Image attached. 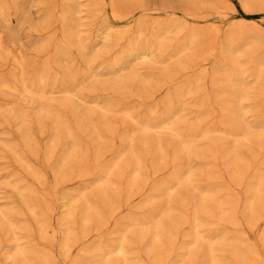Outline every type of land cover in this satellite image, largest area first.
Returning a JSON list of instances; mask_svg holds the SVG:
<instances>
[{
	"label": "rangeland",
	"instance_id": "1",
	"mask_svg": "<svg viewBox=\"0 0 264 264\" xmlns=\"http://www.w3.org/2000/svg\"><path fill=\"white\" fill-rule=\"evenodd\" d=\"M18 1V0H17ZM12 2V0H3V2L1 1V5L3 6L4 5V8H3V11L2 12H0L2 15H0V18H1V20L0 21H2L3 23H0V35H1V37H0V42H1V45L2 46H4V47H6V49L7 50H9L10 51V53H12L11 55H13L14 56V54H16L15 56L16 57H20V54H18V53H20V50H21V56H22V58H26V60H24V59H22V60H24V65L23 66H25L26 65V68L25 67H23L24 69H26V71L25 70H22V69H19L18 68V70H19V72H20V70H22V71H24V73H26V75H23L24 76V79L27 77V79H25V83L27 82V80H29L30 82H27L26 83V86L27 87H29V85H30V88H31V85L33 86V87H35V86H38L37 84L39 83H37L36 81H37V79L35 80L34 78H37V73L39 72V66H38V64L40 65V64H43L44 65V67H41L42 65H40V68L42 69V68H44V69H46L45 71H47V74H49V75H47V76H51V77H47V76H45V86L49 83V85H50V82H48V81H51V84L53 85H50V87H48V85L45 87V96H46V100L43 102V104H47V105H44V106H42L43 104L41 103L40 104V102H38V101H35V99L34 100H32L33 98H31V97H29V96H27V94L25 95V97L27 98V97H29V98H27V100H25L26 98H24V95H23V93H22V91H21V87L19 86V93H21V94H19L20 95V97L18 96V95H16V92H14V93H10L9 92V90H6V89H4L3 90V88H0V91H2V92H0L1 94H3V95H0V96H2V97H0V104H1V102H3V104H1L0 105V109H2V108H4L5 110H0V121H3V120H1V117H5V119L6 118H8L7 119V121H4L3 123V125L2 126H0V129H2V130H0V139H4V140H0V150H2V147L4 148L2 151L3 152H0V163H1V166H0V169L2 168V164L3 165H5V168H6V170L8 171L9 169V171L11 172V169H12V171H14V172H16V173H14V172H7V174H6V170H5V168H3V170H5V171H3L2 169H1V171L2 172H5V173H1V171H0V191L1 192H3V190L4 191H6V192H3V193H6V196H5V194H1L0 195V204L2 205V208L0 207V212H2V213H4L3 211H5L6 209V211H5V214H7V212H8V210L10 211V209H9V207H10V205L9 204H11V203H13V201H9V200H11V198H13L14 199V203H16V204H12L11 206H12V208H14L15 207V212L13 211V210H11V211H13L15 214H16V216L15 217H12V218H14L15 220H16V222H15V224H16V227H18V225L22 222V220H25V221H27V223L25 222V221H23V223H26L25 225L24 224H22V225H24V226H22L21 224V229H19V227L18 228H16V230H17V232L18 233H20V234H22L23 232V234L25 235V231L26 230H28V232L30 233V234H32V235H28L29 233L28 232H26V237H31V239L29 238V240H27V239H22V241L26 244V245H23L24 247H30V246H33L32 247V249L34 248V250L35 249H37L38 248V250L37 251H39V248L41 249V248H45V251L47 250V253H51V256H52V259H51V261L53 260V262H54V259H55V262H54V264H70V261L66 258V256L64 255V253L62 252L63 251V248H61L62 247V244H63V242H61L62 240H63V236H64V226H61V223L63 222L62 220V218H63V216H64V214H65V212H68L69 210H71V209H73V207L76 209L77 208V205H78V210H76V211H79L78 213L80 214V216H77V219H75L76 218V215H77V212L76 211H74L75 212V214H74V217H73V219H74V224L76 225H73V227L75 228V227H77V228H75L76 229V231H77V229H79L80 227H79V220H80V218H81V216L86 212V210H87V205H86V207H85V203L83 202V199L84 198H86V199H90V200H92L91 199V195H93V201H94V203H96V206H97V208H98V206H99V208L98 209H101V211L103 212V213H106V209L105 208H103V207H101L100 205H102L101 203H102V197H100V196H102L101 194H99L100 196H97V198H99L98 200H101V203H100V205H99V203L98 202H95V200H96V198L94 199V197H95V195H94V191H93V189L95 188V185H96V187L98 186V189L102 192L103 190H105V186L103 187V185H105L107 182H105V180L106 181H111V178L110 177H112L114 174H111L112 176H110V173L112 172V170H113V167H110V169H109V166H111L112 165V163L116 160L117 161V159L119 160V158L118 157H120V159H122V156H124V158H123V160L121 161L120 160V162H122L123 163V161H129L130 160V157H128V156H130L129 155V153H125V149L126 148H124V147H127V145H128V140H129V138H127V137H129L130 135H132V131L130 132V128H133V129H137L136 127H135V125H137L136 123L139 121H143V119L146 117L147 118V120L146 119H144V121H151L152 119H149V117L151 118L152 117V114L149 112V110H150V108H151V105H152V107H153V105L155 106V104H154V102L156 103V105H157V107H158V109L157 110H159L160 108H161V104H160V102L158 101L161 97H163V96H165L166 95V93H168L169 92V90H170V94H169V98H170V100H171V102L173 103V105H175V107L173 106V108L171 109L172 111H174V108H176V110H178L179 109V114H178V111H176V113L178 114L177 116H181L180 118H179V120H177L176 122L178 123V121H180L181 120V118L184 116V118H186L187 119V121H186V123L184 122V120H182L183 122H182V126H181V124L180 123H178L177 124V128L179 129V130H182L183 131V129H185V131H183L184 132V135H183V132H180L181 133V135H180V133H178L177 132V130L175 129V126H173L174 127V129H175V131L177 132V133H175V132H172V130L170 129V130H164V129H161L160 131H162V132H160V134L158 135V136H160L159 138H161V133L163 134V133H165L163 136H162V138L166 135V134H170L169 132H171V133H175L176 135L178 134V136H185V135H188V133L190 132L192 135H194V138L197 136V134H198V132L197 131H199V130H202V128L204 129L205 127L206 128H208L210 131H209V137H210V135H212L214 132H216V131H214V128L213 127H215L216 125V127L220 130V132L218 131L217 133H215V135L217 136V138H220V137H223V138H220V139H223V143H222V140H220V142H221V144L224 146V148L225 147H231V144H232V142H233V139L229 136V134H228V132H230V131H235L234 129H236L237 130V127L239 126V123L242 121L241 119L242 118H244L243 120H245V119H247V118H249L248 120H246V121H242L243 123L242 124H244L245 122L247 123V125L248 126H251L253 129H249L248 131L251 133V134H249L248 133V135H250V136H252L253 138H256V133L258 132V130L257 129H259L260 128V131L261 132H259V133H257V135H259L260 134V136L262 135V137H263V135H264V130L262 131L261 129H264V119L262 120L263 121V126H262V122H259L258 123V120L259 121H261V118H264V115L262 116L261 114L263 113L264 114V93L262 94L261 92L263 91L264 92V89H262L263 87H262V85H264L263 83H264V80H263V83H262V85H261V83H259V82H262L260 79L263 77V75H264V73H263V75H262V77L259 79V78H255L254 76H251L252 77V79L250 78V76L248 75L249 73L248 72H250V71H252V69L250 68V67H248L249 65H248V63L247 62H249V61H251V62H249V64H252V62L253 61H255L256 63H258V60L260 61V62H262V58H264V48H262V47H264L263 45H264V0H257V2H256V0H221V1H224V2H226V4L227 5H225V4H223L224 2H221L220 1V3H219V1L218 0H216V1H218V2H210L209 0H186V1H188V2H186L185 0H182L183 1V3H182V1L181 0H148L147 2H148V4H147V2H146V0H113V1H110V0H108L110 3L108 4V1L107 0H94L93 2L91 1V0H75V2H74V0H71L73 3H71L70 2V0H68V1H66V2H63V0H62V3H60L61 2V0H33V1H36V4L39 2V3H41L40 5H36L35 4V2H32L31 0H19L18 2ZM31 1V2H30ZM43 3H42V2ZM49 1V2H48ZM77 1H79V5L77 4V8L76 9H79V13L77 14L76 13V19L78 20V21H76L75 20V13H73L72 14V16H73V19H74V24H72L71 26H72V30H69L70 32L72 31V32H74L75 30H76V28H77V31H76V33H74V34H79L81 31H84V32H82L81 34H79L80 36H78L80 39H84V38H87V37H89V39L87 38V39H84V41L83 40H81L82 41V43H83V46L85 47V45H86V47L85 48H82L83 50H86L85 51V53L88 51V53L87 54H84V52L82 51V49H80V48H78L77 46V48L76 49H78V51L77 50H74L73 48H75V45H72V48L70 49H68L67 48V50H65L66 48H64L63 50H61V48H59V46L61 45V40L60 39H67V38H65L67 35H69L70 34V32L65 28V26L63 27V26H60L61 24H60V22L61 23H63V20H60L61 18H62V16H63V18H65V15H64V13L66 12V10H64V8H65V6H64V4L63 3H65V5H66V8H67V6L69 7V6H71L72 4H74L75 6H76V4L75 3H77ZM86 1H88L87 3H90V4H87L86 3ZM117 1H118V3H119V5H120V7L122 8V10H124V13H125V10H127L126 12H132L131 13V15L129 16V18H125V19H114L112 16H113V14H112V10H110V9H108L109 8V6H110V4H113L114 2V4L113 5H111V9H112V6H116L115 4H117ZM124 1V2H123ZM140 1V2H139ZM160 1V2H159ZM185 1V2H184ZM201 1V2H200ZM9 2H11L12 4H9ZM69 2V3H68ZM112 2V3H111ZM138 2H139V4H138ZM142 2V3H141ZM145 2H146V4H145ZM163 4V5H161L160 6V4ZM166 2V3H165ZM169 2H170V4H169ZM200 2V3H199ZM22 4L21 5V7L19 6V4ZM24 3V4H23ZM32 3V4H31ZM67 3V4H66ZM86 3V4H85ZM97 3V4H96ZM141 3V4H140ZM165 3V4H164ZM177 3V4H176ZM191 5H190V4ZM257 3V4H256ZM26 4V5H25ZM61 4H62V8H61ZM68 4H71V5H68ZM92 4V5H91ZM109 6H108V5ZM187 6H186V5ZM223 4V5H222ZM10 5H14V8H13V10H12V7L10 6ZM17 5H18V7L21 9H19L18 7H17ZM74 5H72L71 6V8L74 6ZM91 5V7H89ZM94 5H95V10H99L98 12H96L95 10H92V9H94ZM170 5V7L169 8H165V6L166 7H168ZM22 6H24L23 8H22ZM60 6V7H59ZM75 6H74V8H75ZM88 6V7H87ZM99 6V7H98ZM117 6H118V4H117ZM123 6H124V8H123ZM160 6V7H159ZM189 6V7H188ZM228 6V7H227ZM8 7V8H7ZM18 8L19 10V12L17 11V9H15V8ZM42 7H44V8H42ZM93 7V8H92ZM138 7H140V8H138ZM141 7H144L145 9L143 10ZM148 7V8H147ZM153 7V8H152ZM184 7V8H183ZM26 8H28V9H26ZM65 8V9H66ZM70 8V7H69ZM70 8V9H71ZM73 8V9H74ZM91 9V11H90V9ZM121 8H119V13L120 14H123V12H120L121 11ZM156 8V9H155ZM160 8V9H159ZM194 8V9H193ZM228 8H230L231 9V11L228 9ZM8 9V10H7ZM15 9V10H14ZM23 9H25L27 12H25V10H23ZM46 9V10H45ZM54 9V10H53ZM61 9V10H60ZM86 9V10H85ZM116 9L118 10V8L116 7ZM147 9H149V10H147ZM150 9H155V10H150ZM165 9V10H164ZM170 9V10H169ZM174 9V10H173ZM185 11H184V10ZM188 9V10H187ZM193 9V11L195 10V12L197 11L198 12V14L200 13V15H204V18H198V17H196V19H194L195 17H193V16H189V14H187V13H191V10ZM8 11V13H7V11ZM49 10V11H48ZM63 10V11H62ZM13 11V12H12ZM14 11H16V12H18V13H15ZM21 11H23V13L24 14H22V12ZM47 11V12H46ZM59 11L61 12H64V13H62V15H59L58 13H59ZM164 11V12H163ZM188 11V12H187ZM190 11V12H189ZM4 12V13H3ZM5 12H6V15H5ZM44 12H46V13H44ZM51 12V13H50ZM96 12V13H95ZM26 13V14H25ZM88 13V14H87ZM97 13H99L100 15H98ZM216 13V14H215ZM4 14V15H3ZM8 14V15H7ZM18 16H17V15ZM43 14H46V16H49L50 14V21H49V19H48V17H46L45 15H43ZM58 14V15H57ZM61 14V13H60ZM85 15V17L83 16V18L81 19L80 18V16L82 17V15ZM94 14H97V15H94ZM112 14V15H111ZM221 14V15H220ZM27 15V16H26ZM55 15H57V17H55ZM89 15H91V16H93V17H91V16H89ZM111 15V16H110ZM3 16H7L6 17V19L7 20H5V17H3ZM15 16V17H14ZM26 17V19H24L25 17ZM42 16V17H41ZM46 18V20L44 19V17ZM52 16V17H51ZM90 17V18H87V17ZM172 16V17H171ZM223 16V17H222ZM18 19H20V20H24L25 22L24 23H26V24H28L27 26L23 23V22H21V23H23L24 24V27H22V26H20V25H23V24H21L20 22H19V20H16L17 18ZM24 17V18H23ZM152 17V18H151ZM175 17V18H174ZM208 17V18H207ZM22 18V19H21ZM27 18H28V20H27ZM44 19L43 20V22H47V24H48V26L46 27V29L45 28H43L42 30L40 29V25H39V23L42 21H40V19ZM111 18H113V19H111ZM161 18V20H159V19ZM172 18V19H171ZM224 18V19H223ZM10 19V20H9ZM58 19V20H57ZM80 19H81V21H80ZM143 19V20H142ZM144 19H145V21H144ZM151 19H152V22H151ZM167 19H170V20H167ZM174 19H175V21H178L177 23L179 24V25H181L182 23H183V25H185L184 26V28H186V29H182V25L179 27V29L180 30H178V31H181L182 30V32H183V34L185 35L186 33H187V31L188 30H190V29H197V30H199V31H201V32H203L205 35L209 32L208 30L212 27V26H215V27H218V29H219V34H218V39L216 38L215 39V45H216V47L215 46H213V47H215V48H213L214 49V51H213V49H211L212 50V52L210 51V48H211V46H210V48H209V50H208V47H209V45H207L206 46V48L204 47V45L202 46L201 44H200V46H198L197 48H198V50H197V48H195L196 49V51L195 50H192V49H189L190 50V52L192 51V54H195V52H196V54L195 55H199L200 54V52H204V54L203 53H201L202 55H200V56H203V57H205L206 59L208 58V56H209V58H208V60H206V61H203L202 59H199V58H194L195 57V55L193 56V55H191V53H190V55L188 54V51L187 50H183V51H180L179 53H180V56H178L177 57V55H176V57L174 56L173 58H172V60H173V64L175 63V65H171L170 63H171V60L170 59H167V58H164L165 57V55L166 54H168L169 52L170 53H172V51H173V49L175 48V41H176V39H174V37H177V36H179V38H178V40L181 38L182 39V37H184V35L183 36H181L182 35V33L179 35L178 33H180V32H178L173 38H172V35H174V34H165V35H167L166 36V38H165V35H163V39L165 40V45H164V47H166L168 50H166V49H164V47L160 50V52L162 53V54H160V53H158V55L156 54L157 52H153V49L151 48V49H148V51H146V53L148 54V55H150V57L148 56V59H144V60H142L143 58H139V59H141L143 62H141V63H143L144 64V62H146V61H148V64H147V62L144 64V65H142L141 63L139 64V59L138 58H136V59H134V58H132L131 60H133L134 62H132L131 64H130V59L128 60L129 61V64H128V61L124 64V63H122V64H120L121 65V67L120 66H118V67H116V70H118L117 71V74H116V70L115 69H112V71H109L110 69H109V67L107 66L108 65V63L110 62L109 60H111L112 58V61L114 60V57H110L111 55L112 56H116L117 55V53L118 52H120V53H124V51L122 50V48L123 47H125L126 48V46H125V43H127L126 42V39H128V40H130L131 38H135L136 36H137V33L140 31L141 32V35H142V38H140V39H142V41L140 40V39H138V41L139 42H143V36H144V38H146V40L147 41H153V40H150V39H152L151 38V36H150V31H152V26H153V22H159L160 21V23H163V21L164 22H174ZM177 19H179V20H177ZM55 20V21H54ZM56 20H57V22H56ZM102 20V21H101ZM137 20H139V21H137ZM163 20V21H162ZM30 21V22H29ZM37 23H36V22ZM104 21V22H103ZM16 22V23H15ZM27 22H29V23H27ZM33 22H35V23H33ZM45 22V23H46ZM76 22H78V23H76ZM80 22H83L84 24V26H82L81 24L82 23H80ZM105 23V25H102L101 23ZM143 22H145V23H147L148 25H146L145 23L143 24ZM231 22V23H230ZM44 23V24H45ZM54 23V24H53ZM56 23V24H55ZM89 23V24H88ZM152 23V25H150ZM30 24V25H29ZM40 24H42V23H40ZM43 24V25H44ZM50 24V25H49ZM60 24V25H59ZM80 25L81 27H78V26H76V25ZM100 24H101V26H103V27H101L100 26ZM142 24H143V26L145 25V27H146V29L147 30H145V27H143V29L141 28L142 27ZM243 24V25H242ZM7 25V26H6ZM39 25V26H38ZM109 25V26H108ZM139 26V27H136V26ZM250 25H251V27H250ZM46 26V25H45ZM45 26H43V27H45ZM59 26H60V28H59ZM76 26V27H75ZM98 26V27H97ZM107 26V27H106ZM121 26H123V27H121ZM237 26V27H236ZM31 27H33V28H31ZM36 27H37V29H36ZM41 27H42V25H41ZM61 27H62V31L61 32H63V31H65V32H63V33H60V30H61ZM100 27V28H99ZM105 27V28H104ZM111 27V28H110ZM113 27H115V28H113ZM136 27V28H135ZM233 27H235V28H237V31H236V29L235 28H233ZM251 29H250V28ZM18 28H19V30H18ZM38 28H39V30H38ZM64 28V29H63ZM88 28V29H87ZM107 28V29H106ZM139 28V30H136V29H138ZM12 29H15V30H12ZM25 29V30H24ZM30 29V30H29ZM35 29V30H34ZM60 29V30H59ZM95 29V30H94ZM100 30V32H99V30ZM253 29V30H252ZM33 30V31H32ZM37 30V31H36ZM116 30H121V31H118V33H115V31ZM136 32H135V31ZM144 32H143V31ZM244 30H246V33H245V31ZM247 30H249V32H250V35H252V33H253V35H255V36H253V39H252V36H250V35H248L247 33ZM252 30V31H251ZM255 30V31H254ZM12 31L15 33V31L18 33H16L17 35H15V34H13L12 33ZM68 31V32H67ZM90 31V32H89ZM105 31V32H104ZM106 31H107V33H109V34H107V36H106ZM110 31V32H109ZM111 31H113V36L114 35H116L117 37H121V39H117L114 43H113V39H114V37L112 36V32ZM239 31H244V32H240L239 33ZM8 32V33H7ZM11 32V33H10ZM33 32V33H32ZM34 32H35V34H34ZM78 32V33H77ZM98 34H97V33ZM125 32V33H124ZM186 32V33H185ZM233 32L235 33V35L233 34ZM258 32V33H257ZM28 33V34H27ZM65 33V34H64ZM67 33V34H66ZM102 33H104V34H102ZM115 33V34H114ZM124 33V35H122ZM130 33V34H129ZM144 33H146V34H148V36L146 35V34H144ZM243 33V34H242ZM135 34H136V36H135ZM144 34V35H143ZM241 34L243 35V37L245 36V38L246 39H243L242 38V41L244 42L245 40L249 43V42H251L252 43V40H253V43H252V45H251V43H249V46H248V43L246 42V44H244L242 41H241V39L239 38V37H242L241 36ZM257 34H259L258 36H257ZM9 35V36H8ZM10 35H12L11 37H12V39H11V37H10ZM19 35V36H18ZM65 37H64V36ZM83 35V36H82ZM85 35H86V37H85ZM90 35V36H89ZM94 35V36H93ZM98 35H101V37L100 38H103V42H102V39L100 40V38H99V36ZM17 36V37H16ZM54 36V37H53ZM62 36V37H61ZM70 36V35H69ZM91 36H92V38H91ZM123 36V37H122ZM134 36V37H133ZM146 36V37H145ZM169 36H171V37H169ZM222 36H223V38H222ZM251 38H250V37ZM9 37H10V39H9ZM19 37V38H18ZM73 37V36H72ZM72 37H69L70 38V41H67L68 42V44L70 45V47H71V43H72V41H71V39L72 40H74L75 39V36L72 38ZM83 37V38H82ZM116 37V38H117ZM129 37V38H128ZM131 37V38H130ZM248 37H249V39H248ZM255 37V38H254ZM259 37V38H258ZM14 38H17L19 41H17L16 39H14ZM93 38H94V40H93ZM100 40V41H98V39ZM234 38H235V40H234ZM261 38V39H260ZM38 41H37V40ZM97 39V40H96ZM104 39H105V41H104ZM109 39V40H108ZM169 39V40H168ZM174 40L173 42H171L170 40ZM240 40V41H238L239 43H237V40ZM256 39V41H254ZM259 39V40H258ZM16 40V41H15ZM91 40H93L94 42H92ZM127 40V41H128ZM167 40L169 41V43L167 42ZM177 40V41H178ZM225 40H226V42L227 43H225V44H223V42H225ZM11 41H14L15 43H16V45H15V43L14 42H12V44H11ZM50 41V42H49ZM106 41H108V42H106ZM144 41H145V39H144ZM177 41H176V43H177ZM220 41V42H219ZM258 41H259V44H258ZM28 42V43H27ZM58 42H60V43H58ZM63 42H64V40H63ZM62 42V44L64 45L65 43H66V41H65V43H63ZM71 42V43H70ZM74 42V44H75V40L73 41ZM91 42H92V45H91ZM96 42V43H95ZM254 42H257V44L258 45H254ZM36 45H34V44ZM85 43V44H84ZM218 43H219V45H218ZM235 43V44H234ZM261 43V44H260ZM9 44H11V45H9ZM73 44V43H72ZM88 44V45H87ZM89 44L91 45V47H89ZM170 44H172V45H170ZM220 44H221V46H220ZM239 45L238 47L237 46H235V45ZM13 45L15 46V47H13ZM67 45V44H66ZM65 45V46H66ZM68 45V46H69ZM101 45V46H100ZM174 45V46H173ZM222 45H224L225 47H223ZM232 47H231V46ZM233 45H234V48H233ZM248 47H247V46ZM250 45H251V47H250ZM254 45V46H253ZM1 46V47H2ZM37 46H39L38 48H37ZM62 46V45H61ZM68 46H66V47H68ZM74 46V47H73ZM115 46V47H114ZM119 46H122V47H120V49L122 50V52L121 51H119ZM167 46H169V47H167ZM243 46V47H242ZM257 46V47H256ZM259 46V47H258ZM262 46V47H261ZM4 47H2V48H4ZM33 47V48H32ZM54 47V48H53ZM103 47V48H102ZM171 47H173L172 48V50H171ZM203 47H204V49H203ZM223 47V48H222ZM227 47L229 48L228 50H230L231 49V51H225V50H227ZM240 47H242V48H240ZM11 48L14 50H12V52H11ZM19 48V49H18ZM21 48V49H20ZM35 48H36V50H35ZM39 48L41 49L40 51H39ZM87 48V49H86ZM125 48H123V49H125ZM221 48L222 49H224V48H226L225 50H223V51H225V52H227L226 54H225V52H224V54H222L223 53V51H221ZM262 48V49H261ZM5 48H4V50H6ZM30 49V50H29ZM98 49V50H97ZM107 49V51L108 52H106V51H103V50H106ZM200 49H202V50H200ZM205 49H207V51H204ZM233 49V50H232ZM3 49H1L0 48V54L4 51ZM55 50L57 51L56 53H55ZM60 50L63 52V54L61 55V54H59L58 55V53L60 52ZM68 50H70V51H68ZM81 50V51H80ZM155 50V49H154ZM167 52H166V51ZM200 50V51H199ZM235 50H236V52H235ZM238 50V51H237ZM259 50V51H258ZM16 51V52H15ZM17 51H19V52H17ZM39 51V52H38ZM70 53H68V52ZM75 51H76V53H75ZM93 51H94V53H93ZM96 51V52H95ZM165 51V52H164ZM221 51V52H220ZM234 51V52H233ZM15 52V53H14ZM53 52V53H52ZM67 52V53H66ZM101 54L102 53V56H104V57H102L101 55H99V53ZM199 52V53H198ZM235 53V54H233V53ZM4 53H6V52H3V54H2V58L0 59V74H1V76H2V80L3 79H5L7 82H9V83H11L12 82V75H13V72L15 73V76L18 78V77H20L19 75L21 74V72H20V74L17 72L16 73V70H14L15 69V67H14V65H11V63H12V60H11V58L13 57V56H11L10 54H8L10 57H7ZM44 53V54H43ZM55 53V54H54ZM78 53V54H77ZM98 53V54H97ZM105 53V54H104ZM106 53H109V55H106ZM115 53H116V55H115ZM120 53H119V55H120ZM155 53V54H154ZM169 53V54H170ZM244 53H245V55H244ZM255 53H257L259 56H261V53H262V56L261 57H259L257 54H255ZM36 54V55H35ZM69 55L68 57L66 56V55ZM75 54H77V55H75ZM79 54H81V55H79ZM96 55V56H98L99 55V57L101 58H103V59H99V57L97 58V61L95 62V57L96 56H93L94 58H92V56H89V55ZM184 54H185V56H187L186 58L188 59V57H192V59H194V68L192 67L191 68V65H193V64H191L190 65V68H188L186 71H184V73L182 74V71H180L179 72V70H178V65H176L177 64V62H183L182 60H180V59H183L185 56H184ZM187 54V55H186ZM233 54V55H232ZM19 55V56H18ZM53 55V56H52ZM57 55V57H54V56H56ZM86 55V56H85ZM89 57H88V56ZM151 55L154 57V58H152L151 57ZM157 55V56H156ZM161 55H163L162 56V58H161ZM179 55V54H178ZM240 55H241V57H240ZM255 55H257V56H255ZM27 56V57H26ZM32 56V57H31ZM62 56L64 57V58H68V60H66V59H63L62 58ZM121 56V55H120ZM220 56H221V58H220ZM247 58H246V57ZM55 58V60H54V58ZM58 57H60L61 58V60L58 58ZM69 57L70 58H72L71 60H69ZM84 59H83V58ZM85 57H87V58H85ZM110 57V58H109ZM119 57V56H118ZM8 58V59H7ZM10 58V59H9ZM31 58L33 59L32 61H31ZM44 58V59H43ZM51 58H52V61H51ZM81 58V60H79ZM89 58H91V59H93V63H91L92 62V60L91 59H89ZM115 58H117V57H115ZM178 58V59H177ZM261 58V59H260ZM7 59V60H6ZM57 59H58V61H57ZM75 59V60H74ZM87 59V60H86ZM98 59H99V61H98ZM104 59H107V61L105 62V60ZM109 59V60H108ZM162 59V60H161ZM166 61H165V60ZM176 59H177V61H176ZM185 59V58H184ZM233 59V60H232ZM243 59H247V62H244V60ZM251 59V60H250ZM28 60V61H27ZM50 60V61H49ZM61 62H60V61ZM64 60H65V62H64ZM72 60H74V61H72ZM83 60L85 61H87L88 62V60H90L91 62H88L87 64H85L86 63V61H85V63L83 62ZM104 61L105 63L103 64V62L102 61ZM140 60V61H141ZM154 60H155V63H154ZM160 60V61H159ZM163 60L165 61V62H170V63H164L163 62ZM180 60V61H179ZM230 61L231 60V63H226L227 61ZM236 60L237 61H241V65H242V67H244L243 68V70L245 71V66H247V72L245 71L244 73L245 74H243V75H241V77L239 76V75H231L232 77H231V79H229V77H227V75L228 74H231L230 72H232V70L236 67ZM253 60V61H252ZM53 61H56V62H53ZM69 63V64H71L72 62L74 63V65H73V63L71 64V65H69L67 62ZM81 61V62H80ZM101 61V62H100ZM111 61V62H112ZM135 61H138V63L134 66V67H132L133 65V63H136ZM150 61H152V62H150ZM160 62V64H158L159 62ZM201 61V62H200ZM228 61V62H229ZM235 61V66H234V64H233V62ZM264 61V60H263ZM25 62H27V63H25ZM46 62H48V63H46ZM53 63L52 65H50L51 63ZM61 64H60V63ZM66 64H64V63ZM100 62V63H99ZM110 62V63H111ZM163 62V64H166V66L168 67V65L170 64V66H169V68H168V70H167V68H166V66L165 67H163V64H162V66H160L161 65V63ZM184 62H186V61H184ZM199 62V63H198ZM243 62L244 63H247L246 65H243ZM36 63V64H35ZM97 63H99V69H98V65H97ZM149 63H150V65H149ZM156 64V65H154V66H156L155 68L153 67V65L152 64ZM198 65H197V64ZM204 63H207V64H204ZM254 63V62H253ZM13 64V63H12ZM46 64H47V67H48V65H49V69L48 68H46ZM58 64H60V67L59 66H57ZM88 64H89V66H88ZM91 64H92V68L91 69H89L90 67H91ZM199 64H202V65H199ZM204 64V65H203ZM225 64H227V65H225ZM1 65H3V66H1ZM5 65V66H4ZM33 65V66H32ZM67 65H69V67L67 66ZM73 65V66H72ZM106 65V67H104V66ZM122 65L123 66H125V68L124 67H122ZM130 65H132L131 67H130ZM159 66V68L161 67V68H163V69H161L160 68V70L161 71H163L164 70V68H166L165 70L166 71H169V73L168 74H170V72H171V76H172V78H171V76H168L167 75V73L165 74V72L163 71V73L161 74V72H159L160 70L159 69H157L158 68V66ZM225 65V66H224ZM62 66L63 67H65V66H67V69H66V67L65 68H62ZM97 66V72H96V68L95 67ZM174 66V68L173 69H177L176 71L175 70H172L171 68ZM198 66V67H197ZM202 66H205V68H206V71H207V75L205 76V74H200L199 72H198V68L199 67H202ZM219 66H221V67H223V68H221V67H219ZM227 66V67H226ZM253 65H251V67H252ZM1 67H3V68H1ZM13 68V70L12 71H10L12 68ZM38 67V68H37ZM84 67L86 68V69H84ZM102 67H104V69L102 68ZM137 67H139V68H137ZM141 67V68H140ZM195 67H197V68H195ZM234 67V68H233ZM30 68V69H29ZM37 70H36V69ZM58 68H59V71H58ZM63 70H61V69ZM70 68H72V70H70ZM78 68V69H77ZM109 70H108V69ZM118 68V69H117ZM130 68H132V69H134V74L136 73V76L137 77H139V79L136 77V79H138V80H143L142 82L143 83H145L146 82V85H144L141 81H138L137 82V80H136V82L132 79L131 81H129V79H127V78H125V77H128L126 74H131L132 76L134 75V74H132V73H130V70H132V69H130ZM227 68V69H226ZM231 68H233L232 70H231ZM251 70H250V69ZM34 69V70H33ZM39 69V70H38ZM76 69L78 70V73H77V71H76ZM119 69H122V71H120ZM135 69L137 70L136 72H135ZM190 69V70H189ZM49 70V71H48ZM69 70V71H68ZM73 70H74V72L76 73V74H74L75 76H74V79H78V76H79V78H81V79H78V80H71V79H68L67 77H63V74H62V78H60V75H61V73H64V72H66V71H68L69 73L71 72V73H74L73 72ZM81 70H83V71H81ZM85 70H86V73H87V75H88V72L89 71H91V72H89V75H88V77L86 78V73H85ZM106 70V71H105ZM148 70V72H145V71H147ZM152 70H154V71H152ZM170 70H172V71H170ZM222 70V71H221ZM250 70V71H249ZM7 71V72H6ZM52 71H54V75L51 73ZM60 71H62L61 73H59ZM88 71V72H87ZM107 71H109L110 73H108ZM113 71H115V72H113ZM138 71L140 72V74H138ZM158 71V72H157ZM174 71L175 72H179V73H175L174 74ZM35 72V75H33V73ZM68 72H66L67 73V75L69 74ZM82 74H81V73ZM92 72H95V73H92ZM106 72L108 73V74H106ZM129 72V73H128ZM149 72H151V73H149ZM155 74H154V73ZM225 72V73H224ZM4 73V74H3ZM8 73H10V74H8ZM23 73V74H24ZM56 73L58 74V75H56ZM66 73H64V75L66 76ZM105 73V74H104ZM114 73V74H113ZM119 73V74H118ZM141 73L144 75V76H148V75H145V74H149V79L147 78L146 79V81H145V79L144 78H146V77H144V76H142L141 75ZM224 73V74H223ZM19 74V75H18ZM52 74V75H51ZM78 74H80V75H78ZM86 76H85V75ZM91 74V75H90ZM97 74H99V76L98 77H96L97 76ZM110 74H111V77H110ZM161 74V75H160ZM8 75H10V77L8 76ZM78 75V76H77ZM92 75H95V77L93 76L92 77ZM126 75V76H125ZM139 75V76H138ZM140 75L143 77V79H140L141 77H140ZM155 75H157V77L155 76ZM167 75V76H166ZM5 76H6V78H5ZM35 76V77H34ZM56 76H57V78H56ZM77 76V77H76ZM83 76H85V77H83ZM90 76V77H89ZM122 76V77H121ZM161 76V77H160ZM164 76V77H163ZM186 76V77H185ZM191 76H193V77H191ZM221 76L222 77H224L223 79H224V81L222 80V78H221ZM243 76V77H242ZM247 76H249V78H250V80H249V78L247 77ZM4 77V78H3ZM28 77H29V79H28ZM46 77H47V79L48 80H46ZM54 79H56V80H54ZM114 77H117V78H115V80L117 79H120L119 81H121V80H123V78L125 79V81H124V85H123V81H121V82H119V81H117V83H120V85L122 84L123 86H125V87H127V86H131L130 85V83L129 82H131V83H133V85L131 86V88H128L129 90H128V92L130 91L131 92V94H134V95H136L135 97H134V95H133V97H131L132 95L130 94V97H128V95L127 96H123V97H121V94H119L118 92H117V89H119L118 91H121L120 93H122L123 92V88H121L120 87V85L118 84H116V81H115V83H114ZM119 77V78H118ZM166 77H168V78H166ZM170 77V78H169ZM187 77L190 79V81H188L189 83H193L192 85V89L196 86V84H199L200 85V88H199V92H197L196 91V96H193V98H192V95H187V96H184V97H188L190 100H193V101H191L190 102V100L188 99V98H184V97H176L175 98V94L177 95L178 93H177V91H178V86L182 83V81H183V83L182 84H189V83H187L186 82V80H187ZM216 77V78H215ZM218 77V78H217ZM247 77V78H246ZM11 78V79H10ZM53 80H52V79ZM85 80H84V79ZM92 78V79H91ZM94 78V79H93ZM96 78H102V79H100L101 81H103V82H106V80H110L111 79V81H113L112 83H114V84H112L111 83V81L110 82H107V83H111L110 85H114V87L113 88H111L112 90H110V92H108L109 91V89H108V85H106V83H105V85L106 86H108V87H106L105 85H104V83H103V85L102 86H100L101 88V90L99 89V85H101L102 84V82L101 81H98ZM109 78V79H108ZM129 78V77H128ZM161 78H163L164 79V81H165V83H167V84H165L162 80L163 79H161ZM186 78V79H185ZM191 78H193L192 79V81H191ZM197 78L198 79H201L202 80V84L199 82L200 80H198L197 81ZM214 78L215 79H218L216 82H215V80H214ZM242 78H245V79H242ZM31 79H32V82H33V79H34V81L35 82H33V84H31ZM51 79V80H50ZM67 81H66V80ZM83 79V80H82ZM88 79H90L89 81H90V85L92 84V86H94L95 85V87L99 90H93V89H95L94 87H93V89H90V91H89V88H87V86H89V85H85V86H83V84H82V81H83V83L84 82H86V83H88L89 81H87ZM105 79V80H104ZM126 79L129 81H126ZM151 79V81H150V83H148L149 82V80ZM159 79V80H158ZM174 79V80H173ZM188 79V80H189ZM226 79H228V83H230V84H228V83H226ZM240 79V80H239ZM255 79H257L256 81H255ZM260 81H259V80ZM1 80V79H0ZM9 80H11V81H9ZM61 80V81H60ZM64 81V83L65 84H67L68 83V85H65L64 83H63V81ZM79 80H80V83H79ZM82 80V81H81ZM94 80H97L98 82L97 83H99L97 86H96V81L93 83V81ZM156 81V82H154V83H156V86H157V89L155 88V87H153V86H155L154 85V83H153V86L151 87V83H152V81ZM170 80V81H169ZM211 80V81H210ZM233 80L234 81H237V82H233ZM249 80V82L250 83H248L247 81ZM253 80V81H252ZM56 81V83H54ZM133 81V82H132ZM162 81V85H164L163 86V88L161 87V85L159 84V82H161ZM177 81V82H176ZM194 81H196L195 83H194ZM259 81V82H258ZM70 82V83H69ZM126 82H128V83H126ZM223 82L225 83V84H228L229 86H230V90L228 89V85H223ZM231 82H233V83H231ZM253 82H256V85H259L260 84V87L258 86V87H256V85H255V83H253ZM37 83V84H36ZM57 83L58 84H61L60 86L59 85H57ZM126 83V84H125ZM139 85H138V84ZM141 83V84H140ZM180 83V84H179ZM27 84H29V85H27ZM55 84V85H54ZM64 84V85H63ZM74 85V87H70V85ZM129 84V85H128ZM135 84L137 85V86H135ZM143 84V85H142ZM159 84V85H158ZM176 84H177V86H176ZM179 84V85H178ZM236 86H235V85ZM35 85V86H34ZM82 85V86H81ZM119 86V87H117V86ZM127 85V86H126ZM141 85V86H140ZM149 85V86H148ZM233 85H234V87H233ZM238 85H239V88H238ZM249 85H253V87H251V86H249ZM62 86V88L60 89V87ZM69 88H68V87ZM79 86H81V88L79 87ZM91 86V87H92ZM103 86H105L104 88H103ZM115 86L117 87L116 89H114L115 88ZM146 86L147 87H149L150 89H148V88H146ZM208 86V87H207ZM222 86H226L224 89L223 88H220V87H222ZM231 86H232V88H231ZM240 86H242V87H244L243 88V90H242V87H240ZM47 87L48 88H50V89H47ZM51 87H53L52 89H51ZM66 89V87H67V90H69V91H67V93H68V95L72 92V89L74 90V92H72L69 96H70V98H71V100H72V96H73V100H74V102H76L77 103V101H79V102H81V101H84V104L87 106L88 104H89V101L88 100H86L85 98H89V100L91 101V99H93L91 102H90V104H89V106H91V108L88 106L87 108H90L89 110H90V112L91 111H95V110H97V109H99L100 110V112L101 113H103L102 111H104L105 113H103L102 114V116L104 115V117L102 118V121L104 122H102L101 123V113L100 114H98V115H96V112L98 111L99 112V110H97V111H95L93 114H92V117L90 116V118H89V115H91V114H89V111L88 112H84L85 111V108H86V106L84 105H82V104H79L80 105V107L82 106V108H83V112H81L82 110H81V108H79L80 110V116L82 117V119L83 120H79L78 122H81V123H83V125L84 126H86V127H84L83 126V129H82V126H81V124H79L78 122H77V118L76 117H78V115H79V111H78V115H77V111L76 110H78V107H74V110L75 111H73V112H71L72 110H73V106H71L72 107V109L70 110L69 109V106L67 107V105H66V111H65V114H64V110H65V108H63V107H65V105H64V103H63V100L62 99H59V98H62L65 94H66V91H63V92H65V94L64 93H61L60 94V91L63 89L64 90V88ZM77 87H79L81 90H79V89H77ZM139 87H140V89H141V92H143V93H140L141 95L142 94H146L147 93V91H148V94H149V92L151 93L152 91H153V89H154V91H153V93L152 94H154L153 96H151L152 94H149L148 95V97H151V99H148V98H145V96L146 95H143L144 97H142L141 95H139L138 93L140 92V89H139ZM159 87V88H158ZM218 87V88H217ZM246 87L247 88H249V89H247V90H250V93H249V91H246ZM107 88V89H106ZM135 88H137L136 90H134ZM153 88V89H152ZM203 88H204V90H203ZM253 88V89H252ZM254 88H256V89H254ZM261 88V89H260ZM46 89H47V91H46ZM56 89H58L57 91H56ZM71 89V90H70ZM75 89H77L78 91L77 92H75ZM83 89H86V91H89V93H88V95L86 94V91L85 90H83ZM88 89V90H87ZM131 89V90H130ZM146 90V91H143V90ZM152 89V91H150ZM162 89V90H161ZM169 89V90H168ZM176 89H177V91H176ZM224 91V93L226 94V96L228 97V94H230V96L232 95V93L234 94V98H232L233 97V95L231 96V98L232 99H234V100H236V101H230L231 99H230V96H229V99L230 100H228V98H223L222 99V95H220L219 94V92H221L222 90ZM228 89V90H227ZM238 89V90H237ZM240 89V90H239ZM244 89H245V92L247 93V95L245 96L244 95V93H242V91H244ZM6 90V91H5ZM51 92H50V91ZM83 90V91H82ZM137 90L139 91V92H137ZM168 90V91H167ZM172 90V91H171ZM176 92H175V91ZM231 90H232V92H231ZM242 90V91H241ZM256 90H260V91H258V92H256V94L257 93H260L261 95H259L260 96V98L259 99H257L258 98V96H256L255 94H254V92L256 91ZM52 91H53V93H52ZM79 91H82V93L81 92H79ZM113 91L115 92H117L118 94H119V96L120 97H117L118 96V94H116L115 95V93H113ZM125 91H126V93H127V90H126V88H125ZM134 91H135V93H134ZM226 91H230V93L229 92H226ZM234 91H240V92H238V94H235L236 92H234ZM253 93H252V92ZM7 92V93H6ZM50 92V94L49 95H51L50 97H49V95H48V93ZM57 92V93H56ZM62 92V91H61ZM85 94H84V93ZM92 92H95V94H91ZM111 92H112V94H114V95H112L111 94ZM129 92V93H130ZM137 92V93H136ZM144 92H146V93H144ZM173 92H174V96H173ZM218 92V93H217ZM7 94L8 96L9 95H14V96H12L13 97V99H15V100H13L12 99V97L10 96V98L12 99V102H11V99H9L8 100V96H4V94ZM9 93V94H8ZM79 94L78 95V97L77 96H75V95H73V94ZM82 95H81V94ZM100 93H102V94H100ZM103 93H105V94H103ZM124 93V94H123ZM122 93V95H126V93L125 92H123ZM198 93V94H197ZM199 93H200V95H199ZM251 93H252V96H251ZM17 94H18V91H17ZM89 94H91V96H93V97H95V98H90L91 96L89 95ZM138 94V95H137ZM195 94V93H194ZM21 95H22V97H21ZM58 95V96H57ZM82 96V98H81V96ZM84 95H86V96H84ZM100 95L102 96V97H100ZM201 96V97H199V96ZM244 95L245 96V98H248L249 96L251 97V100L253 101V103L251 102V100H248V101H245V100H247V99H245L244 100V97H243V100L245 101H243V100H241L240 98H242V96ZM7 99V102H6V100H5V98ZM52 96H54V97H52ZM69 96H67V98L69 97ZM80 96V97H79ZM84 96V97H83ZM96 96L98 97V99L100 98V99H102V100H98L97 98H96ZM104 96V97H103ZM107 96V97H106ZM112 96H114V97H116L117 98V100H120L117 104L119 105V106H125L124 108L126 109L127 107L128 108H130V112H131V115H132V117L130 118V121H129V118H128V120H126V118L124 119V115L120 112V110L121 109H123L122 107L120 108V107H118L117 106V104L115 105V103H114V105L112 104L113 102H109V99H110V97H111V99L110 100H115L114 98L112 99ZM137 96H139V97H137ZM172 98H171V97ZM199 97V98H195V97ZM218 96H219V98H218ZM235 96H237V98L235 97ZM256 96V97H255ZM48 97V98H47ZM51 97H52V99H51ZM75 97H76V100H75ZM105 97L107 98V100L105 99ZM147 97V96H146ZM160 97V98H159ZM210 97V98H209ZM238 97H239V99H238ZM250 97L248 98V99H250ZM261 97H262V99H261ZM20 98H24V99H20ZM66 98V97H65ZM79 98H80V100H79ZM87 98V99H88ZM143 98V99H142ZM180 98H181V100H180ZM29 99V100H28ZM30 99H31V101H30ZM83 99H85L86 100V102L88 103H86L85 102V100H83ZM105 99V100H104ZM141 101H140V100ZM19 100V101H18ZM54 100V101H53ZM56 100L58 101V100H60V101H58V102H60V104L63 106H60V104H58L57 102H56ZM68 100H69V98H68ZM117 100H116V102H117ZM128 100V101H127ZM178 100H180V102H182V101H184V100H186V101H189V102H186V101H184L183 103H180ZM197 100H200L199 102L200 103H198L197 102ZM222 100H228L229 101V103L231 104V102L234 104V106L231 104V106L228 104V102H226V101H224V103H223V101ZM241 100V101H240ZM261 100V101H260ZM14 101H18L17 103H18V105H16V104H14L13 102ZM28 101H30V102H38L37 104L34 102V105H32V103H29L28 104V102L26 103V102ZM48 101H50V102H48ZM102 101V102H101ZM123 101V102H122ZM161 101V100H160ZM205 101V102H204ZM15 102V103H16ZM47 102V103H46ZM54 102H56V103H54ZM73 102V101H72ZM104 102H105V104H104ZM115 102V101H114ZM136 102V103H135ZM203 104H205V106H203L202 105V103ZM238 104V102L240 103V106H239V104L237 105L236 103ZM242 102V103H241ZM248 102V104H246ZM70 104L71 102H67V103H65V104ZM83 103V102H82ZM110 104V105H112V107L114 108H110L109 106H107V104ZM125 103V104H124ZM131 103V104H130ZM141 105H140V104ZM151 103H153V104H151ZM160 105H159V104ZM185 103V104H184ZM190 103V104H189ZM221 103H222V105L224 106V108L227 106H229L228 108H230V111L232 110L233 111V113H234V115L233 114H230V113H232V112H229V111H226V108H225V110L223 109V106L221 105ZM227 103V105H225ZM35 104L38 106V108L35 106ZM55 104H58V107L59 108H61L62 107V111L61 110H58L59 108H56L57 107V105H55ZM73 104H75V103H72V104H70V105H73ZM96 104V105H95ZM104 104V105H103ZM129 104V105H128ZM149 104H151L150 105V108H148V107H146L147 109H149V110H147L144 106H147V105H149ZM184 104V105H183ZM198 106H203V107H201V109H205V113H203V111L201 110V109H199L198 110V108H197V105ZM199 104H201V105H199ZM236 104V105H235ZM246 104V105H245ZM251 105V107L252 106H254V107H252V109H251V107H249L250 105ZM4 107H3V106ZM10 105H11V107H10ZM16 105V106H15ZM32 106V107H34V108H30V106ZM93 105V106H92ZM96 107H95V106ZM98 105H102V106H98ZM106 105V106H105ZM159 105V106H158ZM177 105V106H176ZM179 105V106H178ZM180 105H182V106H184L185 108H183L184 110H186V111H182V110H180V108L182 109V107H180ZM193 107H192V106ZM196 105V106H195ZM242 105L243 106H248L249 108H247V110H246V108H244V107H242ZM258 105V106H257ZM21 106V107H20ZM45 106H48V107H46L45 108ZM75 106H78V104H76ZM115 106H116V109H117V107H118V109H117V112H115L116 110H115ZM233 106V107H232ZM236 106V107H235ZM42 107H44V109H42ZM93 107H95L94 109H93ZM105 107V109H102V108H104ZM180 107V108H179ZM187 107H190V109L192 108L193 110L190 112V109L188 108V110H187ZM204 107H206V108H204ZM236 109H235V108ZM239 107H241V109H239ZM257 107H261L260 108V110L258 111V109L259 108H257ZM8 108H10V109H8ZM11 108H12V110H11ZM19 108V109H18ZM21 108H23L24 110H25V112H23V114L22 115H20L19 116V114L21 113L20 111H21ZM36 108V109H35ZM39 108H41L42 110H46V109H49V111H51L53 108L54 109H57V111H58V115H59V117H57V114H55L53 111H55V110H52L51 112H53V114L52 115H50L49 113H48V111H45V112H47L46 114H47V116H48V114L50 115V117H51V120L50 119H48V117H47V119L49 120V123H47L48 121H46V117L43 119V118H40L39 117V119H38V121L41 123V121H40V119H42V122H44V121H46V122H44L42 125H44L43 127H44V129H42V130H39V131H41L42 132V134L40 135V134H37V131L38 130H34V129H39V128H42V125L40 126V125H38L37 123H38V121H37V117H34V116H37V115H42L43 114V111L42 110H40ZM51 108V109H50ZM86 108V111L88 110ZM142 108V109H141ZM144 108H145V110H144ZM194 108H195V110H196V114H195V112H193V111H195L194 110ZM197 108V109H196ZM200 108V107H199ZM210 108V112L212 113V115H210L211 113L209 112V110L207 111V109H209ZM227 108V110H229ZM237 108H238V110H239V112H238V110H237ZM244 108V109H243ZM19 110V111H15V110ZM22 109V110H23ZM29 109V110H28ZM111 113V115H110V113L107 111V110ZM111 109H113V110H115V111H112L111 112ZM163 109L164 110H162L161 109V111L160 112H163V111H165V108L163 107ZM12 111L13 112V114H11V112H9V111ZM15 111V113L16 114H14V111ZM33 112H32V111ZM38 110H40V112L38 111ZM70 110V111H69ZM106 110V111H105ZM145 112H148V114H146V113H143L144 111ZM223 110H224V112H223ZM235 110H236V112H235ZM241 110H243V111H241ZM246 111V113H244L243 114V112H245ZM249 110V111H248ZM4 111V112H3ZM7 111V112H6ZM36 111V112H35ZM119 111V112H118ZM142 111V112H141ZM167 111V110H166ZM165 111V112H166ZM207 111V112H206ZM256 111V112H255ZM35 112V113H34ZM71 113V114H68V113ZM97 112V113H98ZM107 112V113H106ZM164 112V113H165ZM186 112V113H185ZM199 113V116L197 115L198 113ZM249 112V113H248ZM261 112V113H260ZM5 113V114H4ZM10 113V114H9ZM17 113H18V116L19 117H21V118H19L18 116H17ZM24 113L26 114V115H24ZM29 113V114H28ZM42 113V114H41ZM86 113H88V115L86 114ZM109 113V114H108ZM133 113V114H132ZM144 114V115H142V114ZM174 113V115H176L175 114V112H173ZM180 113H182L181 115H180ZM190 113V114H189ZM191 113H194L195 115H197V116H195L194 118H196L197 119V117H198V119H197V124H196V120H190V118H191V116L193 115V114H191ZM209 115H208V114ZM228 113H229V115H228ZM250 113H251V115H250ZM259 113V114H258ZM8 114V115H7ZM45 113L42 115V117H44L45 115H46ZM62 114H64V115H62ZM84 116H83V115ZM106 114V115H105ZM110 116V117H107L108 115ZM112 114H114V115H112ZM139 114H140V116H139ZM145 114H146V116H145ZM150 114V115H149ZM189 114V116H187ZM202 114H205L207 117L205 118V117H203V116H205V115H202ZM219 114H220V116H219ZM236 114H237V116H236ZM241 114V115H240ZM244 116H243V115ZM256 114H258L259 115V117H258V115H256ZM11 115H12V117L14 118V120H12L13 118L11 117ZM28 115V116H27ZM29 115L31 116H33V119L35 118V120H36V125H38V126H40L39 128H36L35 126H34V123H35V120L32 122V118L30 117L29 118ZM71 115V116H70ZM86 115H87V117H86ZM118 115V116H117ZM123 115V116H122ZM140 117V120L138 119L137 121H135L136 123H133V121L134 120H136L135 118H133V116L134 117H137V118H139L138 116ZM202 115V116H201ZM225 115V116H224ZM228 115V116H227ZM27 116V117H26ZM55 116L58 118L57 120L58 121H60V117H64V119L65 120H63V119H61V121H63V122H65L66 124H68L73 130H74V132H75V135H76V137H78L77 139H79L80 140V142H81V144H79L78 145V148H77V152H76V155L78 154V151L79 150H81L82 152H83V154L86 152L85 150H83L85 147H87V148H85V149H87L88 150V154H87V156H86V154L84 155L85 156V158L87 159H84L83 158V156H82V154H81V152H80V154H81V166H82V158H83V165H85L83 168L85 169V171H86V173L87 172H89V174L87 173V175L89 176L90 175V177H87V175L84 177V178H82V179H73V180H70V181H68L69 179H67L68 177H69V175L71 176V175H73V174H70V173H67L65 176H66V179H67V181L66 180H64L65 179V176H63V177H61V178H64V179H61L60 178V173H62V172H56V173H53L52 172V168H54L55 167V164H54V166L53 165H51L52 167H50V165L49 164H53L52 162H53V160L55 159H58V157H59V155L62 153L61 152V150L60 149H63L64 150V146L65 145H67V147H69L68 145V141L65 139H63V134H59L60 132H59V130H58V128H60L59 126H58V128H57V130L55 131V132H59L58 133V137H57V134H55V132H54V129L52 130V129H50L51 127H54L53 125V123H50V121L52 122H54V121H56V118H55ZM73 116V118H75V121L78 123V125L76 126L77 127V130L76 129H74V127L73 126H75V125H73L72 124V122H75V121H72L71 120V117ZM100 118H98V117ZM122 116V117H121ZM143 116H144V118H143ZM176 116V118H178ZM221 117V119H219V117ZM241 116H243L242 118H241ZM253 116H254V120H252L253 119ZM255 116H257L258 117V120H256L257 119V117H255ZM22 117H25V118H22ZM49 117V118H50ZM114 118L113 120H112V118ZM126 117V116H125ZM169 117L172 119L171 121L172 122H174V119L173 118H175V117H173V114L171 115V113H170V115H169ZM173 117V118H172ZM189 117V118H188ZM193 117V116H192ZM229 119H231L232 120V122L234 121V124H235V121H237L238 122V126L237 125H235L236 126V128H234L233 127V125L234 124H232L231 122H228V118ZM261 117V118H260ZM12 118V119H11ZM26 118H28V119H26ZM60 118V119H59ZM72 118V119H73ZM108 118L110 119L109 121H107L108 120ZM142 118V119H141ZM193 118V119H194ZM202 118H205L206 119V121H205V119H202ZM235 118V119H234ZM239 118V119H238ZM256 118V119H255ZM9 119H10V121L11 122H8L9 121ZM15 119H19V120H21V121H18L17 122V124L19 125V126H21L22 128H21V130H20V133L21 132H23L22 134H23V136H22V134L20 135V133H19V135H20V137H19V135H18V132H17V127H19V126H17L16 124H15V122H13V121H15ZM31 119V120H30ZM55 119V120H54ZM79 119V118H78ZM90 119V120H89ZM115 119H116V122H115ZM119 119L121 120V119H123V120H125V121H123V123H125V124H122V122H120L119 121ZM183 119V118H182ZM227 119V120H226ZM24 120H26V121H24ZM86 120V121H85ZM118 120V121H117ZM188 120H190L191 121V123L193 122V121H195V124H193L192 123V125L190 124V126L192 127V126H194L195 128H197L198 126L197 125H199L198 123H200V125H199V127L197 128L198 130L196 131V129H194L196 132V136H195V134H194V130L193 129H188L190 126H189V123H190V121L188 122ZM213 120V121H212ZM216 120H218V122L219 123H217L216 125H215V122H217ZM222 120V121H221ZM230 120V121H231ZM256 120V121H255ZM17 121V120H16ZM28 121H31V122H28ZM85 123H84V122ZM88 121L89 122H92V125H91V123H90V125L91 126H89V127H92L93 125L94 126H96L97 125V128H98V130L101 132H99L100 133V135H104L103 137H104V139H100V140H98V142H97V137H96V135H95V132H93V130H92V132H91V130L89 129V127H88ZM98 121H100L99 123H98ZM112 121V122H111ZM122 121V120H121ZM249 123H248V122ZM9 123V124H6V123ZM25 122H27V125H28V123H30V125H28V128H31V129H28L29 130V132L30 133H28L27 135H25L24 133H26V131L27 130H25V128H24V130L25 131H22V129H23V127H27V125L25 124ZM108 122V123H107ZM110 122V123H109ZM121 123L122 125H125V126H122L121 128H119V123ZM176 122H174L173 123V125L176 123ZM202 122V123H201ZM204 122V123H203ZM229 124H228V123ZM236 122V123H237ZM257 122V123H256ZM0 123H2V122H0ZM13 123L15 124V126L13 127ZM39 123V124H40ZM86 123H88V124H86ZM94 123V124H93ZM98 123V124H97ZM111 123H113V124H111ZM114 123H116V125H118L117 127H115V129H116V133L115 134H117V136H115V135H113L114 134V128H113V125L115 126V124ZM129 123V124H128ZM183 123H185L184 125L185 126H183ZM188 123V130H186V127H187V124ZM214 123V124H213ZM232 125H231V124ZM245 123V124H246ZM254 123H256L257 124V126H256V124L254 125ZM261 123V124H260ZM5 124H6V126H5ZM23 124V125H22ZM33 124V125H32ZM50 125V127L49 128H47V126L48 125ZM73 126H72V125ZM76 124V123H75ZM86 124V125H85ZM96 124V125H95ZM109 124H110V126L112 127V128H110V127H108L109 126ZM121 124H120V126H121ZM126 124H128V125H130V128L126 125ZM134 124V125H133ZM205 125V126H203V125ZM210 124H212V125H210ZM218 124H220L219 126L220 127H222V126H224L223 128H224V130L225 131H223V132H221L222 130H223V128H222V130H221V128H219V126H218ZM242 124H240V126L239 127H241L242 126ZM258 124H260L261 126L259 127V125ZM1 125V124H0ZM8 125H9V127H8ZM52 125V126H51ZM108 125V126H107ZM133 125V127H131ZM197 127H196V126ZM222 125V126H221ZM231 125V127H233L234 129L233 130H230V129H232V128H229V126ZM30 126V127H29ZM34 126V127H33ZM254 126L256 127V129L254 128ZM75 127V128H76ZM193 127V128H194ZM210 127V128H209ZM211 127L213 128V130L211 129ZM216 127H215V130H217L216 129ZM238 127V128H239ZM258 127V128H257ZM261 127H263V128H261ZM8 128V130L7 131H5L6 129ZM100 128V129H99ZM108 128H110L109 129V133H108ZM123 128H129V129H127L126 131H125V129H123ZM200 128V129H199ZM19 129H20V127L18 128V131H19ZM84 129H86V130H84ZM123 129V130H122ZM158 129H160V128H158ZM4 130V131H3ZM44 130H45V132H44ZM52 130V131H51ZM91 132H89V131ZM107 130V131H106ZM122 131V134H120L121 133V131ZM129 130V131H128ZM154 131L156 130V129H153ZM230 130V131H229ZM254 130H256V131H254V132H256V133H254L253 131ZM2 131V132H1ZM36 131V132H35ZM38 131V132H39ZM83 131H86L87 132V134L89 135V136H91L92 138H93V136H94V138H93V141H94V139H96V142L94 143L95 145H97L96 143H98V145L99 146H95L92 142V138H89V136L86 138V136H85V132H83ZM119 131H120V133H119ZM134 132H135V134H138V133H136L137 131H135V130H133ZM149 131H152V129H150ZM154 131H152V132H154ZM156 131H158L159 132V130H156ZM169 131V132H168ZM174 131V130H173ZM187 131H188V133H187ZM212 131H213V133H212ZM248 131H245V132H248ZM7 132V133H6ZM40 132V133H41ZM51 132H52V134L54 135H52L51 134ZM54 132V133H53ZM112 132H113V134H112ZM128 133V135L126 134V133ZM134 132H133V134H134ZM151 132V133H152ZM14 133V134H13ZM43 133H44V135H43ZM51 134L52 136H53V138H54V140H55V142L53 143L52 141H50L51 139H49V141H48V143L49 144H47V145H50V143H51V145L52 146H47L46 145V143H47V140L46 141H44L45 139H47V138H52V136L50 137V135L48 136V134ZM61 133H62V130H61ZM83 133H84V135H83ZM107 133V134H106ZM120 135H119V134ZM127 135V137H126V135ZM147 133V132H146ZM145 133V134H146ZM150 132L148 133V135L146 134V137L145 136H143V138H144V140L146 141L147 139H148V141H151L152 142V140H150V138L154 135L153 133L151 134ZM155 133V136L157 135L156 134V132H154ZM186 133V134H185ZM189 133V134H190ZM220 133H223V135H225V136H221L222 134H220ZM226 133V134H225ZM254 133V134H253ZM108 134H109V136H108ZM111 134H112V136H111ZM134 134V135H135ZM172 135L173 137L174 136H176V135ZM220 134V135H219ZM24 135H25V138L27 139V141L28 142H24L25 143V146H26V148L28 149H25L24 148V146L23 147H21L20 146V144L21 145H23L24 143L22 142V140H23V138H24ZM29 135V136H28ZM47 135V136H46ZM107 135V136H106ZM123 137H122V136ZM125 135V136H124ZM140 134H138L136 137L137 138H135V137H133V135H132V139H133V141H134V144L133 145H136V146H134V147H136V150H135V148H134V151L136 152L137 151V153L139 152L140 153V151H142V150H144L145 151V148H143V146H141L142 145V143H140V142H142V141H144L143 140V138H142V135H140ZM171 135V134H170ZM226 135H227V138L226 139H224L225 137H226ZM27 136H28V138H27ZM61 136V137H60ZM116 137V140H118V141H116L115 140V137ZM122 138H120V137ZM142 139H140L139 137ZM149 136V137H148ZM157 136V137H158ZM167 136V135H166ZM172 136H169V139H171V140H173V138H171ZM219 136V137H218ZM247 136V135H246ZM250 136H247V137H249L250 138ZM259 136V138L260 139H262V137H260ZM10 137H12V138H10ZM23 137V138H22ZM34 138V139H32V138ZM84 137H85V140H84ZM102 137V136H101ZM102 137V138H103ZM107 137L109 138V137H111V139L113 138V140H111L110 139V142L108 141V139H107ZM124 137H126L128 140H126L127 142H126V145H124V147L122 146L124 143L123 142H121V141H125V139H123ZM157 137H155V139H159V138H157ZM198 137V136H197ZM196 137V138H197ZM208 137V138H209ZM212 137H215V136H212ZM212 137H210L211 138V140H212ZM251 137V141H253L254 142V144L256 143L255 142V140L253 139ZM6 138V139H5ZM24 138V140H26ZM107 140H106V139ZM118 138H120V139H118ZM140 140H139V139ZM146 138V139H145ZM152 138H154V137H152ZM161 138V139H162ZM175 138V137H174ZM176 138H177V136H176ZM199 139H196L195 140V143H194V145L195 144H197L198 145V141H200V143H199V145L198 146H196V148H195V146L193 145V147L191 146V148L190 149H187V150H182V153H181V151L179 150L178 151V149H177V140H178V138H177V140L176 139H174V140H176V143L175 142H172V143H175L174 145L173 144H170L171 142H169V145H173V146H176V147H174V149H173V147H172V149H170L169 148V150H168V147H169V145H165L166 144V142L168 143V140H165V137H164V139H162V142H164V143H161V144H164V149H166L167 148V153H165V159H167V160H165V164H168L167 165V167L165 166V164L163 163H161V164H159V162H158V165L156 166V160L155 159H153L154 158V156H153V153L151 154V152L153 151H151V149L150 148H152L153 146L151 145V142H149L148 143V141H147V145L149 146V145H151V147L149 148L148 147V149H150V151L149 152H147L146 154L147 155H149L148 153H150V155H151V157L153 156V158H151L150 160H149V157L148 158H146V154L145 153H140L141 154V156H142V162H143V164L142 165H144V166H142V177H143V179H147L144 183H142V178L140 179V182L139 183H141L142 185L140 186V185H138L139 187H141L140 189H141V191H142V195L144 196V195H146L148 192H150L147 196H145L144 197V199H146V203L147 204H152L153 202V204L152 205H155V203H156V205L158 204V206H159V208L160 209H162L163 207L161 206V204L163 205V206H165L166 207V210L165 211H159L158 212V206H150V207H156V209H158V210H154V208H150L148 205H145L144 204V201H142L143 200V197H141L142 195H135L134 194V196H132V194L131 193H133L134 191H132V192H130V194L128 193L127 194V192L125 191V189H124V192H126V193H124L123 191H122V188H121V191H119L117 188L120 186H122V184H124V183H126L124 180H123V178H125L126 177V174L128 175V176H130V168L132 167V166H130V165H132L133 164V159H132V161L130 162V168H129V166L127 167V165H126V167H122L121 166V163H119V161H117L118 162V164H120L119 166H121L123 169L125 168V169H127L128 168V171H127V173H126V171H125V173L124 172H122L123 171V169L121 168V169H118V168H116V169H114L113 171H117V170H122L121 171V173L119 174V177L120 176H124V174H125V176L121 179V181L119 182L118 181V179H120V178H118V175H117V172H116V175H117V179H116V181L117 182H119V184L120 185H118V187H117V185L116 186H114V188L115 189H113V191H112V193H111V190H112V186L113 185H111L110 186V183H112V181L108 184L109 185V189H107L108 188V186L106 187V194L107 193H109V194H111L110 196H111V199H112V201H113V199H117V200H115V201H118V199H119V201L118 202H116V203H118V205L121 207V210H119L120 212H118L119 214L117 215V212L113 215V217L111 218V219H109L110 221L108 222V224L106 225H103L102 227H100L99 229H98V231L97 232H94L91 236H90V238L87 240V241H85L83 244L85 245V243L87 244V246L86 247H88V249H90V248H92V246H93V244H94V246L96 245V244H98V241L100 242V244H102L101 243V241L104 243L106 240L108 241H106L105 243H108V244H106L107 246H112L111 245V242H113V241H115V243H114V246L117 244V240H118V237L117 236H119V231H123V230H126V228H128V225L130 226H133V228H136V230L134 231L133 230V228L132 229H127V237H128V239L129 238H132V239H134L133 240V242H135V243H137L136 244V246L138 245V239L137 238H139L138 236H140L141 234H143L142 235V237L143 236H145L144 238H146V236H148L149 234H147V235H145L144 234V231L145 232H148V233H150L149 232V230L147 231V229H151L152 227H153V229H154V223L155 222H157V224H160L161 223V221H162V219H164V221H162L163 223H161V224H163L162 225V228H163V226H164V223L167 221V226H168V229L170 228L171 229V231L173 232V230H172V228H171V226L173 227V229H174V226H178V232H180V234L178 233V232H175V230H174V232L173 233H175V235L174 236H172V237H174V238H170V239H174V242H172V241H170L169 242V237L170 236H167L168 237V240L164 237V236H162V237H164V238H161V242L163 241V245L162 246H164L165 247V249H163L162 250V254H164V257H162V256H159V253L158 252H160V254H161V250L159 251V250H157L156 248V250H157V253H156V251H154V248H153V244H151L152 242L150 241L151 240V238H150V235H152V232L154 231V230H152L151 231V233H150V235L148 236L149 237V239H148V237L146 238V239H144V238H141L140 237V240L141 239H143L142 241H140V243L141 244H143L142 246H145V244H146V247H147V251H148V248L151 246L152 247V250L151 249H149V250H151V252H149V253H151V254H148L147 253V251H145V249H146V247H145V249H144V247H142V246H140L141 244L139 243V246H135V248L134 247H132V248H134V250L132 251V248L130 247L129 249L125 246V248H126V251H127V254H126V258L128 257V255H129V260H128V258L126 259L127 260V262H130L131 260H132V264H137L138 262L141 264H154L155 263V261H153V260H156L157 258L156 257H160L161 259L162 258H164L165 259V263L164 262H161L160 263V258H158L159 260V263L160 264H172L174 261H176L175 259L177 258V263H179V262H181L179 259H181L182 260V257L184 258V259H186L187 257H186V254L187 253H185V252H187V251H185V250H187V248L186 247H188V242H190V240H186V242H185V240H184V236H185V238L187 237V239H189V238H191V233H192V228H188V227H190V225L189 224H191L190 222H192L191 221V219L193 218V217H191L192 216V214H194V212H193V210H194V208L196 207V206H194L195 204H194V201H193V199L191 200V198H193L194 196L193 195H195L196 194V196L194 197V199H197V202L199 201V203H200V199H199V197H198V194L197 193H191L192 192V190H194L193 188V186H195V187H197L196 185L197 184H199V181L200 180H202V182H203V184L206 186V184L205 183H210V182H212V180H213V185H212V183L210 184V185H208L207 184V186L205 187V189L207 188V187H209V186H211V189H212V187H215V188H213L212 189V191H214L215 189H218L217 190V192H215L216 194H218L220 191V193L221 194H218V196L217 195H215L216 197H218L217 199L218 200H221V204H223V207H224V209H225V207L227 208V209H230V214H229V212H225V210H224V212H223V209L222 208H219L220 210L222 209V212H223V214H225L224 215V218L225 219H227V215L229 214V215H231V213H233L232 214V219H234L235 221H233L232 219H231V216H229L230 217V219H231V221H233V223H236V224H238V225H235V224H231V223H229L228 222V219L227 220H225L224 218H223V220L221 219V217L219 218V217H216V212H214V214L212 215L211 214V212L213 213V211H214V206H212L211 204H209V202L211 201L210 200V197H212V195H204V197L206 196V198H208V200H210V201H208L207 199L206 200H204L205 198H203L202 197V203H201V206H203V205H210V206H212L211 207V209H212V211H211V209H209V211L206 209L207 207H204V208H201V207H199L201 210H199V208H195L196 209V212H197V209L199 210L198 212H203V210H204V212H203V214H202V212L200 213L202 216V219H204L205 221V223H206V221H208L207 223H213V224H211V225H213V226H215L214 228L215 229H213V230H211L212 228H213V226L211 227V226H209L208 224L207 225H204L205 227H203L202 226V228H203V230H201L200 228V230L203 232V231H209V228H210V230L211 231H213V234H216V230H220V231H217V232H220V233H222V236L224 237V240L227 238H225V236H229V233H230V236L231 237H229L228 238V240L229 239H231L232 238V235H233V238H232V240L233 239H235V238H237V239H239V240H241L240 242H241V244H243L242 243V241L244 240V242H245V244L244 245H246V244H248L249 246H250V244H252L251 246H250V248L252 247V248H255V250L254 251H252V252H254L253 254H255V252H256V254L258 253V256L256 257V256H254V262H252V258H253V256L251 255H248V254H246V256L245 257H249V259H247V262H248V264L250 263V264H257V262L258 263H260V264H264V241H263V235H264V208H263V206L261 207L260 206V210H259V207H258V205H254V211H256L257 210V208H258V210H259V213L261 212V215L256 211V213L257 214H259L260 216H261V218H260V216H257V214H255V216H257V217H255L254 219H256V220H254V219H252V215L251 214H253L254 213V211H253V213H249V210H250V207H249V204H248V199H250L249 197H251L252 196V193H251V190H250V188L249 187H247V185L249 186V184L252 182H254V180H252V176L254 177L255 175H258L260 172H262V166L263 165H260V164H262V161H261V159L263 158L262 156H264L263 154H264V151L262 150V148L264 149V146H262L261 144H260V142H263L264 143V139L262 140V141H260V139L258 138V136H257V140L256 141H258V139H259V141H258V143L260 144V145H258V143L257 144H255V145H257L256 147H255V149H253V147H254V145L251 143V142H249L248 141V139L245 137V139H239L238 141L236 140V141H234V144L232 145V146H234L235 144V146H237V148H238V150H239V152H240V149H241V151L242 152H240L241 153V155L244 157V156H246V158H247V155H248V157H249V159H251V157L249 156V155H253V157H252V159H254V160H252L253 161V163H251V162H249L250 160L249 159H246L247 160V162H249L248 163V165H246L247 163H245L244 165H243V170H245L244 168H246V170H247V167H249L248 168V170L246 171V174H243V176H239V177H237V178H239L238 179V181H237V179H232V178H234L233 176V174L231 173V170H230V174L228 173V170L230 169V168H228V170H227V163L225 164V161H224V164H225V166L223 167V162H220L222 159H226V162H227V157L225 158H223V157H221V155L219 154L220 153V150L219 149H222V147L218 144V139L215 137V138H213V142L211 143V146L212 147H216V144L218 145V147H216V148H218L217 150H216V148H215V150H213V148L209 145L208 146V143H210V141L207 139V141H209V142H207L206 141V138H200V137H198ZM209 138V139H210ZM13 139V140H12ZM22 139V140H21ZM33 141H32V140ZM57 139V140H56ZM135 139H138L137 141H139V143L141 144V145H138L139 143L135 140ZM154 139V140H155ZM166 139H168L167 137H166ZM214 139H216L217 140V143L214 141ZM228 139H230L232 142L230 143V140H229V143L227 142V144H228V146H227V144L225 143V141L224 140H228ZM253 139V140H252ZM11 140V141H10ZM15 140V141H14ZM78 140V141H79ZM153 140V141H154ZM204 140V141H203ZM250 140V139H249ZM4 141V142H3ZM20 143H19V142ZM59 141V142H58ZM89 141H92L91 143H92V145H91V143L89 142ZM102 141H104V146L101 148L100 146H102V144H99V142L101 143ZM112 141H113V148L111 149V147H112ZM138 143H136V142ZM156 141H158V140H155V143H156ZM170 141V140H169ZM240 141V142H239ZM5 142H7L8 143V146H9V144H11L10 145V147H12L11 148V150L10 151H6V146H7V144H3V143H5ZM34 142H36L35 144H34ZM46 142V143H45ZM57 142V143H56ZM62 142V144H65L64 146L62 145L61 146V148H59L60 146H59V144ZM80 142H78V143H80ZM159 142V141H158ZM161 142V141H160ZM197 142V143H196ZM219 142V143H220ZM249 142V143H248ZM1 143L3 144V145H1ZM13 143V144H12ZM16 143V144H15ZM19 143V144H18ZM27 143H29V147H30V150H29V147H28V144ZM82 143H83V146H82ZM87 143V144H86ZM88 143H90V144H88ZM119 143V144H118ZM136 143V144H135ZM153 143V142H152ZM154 143V144H155ZM213 143H215V144H213ZM248 143V144H247ZM53 144L55 145H57L58 144V147H53ZM215 145V146H213V145ZM230 144V145H229ZM247 145L248 146V148H247V150H246V147L247 146H244V145ZM250 144H252L253 146H252V148L250 147ZM12 145H14V146H12ZM16 145V146H15ZM34 145V146H33ZM35 145H37V146H35ZM44 145H46V148H45V146ZM61 145V144H60ZM200 145L204 148V146H205V151H206V149L209 147L210 149H207V150H209V152L208 151H204L203 150V148L202 147H200ZM43 146H44V149H42L43 148ZM80 146V147H79ZM109 146V147H108ZM111 146V147H110ZM121 146V147H120ZM167 146V147H166ZM234 146V147H235ZM243 146H244V148H243ZM260 146V147H259ZM15 147H17L15 150L13 149V148H15ZM34 148L35 149V152L37 153V151L39 150V152L37 153V156L38 157H36V154H34V158H36L37 160H35L32 156H31V153H29V156L27 155L28 154V151L29 152H32L33 150H32V148ZM35 147H38V148H35ZM49 147H52V149H50V151H49ZM64 147V148H63ZM66 147V148H67ZM82 147V148H81ZM92 147V148H91ZM96 147V148H95ZM104 147H107V148H104ZM142 147V150H140V148ZM166 147V148H165ZM198 147V148H197ZM219 147H221V148H219ZM19 148V149H18ZM23 148V149H22ZM48 148V149H47ZM59 148V149H58ZM80 148V149H79ZM100 148L102 149V151L100 150ZM223 148V149H224ZM9 149V148H8ZM38 149V150H37ZM54 149L56 150V151H54ZM69 149V151L68 152H64L63 150V152L64 153H67V155L69 154V152L70 151H72V149L70 150V148H68ZM68 149H66V151L68 150ZM91 149H93L92 151L93 152H95V153H93L92 151V153H93V155L94 156H96L95 154L97 153V155H99V156H97V157H95V158H97L98 159V157H100L102 154H103V158H101V160H102V162L100 163V161L101 160H99L98 159V162H97V159H95V158H93V156H92V153L90 152V150ZM106 149H107V152H106ZM119 149H121L120 151L121 152H123V153H125V155L123 154V155H121L122 153L119 151ZM153 149V148H152ZM177 150V152H176V154L178 153V155H177V157H175V159L173 158H171V159H169L170 158V155H172L173 156V154H170V153H172V151L173 150ZM251 150V152H250V150ZM257 149V150H256ZM259 149V150H258ZM19 150V151H18ZM22 150V152H21V154H24L22 157L24 158H26L27 160H25V161H28L29 163H31L30 165L31 166H34V168H36L37 170L36 171H38L39 172V175H37V176H40L41 177V175H42V177H45V179H43L42 177L41 178H38L35 174H34V172H35V170H34V168L33 167H31V171L30 170H28L27 171V169H24V167H26V166H24V167H22L21 165L22 164H20V163H17V160L18 159H16V157L14 156V154H15V152L16 153H20V151ZM25 150V151H24ZM46 151V150H48L49 152V155L51 154V150H53L54 151V154L53 155H51V157H49L48 156V154H47V156L49 157V158H51L52 160H51V162L50 161H48L49 162V164H45L47 161L46 160H43V154H45L46 155V153L45 152H43V154H41V151ZM109 150V151H108ZM111 150V151H110ZM115 150H116V153L114 154V152H115ZM119 152H118V151ZM172 150V151H171ZM191 150V151H190ZM192 150L194 151V152H196L195 154L196 155H194L195 156V159H193V156H191V155H193L194 154V152H192ZM212 150H213V153H215V155L214 154H211L212 153ZM4 151H6V153L4 152ZM14 151V154L12 153ZM27 151V153H25ZM53 151H52V153H53ZM100 151H101V153H100ZM103 151H105V152H103ZM171 151V152H170ZM185 151H186V153H185ZM204 151V152H203ZM219 151V153H216V152H218ZM252 151H259V152H257V153H260L261 154V156L260 155H258V154H255V152H252ZM7 152H8V154H7ZM34 151L32 152V153H35ZM73 152H74V150H73ZM72 152V153H73ZM89 152L91 153V154H89ZM170 152V153H169ZM189 152V153H188ZM191 152H192V154H191ZM211 152V153H210ZM3 153L5 154V155H7V158H6V156L5 155H3ZM18 153V154H19ZM40 153V154H39ZM57 153H59L58 154V156H56V154ZM72 153H70V154H72ZM117 153H118V156H117ZM120 153V154H119ZM175 153V152H174ZM179 153L181 154V155H186V157L185 156H183V157H181L180 155H179ZM188 153V154H187ZM245 153H246V155H245ZM2 154V155H1ZM11 154V156L9 157V155ZM21 154L19 155V156H21ZM39 154V155H38ZM74 154V153H73ZM128 154V156H126ZM190 154V155H189ZM206 154H207V156H209L210 157V155H212L210 158H215V161H216V164L214 165L213 164V162H214V160L213 161H211L210 159H209V157H207L206 156ZM209 154V155H208ZM217 154H219V156L222 158L221 160L219 159H217V158H219L218 157V155ZM244 154V155H243ZM43 155V156H42ZM89 155V156H88ZM112 155L113 156H115L116 157V159H115V157L113 158V159H115V160H113L112 159ZM121 155V156H120ZM143 155H145V158L143 157ZM168 157H167V156ZM200 155V156H199ZM204 157H203V156ZM47 156H45V158H48ZM171 156V157H172ZM176 156V155H175ZM188 156H190L189 157V159H188ZM202 156V161H204V163L206 164V162L205 161H208V163L206 164V168H209V167H211V170H209L208 171V169H207V171H208V173L211 171V173L212 172H214L213 170H212V167L214 168V169H216V171L219 173L218 175H220L219 176V179L217 178H214V175H209L208 173H207V171L205 170L204 171V163H203V168L200 170V171H202V174L203 175H205V177L208 175V176H211V178H213V179H211L210 177V180H209V178H208V180H206L205 181V179L208 177H206L205 179H202V176L203 175H201L200 174V172L198 171V168L199 167H202V164H201V162L202 161H200L199 162V159H198V157H201ZM215 156V157H214ZM260 156V157H259ZM14 157H15V161H14ZM41 157V158H40ZM54 157H56V158H54ZM156 157V156H155ZM174 157V156H173ZM180 157H181V162H180ZM255 157H256V159H255ZM127 158L129 159V160H127ZM131 158H133V156L131 157ZM178 158H179V160H178ZM182 158L184 159V161L182 160ZM193 159V163L194 164H196V165H192V166H189V165H191L192 163H191V161H192V159ZM4 159H6V161L4 160ZM13 159V160H12ZM33 159L35 160L34 162H33ZM94 159H95V161L97 162V165L96 164H94V163H96L95 161H94ZM111 159V162L112 163H110L109 162V164H108V162H107V160H110ZM125 159V160H124ZM144 159H145V161H144ZM204 159V160H203ZM206 159H208V160H206ZM40 160V161H39ZM48 160H50V159H48ZM54 160V162H56ZM84 160L86 161L85 162V164H84ZM169 160H171V162H169ZM178 160V161H177ZM191 160V161H190ZM195 160V161H194ZM198 160V161H197ZM218 160V161H217ZM263 160V159H262ZM5 161V162H4ZM14 162L15 164L13 165V163L11 164V162ZM44 161H45V163H44ZM88 161V162H87ZM103 161L106 163H103ZM125 161V162H126ZM148 161L150 162V163H148ZM152 161H155V164L154 163H152ZM166 161H167V163H166ZM180 162V164L178 163V165H179V169H181V172H179V171H177V164L174 166L173 164H175V162ZM183 161V162H182ZM4 162V163H3ZM18 162H20V160H18ZM47 162V163H48ZM93 162V163H92ZM145 162V163H144ZM176 162V163H177ZM189 163V164H187V163ZM209 162L211 163L212 162V164L213 165H210L209 164ZM259 163V166H258V168H256L257 166V164L256 163ZM22 163V162H21ZM24 163V162H23ZM152 164V166H155L156 168H154V167H152V166H150V167H148L149 165L148 164ZM171 163H173V164H171ZM185 163V164H184ZM98 164L100 165L99 167V170L100 171H105L106 170V168H107V170H106V173H104V175L106 174H108L107 175V178H106V175H105V177H104V175H103V173H102V175L101 176H103V177H101L99 174H101L100 173V171H99V174H97L98 172V169H97V171H93V170H95V168H94V166L96 165V166H98ZM102 164H104V165H102ZM124 164H127V163H124ZM124 164H122L123 166H124ZM199 164V167H197V168H195L197 165ZM223 164V165H222ZM252 164V165H251ZM9 165V166H8ZM21 167H20V166ZM94 165V166H93ZM107 165V166H106ZM161 166V168H162V170L158 167V166ZM186 165L188 166V167H191L190 169V171H191V174H189L190 173V171H189V173H187L186 172V170L188 169V167H186ZM201 165V166H200ZM210 165V166H209ZM12 166H13V168H12ZM105 166V167H104ZM164 166V167H163ZM195 166V167H194ZM208 166V167H207ZM245 166V167H244ZM247 166V167H246ZM4 167V166H3ZM8 167V168H7ZM10 167V168H9ZM104 167V168H103ZM146 167V168H145ZM174 167V168H173ZM225 167H226V169H225ZM251 167V168H250ZM50 168V169H49ZM97 168V167H96ZM101 168H102V170H101ZM160 170H159V169ZM170 168L171 169H173V171H175L174 173L176 174H174V176L176 177L177 176V173H178V175L180 176V178H178V176L176 177L177 178V182H179V187H176V186H178V184H177V182H176V179H175V177L173 176V174H170V172H169V170H170ZM177 168V169H176ZM183 168L185 169L184 171H183ZM194 168V169H193ZM22 169V170H21ZM25 171H24V170ZM46 169H48V170H46ZM105 169V170H104ZM112 169V170H111ZM154 169L155 170H159V171H154ZM210 169V168H209ZM257 169V171H255ZM260 169V170H259ZM34 170V171H33ZM51 170V171H50ZM54 170H55V168H54ZM87 170H89V171H87ZM165 170V171H164ZM243 170H242V172H241V175H242V173H243ZM254 170V171H253ZM259 170V171H258ZM29 171H30V176H34L36 179L38 178L39 180L37 181V180H35V181H37L36 183H35V181L33 180V178L32 177H30V179L27 177V174H25V173H28V176H29ZM91 171H93V175H92V173H91ZM108 171V172H107ZM110 171V172H109ZM20 172V173H19ZM38 172H36V174H38ZM96 172V173H95ZM129 172V173H128ZM169 172V173H168ZM204 172H205V174H204ZM217 172H214V173H217ZM255 172V174H253V173ZM257 172V173H256ZM259 172V173H258ZM13 173H14V175L15 176H13ZM19 174V176H17L16 177V175H18ZM31 173H33V175L31 174ZM53 173V174H52ZM91 173V174H90ZM112 173H115V172H112ZM146 173H147V175H146ZM159 173V174H158ZM172 173V172H171ZM180 173H182V175L180 174ZM187 173V174H186ZM206 173H207V175H206ZM214 173H212V174H214ZM250 173V174H249ZM3 174V175H2ZM4 174H6L5 176H4ZM9 174V175H8ZM25 174V175H24ZM41 174V175H40ZM52 174V175H51ZM97 174V175H96ZM166 174V175H165ZM167 174H169V175H172V177L171 176H169V175H167ZM184 174H186V176L188 175V181L186 180V179H184V177H185V175ZM13 176L12 178L11 177H9V176ZM24 177V179L21 177ZM53 175H55L54 177H53ZM62 175H64L63 173H62ZM96 175V176H95ZM165 175V176H164ZM184 175V176H183ZM190 175V176H189ZM93 176V177H92ZM94 176H95V178H94ZM127 176V177H128ZM147 178H146V177ZM182 176H183V178H182ZM195 176H197V177H199V180L196 178L195 179ZM216 177H218L217 176V174L215 175ZM232 176V178H230ZM251 176V177H250ZM8 177H9V180H8ZM18 179V178H21V181L22 182H25V183H23V184H25V187H27L28 186V191L29 190H35L34 192V194L35 195H33L32 194V197L31 198H33L35 201H37V202H34L35 204H37V206H36V208L38 207V210H39V212H41L40 214H42V212L44 211V209H45V211L43 212V213H45L46 215V217H47V221H48V223L49 224H51L52 225V227H54V232L55 233H52V231H50V230H48V232H46L43 236L44 237H46L45 235H47L48 237L47 238H49L50 237V241L47 239H44V238H42V239H39V238H41V237H43V236H39V235H41L42 233H41V231L39 232V225H38V223H36L35 224V222H37V221H35L37 218L35 217V216H33V215H31L29 212L27 213V209L26 208H22V207H25V206H23L24 204H22V201L21 200H19V198H17V197H19V196H16V194H19V191H18V189H17V191H18V193L16 192V194H15V192L13 191V190H15V189H13L14 187L12 186V183L11 182H13L14 180V182H13V184L14 183H17V182H19L20 181V179L19 180H17V182H16V178ZM57 177V178H56ZM59 177V178H58ZM96 177H98V178H96ZM99 177H101L102 178V180L103 179H105L104 181H103V183H101L100 182V180L101 179H99ZM126 177V181H127V183L129 182H131V176L130 177H128L127 178ZM168 177V178H167ZM169 177H170V179H172V182L170 181V180H168L169 179ZM236 177V176H235ZM55 178H56V180H55ZM71 178V177H70ZM94 178V179H93ZM110 178V179H109ZM114 179L116 178L115 176L113 177ZM151 178V179H150ZM165 178L167 179V181H169L168 183H171V186L173 185L174 187H175V191H172L171 193H178V192H180V193H182V194H184V195H182V194H180L179 196L181 197V198H179V196H176V195H172L170 192H166L165 190V188H166V186H165V184L166 185H168L167 184V181L165 180ZM175 179V181H174V179ZM181 178H182V180H183V182L181 181H178L179 179L181 180ZM193 178V179H192ZM242 178H243V181H242ZM251 178V180H250V183H248L249 182V179ZM14 179V180H13ZM42 179V180H41ZM58 179H61V180H58ZM97 179H99L98 181H97ZM113 179V182L115 183L116 181ZM130 181H129V180ZM163 179H164V183H162L161 184V182H163ZM189 179H190V181H192V180H194V182L196 181H198L197 182V184L196 185H193V183H192V185H191V182L189 181ZM216 179V180H215ZM7 180L10 182H7ZM24 180V181H23ZM94 180H96V181H94ZM101 180V181H102ZM185 180V181H184ZM245 180V181H244ZM256 180V179H255ZM6 181V183L8 184H10L12 187H8V185L7 186H5L4 185V182ZM43 181L45 182V185H43V186H41V184H43ZM58 181H60L61 183H62V185H61V183H59ZM124 183H123V182ZM144 181V180H143ZM157 181H161L160 183L159 182H157ZM174 181V182H173ZM217 181V183L219 184V186L221 187V189H220V187L219 186H214V182H216ZM22 182H19L18 184L19 185H23V184H20V183H22ZM41 184H40V183ZM84 182H86V183H84ZM92 182H94V183H92ZM98 182H99V184H98ZM187 182L188 184V186L185 184V183ZM226 182V183H225ZM230 182V183H229ZM237 182V185H235V183ZM239 182H241V185L239 184L238 185V183ZM5 183V184H6ZM27 183H29V185L31 186V189H30V186L29 185H27L26 186V184ZM56 183H59V184H57V185H55ZM84 183V184H83ZM87 183H88V185H89V183H92V184H94V185H92V187L91 188H93L92 189V193H91V195L90 194H88L89 192H90V190H91V188H90V186L91 185H89V187L88 186H86V187H84L85 185H87ZM95 183H97V184H95ZM124 184V185H126V190H128V188L127 187H129L128 185L129 184ZM153 183H155L156 185H154ZM177 185H176V184ZM182 183H184L185 184V186H187L188 187V190H187V188H184V184L182 185ZM200 183H201V181H200ZM217 183H215V184H217ZM225 183V184H224ZM248 183V184H247ZM39 184V185H38ZM52 184H54V185H52ZM65 184V185H64ZM82 184V185H81ZM113 184V183H112ZM157 184H159V186H160V184L163 186V188H162V186H160L164 191H157L158 193H156L155 191H153V189H150V188H154V186L155 187H157ZM195 184V183H194ZM9 185V186H10ZM18 185V186H19ZM101 185V186H100ZM115 185V184H114ZM152 185H154L153 187H152ZM200 185H202V184H200ZM200 185H198L199 187H202V188H204L203 186H200ZM224 185V186H223ZM79 186V191H77V187ZM81 186H83L82 188H80ZM151 186V187H150ZM169 186V185H168ZM190 186V187H189ZM192 186V187H191ZM233 188H232V187ZM242 186V187H241ZM244 186V187H243ZM6 187V188H5ZM50 187H52L51 189H50ZM54 187H56V188H54ZM110 187H111V190H110ZM117 187V188H116ZM120 187H119V189H120ZM125 187V186H124ZM139 187H137V189L139 188ZM217 187V188H216ZM223 187H224V190H223ZM228 187V188H227ZM241 187V188H240ZM249 188V190H250V192H247L248 193V195L246 194V191L248 190L247 188ZM4 188V189H3ZM8 188L10 189V190H8ZM53 188L55 189V190H53ZM85 188H87V189H90L88 192H86L85 194H84V192H85ZM144 188V189H143ZM148 188V189H147ZM192 188V189H191ZM239 188V189H238ZM26 189V188H25ZM25 189L23 190L24 191V193H28V191H25ZM71 189V190H70ZM74 189V191H72ZM97 189V188H96ZM117 189V190H116ZM180 189H182V190H180ZM184 189V190H183ZM207 189H209V188H207ZM238 189V190H237ZM246 189V190H245ZM32 190H31V192H32ZM63 190V191H62ZM98 190V191H99ZM110 190V191H109ZM116 190V193L117 192H121L122 194L120 195V197H119V195H118V197H116L117 195L114 193V191ZM135 190V189H134ZM139 190V189H138ZM178 192H177V191ZM180 190V191H179ZM242 190V191H241ZM66 191H68V192H70L71 193V191H72V193L74 192H76V194H77V192L78 193H81V195H82V198L79 200L80 201V204L82 205H80L81 207V210H83V211H81V210H79V202L78 201H76L75 199H73V201L74 202H72V204H71V202L70 201H68L70 198L68 197L69 195L71 196V194L70 193H65ZM87 191V190H86ZM97 191V190H96ZM95 191V192H96ZM97 191V192H98ZM219 191V192H218ZM223 191V192H222ZM0 192V193H1ZM11 193V195L9 196L8 195V193ZM14 192V193H13ZM62 192V193H61ZM100 192V193H101ZM104 192V191H103ZM187 192V193H186ZM224 192H227V194H225ZM9 193V194H10ZM33 193V192H32ZM64 193H65V195H64ZM73 193V194H74ZM151 193H152V195H151ZM160 193V194H159ZM165 193V194H164ZM224 193V194H223ZM229 193V194H228ZM231 193V194H230ZM250 193V194H249ZM15 194V195H14ZM39 195V197H40V199H42V201H44L43 203H45V204H49V206H51L50 208H49V206H47V205H42L43 203H42V201L39 199V197H38V195ZM60 194H63V195H60ZM66 194H68V195H66ZM89 195V196H87V195ZM115 194V195H114ZM160 196V198L158 197V195ZM172 195V197H173V200H175L176 199V202L178 201L177 200V198L179 199V201L177 202V203H181V201H184V199L185 200H189V201H193V202H191V203H193V204H191L190 205V202L189 203H186L187 201H184L185 203H184V209H185V211H184V209L182 208V210H181V206H180V208H178V205L176 206L175 205V201H171L172 199L170 198L171 196L170 195ZM188 194V195H187ZM234 194V195H233ZM13 195V196H12ZM75 195V194H74ZM96 195H98L97 193H96ZM108 195V194H107ZM130 195V196H129ZM153 195H155V196H153ZM166 195H168L167 197H168V200H166ZM178 195V194H177ZM221 195H226V196H228L229 195V197H227V199L229 200V202L228 201H225L226 200V196H225V199L222 201V198L223 197H221ZM232 195V196H231ZM250 195V196H249ZM7 196H9V198L7 197ZM62 196V197H61ZM65 196H67V198H65ZM115 196V197H114ZM127 196V197H126ZM148 196L149 197H151L150 199H152V197H153V200H149L148 199ZM161 196H162V199H163V202H161L162 201V199H161ZM7 197V199H9L7 202V204L8 205H6V203H5V201H3V199L4 200H7V199H5ZM37 197V198H36ZM43 197H44V199H43ZM64 197V198H63ZM90 197V198H89ZM128 197H130V198H128ZM133 197V198H132ZM155 197V198H154ZM156 197H158L159 199H161L160 201H159V203L161 202V204L159 205V203L157 202V201H155V200H157V198ZM175 197H177V198H175ZM187 197V198H186ZM235 197V198H234ZM239 197V198H238ZM1 198H2V200H1ZM62 198V200H63V202H62V200H60V199ZM77 198V197H76ZM123 198H126V201H125V199H123ZM170 198V199H169ZM175 198V199H174ZM232 199V204L230 203L231 202V199ZM12 199V200H13ZM16 199V200H15ZM21 199V198H20ZM54 199V200H53ZM64 199H66V200H64ZM131 199V200H130ZM155 199V200H154ZM181 199V200H180ZM235 199V200H234ZM242 199V200H241ZM18 200H19V202L21 203H19L18 202ZM33 200V201H34ZM46 200H47V202H49V203H46ZM2 201V202H1ZM39 201H40V203H39ZM67 203H65V202ZM168 201H170L169 203H171V204H173L174 203V208L173 209H169L170 210V212L168 211V207H170L171 206V204L169 205V203L167 204V206H166V203L168 202ZM225 201V203H223ZM19 204H18V203ZM82 202V203H81ZM100 202V201H99ZM125 202V203H124ZM129 202V203H128ZM150 202V203H149ZM196 201H195V203H196V205L198 204V206H200V204L199 203H197ZM205 202H208V204H204ZM229 204H228V203ZM235 202H236V207L235 206H233V204L235 205ZM3 203H5V204H3ZM73 203H75V204H77V205H75V206H73V207H71L70 205H74ZM115 203V204H116ZM139 203H141V204H139ZM164 203V204H163ZM211 203V202H210ZM18 204V205H17ZM39 204V205H38ZM64 204H66L65 206H63ZM68 204H70L69 206H68ZM114 204V203H113ZM114 204V205H115ZM137 204V205H136ZM228 204V205H227ZM4 205H6V206H4ZM14 205V206H13ZM16 205H17V207H16ZM22 205V206H21ZM83 205H84V207H83ZM118 205H115V206H118ZM143 205H144V207H143ZM169 205V206H168ZM187 205V206H186ZM208 205V206H209ZM226 205V206H225ZM229 205H231L232 207H233V211L231 210V206H229ZM237 205H238V207H237ZM246 205H248L247 207H249V208H247V209H244V208H246L245 206ZM39 206H40V209H39ZM43 206L45 207V208H43ZM104 206V205H103ZM130 206H131V208H130ZM137 206V207H136ZM190 206V207H189ZM229 208H228V207ZM256 206H257V208H256ZM6 207V208H5ZM83 207V208H82ZM147 207V208H146ZM148 207H149V209H148ZM164 207V208H165ZM231 207V208H230ZM16 208H20L19 210H20V212L22 211V213L23 214H21V213H19V211L18 210H16ZM51 208H53V209H51ZM64 208V209H63ZM171 208V207H170ZM192 208V209H191ZM217 208V207H216ZM218 208L216 209L218 212H217V216H221V214L222 213H220L219 214V212H221V211H219L218 210ZM4 209V210H3ZM22 209V210H21ZM49 209H50V211H51V215H49L50 214V212H49ZM75 209H73V210H75ZM105 209V210H104ZM129 209V210H128ZM136 209H138L137 211H136ZM144 209V210H143ZM152 209H153V211H152ZM174 209H176V211L174 210ZM189 209H191L192 211H190ZM203 209V210H202ZM237 209V210H236ZM249 209V210H248ZM23 210H27V211H25V212H23ZM46 210H47V212H46ZM62 210H65V211H62ZM66 210H68V211H66ZM72 210V211H73ZM142 210V211H141ZM149 210V211H148ZM175 211L176 213H177V211H180V212H178L179 213V215L181 214V212H183L182 214L184 215V214H187L188 213V215H180V218L183 216V218L184 217H186V219L184 218L183 220H185L184 222H185V225H183L182 223H180L179 221H178V223H175L176 222V220L178 219L177 217L179 216L178 214H176V213H174L175 215H177V217H175V215H173L175 218L174 219H176L175 221H172V220H174V219H172L171 220V222H174L173 223V225L170 223V225H168V220L169 219H171L173 216H172V214H173V211ZM190 212H189V211ZM215 210V211H216ZM236 210V211H235ZM244 210H248L247 211V213H246V211H244ZM18 211V212H17ZM80 211H81V213H80ZM139 211V212H138ZM188 211V212H187ZM208 211V213L210 214H208V217L206 216L207 214L205 213V212H207ZM211 211V212H210ZM13 212H11V213H13ZM37 212V211H36ZM62 212H64V213H62ZM73 212V213H74ZM82 212H83V214H82ZM127 212V213H126ZM132 212V213H131ZM148 212H152V213H149L148 215H147V213ZM153 212H154V214H159V215H163V214H165V216L167 217L169 214H167V213H170V218L169 217H167V218H169L168 220H165V218H163L162 216L161 217H159V215H154L153 214ZM161 212V213H160ZM166 212V213H165ZM186 212V213H185ZM195 212V213H196ZM197 212V213H198ZM236 212V213H235ZM9 213V212H8ZM11 213H9V214H11ZM17 213L20 215V217L22 218V216L21 215H24V217L23 218H26V219H21L20 218V220H21V222H20V220H19V218H18V216L19 215H17ZM62 213V214H61ZM142 213H144V214H146L147 216H151V215H154V217H156V218H154L153 216V218L151 219V217H150V219H149V221H148V226L147 225H145V224H147V222L145 223V224H143V225H145V226H147L148 228L146 229V227H144L143 225H140V227L142 226L143 228V230L144 231H141L138 227H134V226H136L133 222L134 221H131V218L130 219H126V217L127 218H129V216H132V219H134V217H135V221H140L141 223H144V222H142V219H143V217L145 216L144 214H142ZM204 213H205V217H203V215H204ZM245 213V214H244ZM249 213V214H248ZM14 214V215H15ZM29 214V215H28ZM82 214V215H81ZM125 214H126V216H125ZM167 214V215H166ZM189 214H191V215H189ZM199 214V213H198ZM199 214V215H200ZM227 214V215H226ZM250 216H248V215ZM12 215V214H11ZM13 215V216H14ZM30 216V217H28V216ZM37 215H39V213L37 212ZM61 215H62V217H61ZM138 215L139 216H141V217H138ZM144 215V216H143ZM212 215V218H214V220H216V219H219L218 221H220V225H219V223H218V221H217V223L215 222L214 223V220H211V222H210V219H212L211 217H209V216H211ZM254 215V214H253ZM9 216V215H8ZM43 216V215H42ZM191 218H190V217ZM223 216V215H222ZM17 217V218H16ZM32 217H34L35 218V220L32 218ZM78 217H80L79 219H78ZM119 217V218H118ZM121 217H123V218H121ZM228 217V218H229ZM38 218H41V215L38 217ZM61 219V221H59L60 219ZM139 218H141V219H139ZM145 219V221H147V219H146V217H144ZM158 218H161L160 219V223H159V220H158ZM166 218V219H167ZM179 218V219H180ZM190 218V219H189ZM210 218V219H209ZM260 218V219H259ZM32 219V220H31ZM137 219V220H136ZM156 219H157V221H156ZM182 219V218H181ZM229 219V220H230ZM17 220H19V221H17ZM78 220V221H77ZM125 220L128 222V221H130L129 223L130 224H127V226L125 225V223H127V222H125ZM143 220V221H144ZM182 220V221H183ZM186 220H190L189 222L188 221H186ZM225 220V221H224ZM253 222L254 221V223H256V224H254V223H251V225L249 224L250 222ZM253 220V221H252ZM34 221V222H33ZM59 221V222H58ZM115 221H118V222H120L119 223V225L120 224H123L121 221H123L124 222V226L122 225H118V223L115 225ZM155 221V222H154ZM243 221V222H242ZM247 221V222H246ZM260 221V222H259ZM20 222V223H19ZM79 224H78V223ZM149 222H150V224H152L151 222H154L152 225H150L149 224ZM169 222H170V220H169ZM228 222V223H227ZM259 222V223H258ZM133 223V224H132ZM186 223H188V226H187V224ZM223 223V224H222ZM30 226H29V225ZM115 225V226H113V225ZM156 224V225H157ZM165 224V225H166ZM176 224H178V225H176ZM217 224V225H216ZM258 224V225H257ZM26 225H28L27 227H30V228H28V229H25V227H26ZM36 225H38V226H36ZM93 224H91L89 227H95V225H93ZM119 227H118V226ZM181 225V226H180ZM219 225V226H218ZM244 225V226H243ZM255 225V226H254ZM81 226V225H80ZM105 226V227H104ZM113 226V227H112ZM116 226H117V230H115L116 229ZM138 226V225H137ZM161 226V225H160ZM159 226V227H160ZM170 226V227H169ZM220 226H223V231L221 230L222 228L220 227ZM22 227L25 229V231H23V229H22ZM120 227H122V228H120ZM151 227V228H150ZM166 227V226H165ZM164 227V229H162L161 227V229H160V231H162V230H166L167 229V227L165 228ZM208 227V229L206 230V228ZM217 227V228H216ZM124 228V229H123ZM129 228H131V227H129ZM179 228H180V230H179ZM220 228V229H219ZM18 229L19 230H21V231H23L22 233L20 232V231H18ZM29 229L31 230V232L29 231ZM63 229V230H62ZM105 229V230H104ZM110 229H114V231H115V233H114V231H112L111 230V232L109 231ZM120 229V230H119ZM146 229V230H145ZM167 229V230H168ZM169 229V230H170ZM177 229V228H176ZM205 229V230H204ZM225 229V230H224ZM248 229H250V230H248ZM102 232H101V231ZM133 230V231H132ZM166 230V231H167ZM189 230H190V232H189ZM231 230V231H230ZM248 230V231H247ZM1 231V230H0ZM63 231V232H62ZM107 231H109V232H107ZM118 231V232H117ZM139 231V232H138ZM140 231H141V234H140ZM165 231V232H166ZM209 232V235H212V234H210V233H212V232ZM225 231V232H224ZM3 232V231H2ZM41 233V234H39L38 235V233ZM132 232V233H131ZM133 232H134V234L136 233L137 234V232L140 234V235H138V236H136V234L135 235H133ZM187 232H189L188 234H190V236L188 237L187 235ZM241 232V233H240ZM1 233V232H0ZM28 233V234H27ZM52 233V234H51ZM97 233H99V234H97ZM113 234V236L114 237H116V238H114V239H112L111 241H110V239L108 240V239H106V238H109V237H111L112 235H110V234ZM176 233H177V235H176ZM184 233V234H183ZM204 233H206V232H204ZM219 233V235H221ZM227 233V234H226ZM37 234V235H36ZM62 235V237H61V235ZM162 234H164V232H162ZM223 234H226L225 236L223 235ZM232 234V235H231ZM236 234H241L240 236H241V238H238L237 237V235ZM3 235V233L2 234H0V253H2V254H0V264H7V263H9V261L7 262V260H10L11 261V259L9 258V259H6L9 255V253L11 252L10 250H11V248L9 247V246H7V245H9V243L6 241V238H5V235L4 236H2ZM24 235H23V238H24ZM52 235H54L53 236V239H52ZM136 236L137 238L135 239L134 237H130V236ZM184 235V236H183ZM205 235H208V233L207 234H205ZM37 236H39L38 238H37ZM98 236V237H97ZM112 236V237H113ZM177 236V237H176ZM239 236V237H240ZM25 237V238H26ZM80 237V236H79ZM78 237V238H79ZM103 237H105V238H103ZM175 237H176V239H175ZM222 237V238H223ZM235 237V238H234ZM244 237V238H243ZM96 238V240H94ZM221 238V240H220V242H219V240H218V242H215V246H216V248H217V243H218V248H219V255L220 256H218V258H217V255L218 254H216V258L219 260V258H220V260L218 261L219 263L222 261V258L221 257H223V256H221L222 254H224V253H226V252H228V254H226V255H224V258L226 259V260H228V261H224V259H223V263L224 262H227V264L228 263H230V264H239L238 262H233V260L232 259H234L235 257L233 256V258H232V256L230 257L229 256V258H228V255L229 254H231V250L232 249H226L225 250V241L227 242V240H223ZM1 239H3V240H1ZM62 239V240H61ZM106 239V240H105ZM132 239H130V240H132ZM163 239H166V240H163ZM237 239H235V241L237 240ZM262 239V240H261ZM30 240H32V241H30ZM39 240H41V241H39ZM54 240V241H53ZM60 240V241H59ZM94 240V241H93ZM149 240L150 242V245L147 243V241ZM176 240V241H175ZM232 240H229L230 242L232 241ZM239 240L238 241H236V242H238V243H236L234 246L237 248V249H239L240 251H242L243 250V248L245 247L246 248V246H244L242 249H241V247L243 246H241L240 248H239V246L241 245L240 244V242H239ZM246 240V241H245ZM6 241V242H5ZM26 241V242H25ZM27 241H29L30 243H32L31 245H29V246H27L28 244H30L29 242H27ZM110 241V242H109ZM165 241H168V244H171L172 246H173V244L175 245L173 248L172 247H170V245L168 246V244H165ZM181 241H182V244H181ZM221 241H223V242H221ZM228 241V243L226 244L227 246L229 245L230 246V244L232 243L233 244V242L235 243V241L233 240V242H229ZM52 242V244H50ZM61 242V243H60ZM133 242L131 241V242H126V244H130V243H132L133 244ZM143 242V243H142ZM146 242V243H145ZM183 242H185V243H183ZM205 241H200V244L202 243H204ZM2 243V244H1ZM8 243V244H7ZM36 243V244H35ZM60 245H59V244ZM92 243V244H91ZM105 243L103 244V245H105ZM160 243V242H159ZM178 243H180L179 245H178ZM259 243H261V244H259ZM5 244H7L6 246H5ZM83 244H82V247H85V246H83ZM110 244V245H109ZM183 244H186L185 245V252H183V247H184V245ZM202 244H201V246H202ZM222 245V248L221 247H219V245ZM232 244H231V246H232ZM239 244V245H238ZM34 245L35 246H37L36 248L34 247ZM90 245V246H89ZM92 245V246H91ZM156 245H157V248L159 247L158 245V243L157 244H154V247H156ZM166 245L169 247H167L168 249H170L169 251H168V249L166 248ZM183 245V246H182ZM198 246H200L199 245V243L197 244ZM206 245V243H204V246ZM220 245V246H221ZM224 245V246H223ZM41 246V247H40ZM58 246V247H57ZM72 246H73V248H72ZM81 245H74V244H71V250H70V257L71 258H75V257H77V256H80V255H82V251H80L81 250V247H80ZM113 246V247H114ZM128 246V245H127ZM130 246H132L131 244H130ZM149 246V247H148ZM160 246H161V244H160ZM161 246V247H162ZM178 246H180V248L178 247ZM263 246V247H262ZM5 249H3V248ZM7 247V248H6ZM52 247V248H51ZM85 247V248H86ZM129 247V246H128ZM139 247V248H138ZM31 248V247H30ZM58 248H59V250H58ZM172 248V249H171ZM182 248V249H181ZM198 248V247H197ZM217 248V249H218ZM227 248V247H226ZM228 248H230V247H228ZM231 248H233V247H231ZM244 248V249H245ZM247 248H249V247H247ZM247 248L245 249V250H247ZM249 248V249H250ZM251 248V249H252ZM8 249H9V252H8ZM60 249H61V251H60ZM80 249V250H79ZM87 249V248H86ZM177 249H180L183 253H185V254H182L181 253V251L179 252ZM203 248L201 247H199V251L200 250H202ZM6 250H7V252H6ZM138 250V251H137ZM164 250H165V252H164ZM173 252H172V251ZM223 251V253H222V251ZM228 250V251H227ZM244 250V251H245ZM253 250V249H252ZM5 251V252H4ZM43 251H44V249H43ZM49 251V252H48ZM88 251H90V252H92L93 253V251H91V250H88ZM128 251H131V252H133L132 254L134 255V252H137L136 254V259H135V257H133L132 255L130 256V254H131V252H130V254H128L129 252ZM142 251H143V253H142ZM40 252H42L41 250H40ZM61 252V253H60ZM156 254H155V253ZM169 253V255H168V253ZM172 254H171V253ZM196 252H198V250H196ZM222 254H221V253ZM247 252V251H246ZM246 252H244V253H246ZM60 253V254H59ZM95 253V252H94ZM94 253H93V255L91 254L90 255V253H86L87 255L89 254L90 256H87L86 254V256H87V259H86V261H88L89 263L91 262V261H89V259H94ZM142 253V254H141ZM154 253V254H153ZM177 253V254H176ZM178 253H180L179 255H178ZM200 254H202V252H199ZM198 253V254H199ZM216 253H217V251H216ZM244 253L242 252V255L244 256ZM8 255L7 257L5 256H3V255ZM58 254H59V256H58ZM64 255V257L62 256V255ZM158 254V255H157ZM161 254V255H162ZM167 254V255H166ZM182 254V255H181ZM198 254H196L195 252H194V254H192V256L194 257L195 256V258L194 259H196V261L191 257V261H192V263L193 264H195V263H197L198 262V260L197 259H201L199 262L201 263L203 260H202V256L200 255H198ZM255 254V255H256ZM60 255H61V257H60ZM152 255H154V258H152ZM156 255V256H155ZM175 255H178V256H175ZM92 256V257H91ZM165 256H167V260H166V257ZM197 256V257H196ZM3 257V258H2ZM89 257V258H88ZM110 257V256H109ZM108 257V258H109ZM112 257V256H111ZM109 258V259H111V261L108 259V261L107 262H105V263H111V264H113L114 262H115V260H116V263H114V264H117V262H118V264H123V262H120V260H123L122 258H120V257H115L114 256V258H116L114 261L112 260V259H114L113 257L112 258ZM131 257H133L132 259H130ZM138 257V258H137ZM173 257V258H172ZM176 257V258H175ZM179 257V258H178ZM200 257V258H199ZM251 257V258H250ZM257 259H256V258ZM259 257H261V260L259 259ZM2 258V259H1ZM5 258V259H4ZM78 258V257H77ZM83 258H86V257H83ZM228 258V259H227ZM231 258V260H229ZM16 259V258H15ZM14 259V260H15ZM91 259V260H92ZM153 259V260H152ZM195 261V263H194V261ZM236 259V258H235ZM246 259V258H245ZM6 260V261H5ZM85 259H83V262H82V264H84V262L85 263H87L86 261H84ZM105 261V259H102V260H100L99 262H97V263H95V264H103L104 263V261ZM137 260H140V261H138L137 262ZM152 260V261H151ZM173 260V261H172ZM249 260H250V262H249ZM258 260V261H257ZM137 263H136V262ZM158 261H156V262H158ZM162 261V260H161ZM169 261V262H168ZM172 261V262H171ZM187 262V260H184L183 262ZM190 261V262H191ZM246 261V260H245ZM7 262V263H6ZM16 262V261H15ZM133 262H135V263H133ZM151 262V263H150ZM221 262V263H222ZM233 262V263H232ZM252 262V263H251ZM92 263V262H91ZM90 263V264H91ZM159 263H156V264H159ZM191 263V264H192ZM200 263H198V264H200ZM218 263V264H219ZM129 264H131V262L129 263ZM181 264H182V262H181ZM184 264H187V263H184ZM189 264V263H188ZM217 264V263H216ZM241 264V263H240ZM242 264H245V263H242Z\"/></svg>",
	"mask_w": 264,
	"mask_h": 264
},
{
	"label": "bare ground",
	"instance_id": "2",
	"mask_svg": "<svg viewBox=\"0 0 264 264\" xmlns=\"http://www.w3.org/2000/svg\"><path fill=\"white\" fill-rule=\"evenodd\" d=\"M1 1L3 2V0H0V12H2V11H3V8H4V5H3V6L1 5ZM8 1H9V0H8ZM16 1H17V0H12V2H16ZM18 1H19V0H18ZM18 1H17V2H18ZM31 1H32V2H35V4H36V1H33V0H31ZM31 1H30V2H31ZM37 1H38V0H37ZM39 1H40V0H39ZM45 1H46V0H45ZM54 1H55V0H54ZM66 1H68V0H66ZM66 1L63 0V2H66ZM91 1L93 2L94 0H91ZM107 1H108V0H107ZM110 1H113V0H110ZM114 1H115V0H114ZM134 1H135V0H134ZM137 1H138V0H137ZM147 1H148V0H146V2H147ZM181 1H182V0H181ZM185 1H186V0H185ZM185 1H184V2H185ZM209 1H210V2H215L216 0H209ZM218 1H219V3H220L221 0H218ZM218 1H216V2H218ZM258 1H259V0H258ZM41 2H42V1H41ZM48 2H49V1H48ZM70 2L73 3L71 0H70ZM74 2H75V0H74ZM87 2H88V1H86V3H87ZM115 2H116V1H115ZM115 2H114V3H115ZM123 2H124V1H123ZM139 2H140V1H139ZM139 2H138V4H139ZM146 2H145V4H146ZM159 2H160V1H159ZM159 2H158V3H159ZM186 2H188V1H186ZM200 2H201V1H200ZM200 2H199V3H200ZM216 2H215V3H216ZM221 2H224V1H221ZM256 2H257V0H256ZM259 2H260V1H259ZM42 3H43V2H42ZM60 3H62V0H61ZM68 3H69V2H68ZM78 3H79V1H77V3H75L76 6H75L74 4H72V5L75 6V8H74V6L71 8L72 5H71V4H68V5H71V6H69L71 9H70L68 6H67V8H66L65 3H63L64 6H65V8H66V9L64 8V10H66V12L64 11V12H65V13H64V12H62V11H63V10H62L61 12L59 11V13H58L59 15H62V13H64V15L66 14V15H65V18H63V16H62V18L60 19V20H63V19H64V20H63V23L60 22L61 25H60V24H59V25H60V26H63V25H64L65 28H66L68 31H69V30H72V29H71V28H72L71 25L74 24V19H73V16H72L73 13H75V17H74L75 20L78 21V20L76 19V13H77V14L79 13V9H76ZM86 3H85V4H86ZM93 3H94V2H93ZM109 3H110V2L108 1V4H109ZM111 3H112V2H111ZM114 3H113V4H114ZM141 3H142V2H141ZM141 3H140V4H141ZM165 3H166V2H165ZM165 3H164V4H165ZM182 3H183V1H182ZM9 4H12V3L9 2ZM23 4H24V3H23ZM31 4H32V3H31ZM37 4L40 5L41 3L38 2ZM37 4H36V5H37ZM66 4H67V3H66ZM87 4H90V3H87ZM96 4H97V3H96ZM108 4H107V5H108ZM113 4H110V6L108 5V6H109L108 9L112 10V11H111L112 14H113L112 17H113V18L115 17L114 19H116V18H117V19H125V18L127 19V18H129V16H130L131 13H132L131 11H130V12H126L127 10H125V13H124V10H122V8L120 7L118 1H117L118 6H117V4H115L116 6H112V9H111L110 7H111V5H113ZM147 4H148V2H147ZM159 4H160V3H159ZM169 4H170V2H169ZM176 4H177V3H176ZM183 4H184V3H183ZM189 4H190V3H189ZM223 4L227 5L226 2H224ZM223 4H222V5H223ZM256 4H257V3H256ZM21 5H22V4L20 3L19 6L21 7ZM25 5H26V4H25ZM41 5H42V4H41ZM41 5H40V6H41ZM78 5H79V4H78ZM91 5H92V4H91ZM91 5H90L89 7H91ZM161 5H163V4H160V6H161ZM170 5H171V4H170ZM170 5H169L168 7L165 6V8H166V9L169 8ZM185 5H186V4H185ZM190 5H191V4H190ZM10 6L12 7V10H13L14 5H13V6L10 5ZM160 6H159V7H160ZM186 6H187V5H186ZM17 7H18V5H17ZM17 7H16L15 9H17V11H18L20 8L18 7V8H19V9H18ZM23 7H24V6H22V8H23ZM59 7H60V6H59ZM87 7H88V6H87ZM98 7H99V6H98ZM116 7L118 8V10L116 9ZM188 7H189V6H188ZM227 7H228V6H227ZM7 8H8V7H7ZM42 8H44V7H42ZM61 8H62V4H61ZM73 8H74V9H73ZM92 8H93V7H92ZM119 8H121V11H120V12H123V14H120V13H119ZM123 8H124V6H123ZM138 8H140V7H138ZM141 8H142L143 10L145 9L144 7H141ZM147 8H148V7H147ZM152 8H153V7H152ZM170 8H171V7H170ZM183 8H184V7H183ZM4 9H5V8H4ZM15 9H14V10H15ZM26 9H28V8H26ZM89 9H90V8H89ZM155 9H156V8H155ZM155 9H150V10H155ZM159 9H160V8H159ZM193 9H194V8H193ZM193 9L191 10V13H187V14H189V16H193V17H195L194 19H196V17H198V18H204V15H200L201 12L198 14L197 11L195 12L196 9H195L194 11H193ZM228 9L231 11L230 8H228ZM7 10H8V9H7ZM7 10H6V11H7ZM20 10H21V9H20ZM23 10H25V9H23ZM45 10H46V9H45ZM53 10H54V9H53ZM60 10H61V9H60ZM85 10H86V9H85ZM92 10H95V5H94V9H92ZM147 10H149V9H147ZM164 10H165V9H164ZM169 10H170V9H169ZM173 10H174V9H173ZM183 10H184V9H183ZM187 10H188V9H187ZM48 11H49V10H48ZM90 11H91V9H90ZM95 11L98 12L99 10H95ZM184 11H185V10H184ZM12 12H13V11H12ZM14 12H15V13H18L19 11H18V12L14 11ZM21 12H22V14H24L23 11H21ZM25 12H27V11L25 10ZM46 12H47V11H46ZM46 12H44V13H46ZM96 12H95V13H96ZM163 12H164V11H163ZM187 12H188V11H187ZM189 12H190V11H189ZM231 12H232V11H231ZM3 13H4V12H3ZM7 13H8V11H7ZM19 13H20V12H19ZM19 13H18V14H19ZM50 13H51V12H50ZM60 13H61V14H60ZM25 14H26V13H25ZM46 14H47V13H46ZM46 14H43V15L46 16ZM58 14H57V15H58ZM79 14H80V13H79ZM87 14H88V13H87ZM97 14L100 15L99 13H97ZM97 14H94V15H97ZM112 14H111V15H112ZM215 14H216V13H215ZM0 15H2V14L0 13ZM3 15H4V14H3ZM5 15H6V12H5ZM7 15H8V14H7ZM16 15H17V14H16ZM50 15H51V14H50ZM50 15H49V16H46V17H48V19H49V18H50ZM57 15H55V17H57ZM81 15H82V14H81ZM94 15H93V16H94ZM111 15H110V16H111ZM220 15H221V14H220ZM17 16H18V15H17ZM26 16H27V15H26ZM83 16L85 17V15H82V17L80 16V18L82 19ZM89 16H91V15H89ZM93 16H91V17H93ZM3 17H5V16H3ZM6 17H7V16H6ZM6 17H5V20H7ZM14 17H15V16H14ZM24 17H25V16H24ZM24 17H23V18H24ZM41 17H42V16H41ZM43 17H44V16H43ZM51 17H52V16H51ZM86 17H87V16H86ZM171 17H172V16H171ZM222 17H223V16H222ZM1 18H2V17H1ZM1 18H0V20H1ZM16 18H17V17H16ZM87 18H90V17H87ZM113 18H111V19H113ZM151 18H152V17H151ZM174 18H175V17H174ZM207 18H208V17H207ZM21 19H22V18H21ZM24 19H26V17H25ZM39 19H40V18H39ZM44 19L46 20L45 17H44ZM44 19H40V21L42 20V21L40 22V23H42V24L39 23V25H40V29H41V30H42L43 28L46 29V27L48 26V24H47L46 21H45L46 23L43 22ZM81 19H80V21H81ZM158 19H159V18H158ZM171 19H172V18H171ZM223 19H224V18H223ZM9 20H10V19H9ZM16 20H19L20 23H21V22H23V23L25 22L24 20L22 21V20H20V19H18V18H17ZM27 20H28V18H27ZM57 20H58V19H57ZM57 20H56V22H57ZM142 20H143V19H142ZM159 20H161V18H160ZM167 20H170V19H167ZM177 20H179V19H177ZM49 21H50V19H49ZM54 21H55V20H54ZM101 21H102V20H101ZM137 21H139V20H137ZM144 21H145V19H144ZM162 21H163V20H162ZM179 21H180V20H179ZM29 22H30V21H29ZM29 22H27V23H29ZM35 22H36V21H35ZM35 22H33V23H35ZM37 22H38V21H37ZM37 22H36V23H37ZM103 22H104V21H103ZM151 22H152V19H151ZM177 22H178V21H175V19H174V22H173V23H172V22H164V21H163V23H160V21H159V22H153L152 31L149 32V33H150V36H151V38H152V39H150V40H153V41H147L146 38H144V36H143V42H139L138 39L142 38V35H141V32H140V31L137 33V36H136V34H135V36H136L135 38H131V37H130V38H131L130 40L126 39V42H127V43H125L126 48H125V47H123V48H125V49L122 48L123 51L125 50L124 53L122 54V53L118 52L117 55H116V53H115L116 56H112V55H111L110 57H111V58L114 57V60L112 61L113 58H112L111 60L108 59L110 62H111V61H112V62H111V63L109 62L108 65H107V66L109 67L110 70H109L108 68H107V69H108L109 71H112V69H115V70H116V67H118V66L121 67L120 64H122V63L125 64L129 59H130L129 61H130V64H131L132 62H134L133 60H131L132 58H134V59H136V58H138V59H139V58H143L142 60H144V59L146 60V59H148V56L150 57V55H148V54L146 53V51H148V49H151V48H152V49H153V48L155 49V50L153 49V52H154V51H155V52L158 51V52L156 53L157 55H158V53L162 54L163 52L161 53L160 50H161V49L164 47V45L166 44V43H165V40L163 39V35H165V34H168V35H169V34H170V35H171V34H174V35H172V38H173L178 32H180V33H178L179 35H180L181 33H182L181 36L184 35L183 32H182V30H181V31H178V30H180L179 27H180L181 25L183 26L182 29H186V28H184L185 25H183V23H182L181 25H179ZM180 22H181V21H180ZM0 23H3V22L0 21ZM15 23H16V22H15ZM23 23H21V24H23ZM44 23H45V24H44ZM76 23H78V22H76ZM80 23H82L81 25L84 26V25H83V24H84L83 22H80ZM100 23H101V22H100ZM144 23H145V22H143V24H144ZM230 23H231V22H230ZM24 24H25L26 26L28 25V24H26V23H24ZM24 24H23V25H20V26L24 27ZM43 24H44V25H43ZM53 24H54V23H53ZM55 24H56V23H55ZM88 24H89V23H88ZM101 24H102V25H105V23H104V24L101 23ZM101 24H100V26H101ZM143 24H142V27H141L142 29H143V27H145V25L143 26ZM145 24L148 25L147 23H145ZM29 25H30V24H29ZM39 25H38V26H39ZM41 25H42V27H41ZM45 25H46V26H45ZM49 25H50V24H49ZM75 25H76V24H75ZM150 25H152V23H151ZM242 25H243V24H242ZM6 26H7V25H6ZM43 26H45V27H43ZM60 26H59V28H60ZM64 26H63V27H64ZM76 26L81 27L80 25H76ZM76 26H75V27H76ZM108 26H109V25H108ZM139 26H140V25H139ZM139 26L137 25L136 27H139ZM97 27H98V26H97ZM101 27H103V26H101ZM106 27H107V26H106ZM121 27H123V26H121ZM136 27H135V28H136ZM146 27H147V26H146ZM146 27H145V30H147ZM236 27H237V26H236ZM250 27H251V25H250ZM250 27H249V28H250ZM31 28H33V27H31ZM99 28H100V27H99ZM104 28H105V27H104ZM110 28H111V27H110ZM113 28H115V27H113ZM139 28H140V27H139ZM139 28L136 29V30H139ZM233 28H235V27H233ZM36 29H37V27H36ZM63 29H64V28H63ZM87 29H88V28H87ZM106 29H107V28H106ZM235 29H236V31H237V28H235ZM250 29H251V28H250ZM12 30H15V29H12ZM18 30H19V28H18ZM24 30H25V29H24ZM29 30H30V29H29ZM34 30H35V29H34ZM38 30H39V28H38ZM59 30H60V29H59ZM94 30H95V29H94ZM98 30H99V29H98ZM145 30H144V31H145ZM252 30H253V29H252ZM252 30H251V31H252ZM19 31H20V30H19ZM32 31H33V30H32ZM36 31H37V30H36ZM61 31H62V27H61L60 33L65 32V31H63V32H61ZM68 31H67V32H68ZM76 31H77V28H76V30H75L74 32H72V31L70 32V31H69V32H70V34H69L70 36L67 35V36L65 37V36L63 35L65 38H67V37H68V38H67V39H63V38L60 39V40H61L60 42H61V45H62V46L60 45L59 48H61V50H63L64 48H66L65 50H67V48H68V49H69V48L71 49V48H72V45H75V48H73V49H74V50H77V51H78V49H76L77 47L80 48V49L86 47V45H85V47L83 46V43H82L81 40L84 41V39H87V38L89 39V37L84 38V39H80V38L78 37V36H80L79 34H81L82 32H84L85 30H84V31H81L79 34H74V33H76ZM114 31H115V30H114ZM118 31H121V30H116L115 33H118ZM134 31H135V30H134ZM142 31H143V30H142ZM144 31H143V32H144ZM208 31H209V32L205 35L203 32H201V31H199V30H197V29H193V28H192V29L188 30L187 33L185 32L186 34L184 35V37H182V39L180 38L179 40H178L179 36L176 35L177 37H174V39H176V41H177V40H178V41H177V43H176V41H175V48L173 49L172 53L169 52L170 54H169V53L166 54L164 58L170 59V60H171V63L168 62V61H167V62L170 63L171 65H175V63L173 64V60H172V58H173L174 56H175V57H176V55H177V57L180 56V53H181L180 51H183V50H187L189 55H190V53H191V55L194 56V55L196 54V52H195V54H192V51L190 52L189 49H192V50H195V51H196L195 48H197L198 46H200V44H201L202 46L204 45L205 48H206L207 45H209L208 50H209V48H210V46H211L210 51L212 52L211 49H213V48L216 47V45H215V39H216V38L218 39L219 29H218V27L212 26ZM244 31H245V33H246V30H244ZM244 31H239V33H240V32H244ZM254 31H255V30H254ZM89 32H90V31H89ZM99 32H100V30H99ZM104 32H105V31H104ZM109 32H110V31H109ZM111 32H112V36H113V31H111ZM135 32H136V31H135ZM247 32H248L247 34L250 35L249 30H247ZM0 33H1V32H0ZM7 33H8V32H7ZM10 33H11V32H10ZM12 33L15 34V35L18 34L16 31H15V33L12 31ZM16 33H17V34H16ZM32 33H33V32H32ZM77 33H78V32H77ZM96 33H97V32H96ZM115 33H114V34H115ZM124 33H125V32H124ZM124 33H123L122 35H124ZM257 33H258V32H257ZM27 34H28V33H27ZM34 34H35V32H34ZM64 34H65V33H64ZM66 34H67V33H66ZM97 34H98V33H97ZM102 34H104V33H102ZM107 34H109V33H107V31H106V36H107ZM129 34H130V33H129ZM144 34H146V33H144ZM144 34H143V35H144ZM233 34L235 35L234 32H233ZM242 34H243V33H242ZM242 34H241L242 37H239V38L241 39V41H242V38H243V39H246V38H247V37L245 38V36L243 37ZM116 35H117V34H116ZM116 35L113 36V37H114V39H113V43H114L117 39H121L120 36L117 37ZM146 35L148 36V34H146ZM252 35H253V33H252ZM252 35H250V36H252ZM258 35H259V34H257V36H258ZM8 36H9V35H8ZM11 36H12V35H10V37H11ZM18 36H19V35H18ZM72 36H73V37L75 36V39H74V40H75V44H74V42H73L74 40L71 39V41H72L73 44L70 42V43H71V47H70V45L68 44L67 41H70V38H69V37H72ZM82 36H83V35H82ZM89 36H90V35H89ZM93 36H94V35H93ZM98 36H99V38L101 37V35H98ZM166 36H167V35H165V38H166ZM250 36H249V37H250ZM253 36H255V35H253ZM253 36H252V39H253ZM0 37H1V35H0ZM10 37H9V39H10ZM16 37H17V36H16ZM53 37H54V36H53ZM61 37H62V36H61ZM73 37H72V38H73ZM85 37H86V35H85ZM116 37H117V38H116ZM122 37H123V36H122ZM133 37H134V36H133ZM145 37H146V36H145ZM169 37H171V36H169ZM249 37H248V39H249ZM18 38H19V37H18ZM82 38H83V37H82ZM91 38H92V36H91ZM128 38H129V37H128ZM222 38H223V36H222ZM250 38H251V37H250ZM254 38H255V37H254ZM258 38H259V37H258ZM11 39H12V37H11ZM14 39H16L17 41H19L17 38H14ZM97 39H98V38H97ZM97 39H96V40H97ZM101 39H102V42H103V38H100V40H101ZM144 39H145V41H144ZM166 39H167V38H166ZM260 39H261V38H260ZM16 40H15V41H16ZM36 40H37V39H36ZM63 40H64V42H63ZM93 40H94V38H93ZM93 40H91V41L94 42ZM100 40L98 39V41H100ZM108 40H109V39H108ZM127 40H128V41H127ZM140 40L142 41V39H140ZM168 40H169V39H168ZM168 40H167V42L169 43ZM218 40H219V39H218ZM234 40H235V38H234ZM258 40H259V39H258ZM0 41H1V40H0ZM37 41H38V40H37ZM65 41H66V43H65ZM104 41H105V39H104ZM170 41L173 42L174 40L171 39ZM238 41H240V40L238 39V40H237V43H239ZM254 41H256V39H255ZM12 42H14V41H11V44H12ZM49 42H50V41H49ZM60 42H58V43H60ZM62 42L65 43V44L63 45ZM92 42H91V45H92ZM106 42H108V41H106ZM219 42H220V41H219ZM242 42H243V41H242ZM244 42H245V43H244ZM244 42H243V43L246 44L247 41L245 40ZM14 43H15V42H14ZM27 43H28V42H27ZM95 43H96V42H95ZM103 43H104V42H103ZM225 43H227L226 40H225V42H223V44H225ZM247 43H248V42H247ZM249 43H251V42H249ZM249 43H248V46H249ZM252 43H253V40H252ZM252 43H251V45H252ZM11 44H9V45H11ZM33 44H34V43H33ZM66 44H67V45H66ZM84 44H85V43H84ZM234 44H235V43H234ZM255 44L258 45V44H259V41H258V44H257V42H254V45H255ZM260 44H261V43H260ZM15 45H16V43H15ZM34 45H35V44H34ZM65 45H66V46L69 45V46L66 47ZM87 45H88V44H87ZM91 45L89 44V47H91ZM93 45H94V44H93ZM93 45H92V46H93ZM170 45H172V44H170ZM218 45H219V43H218ZM251 45H250V47H251ZM254 45H253V46H254ZM1 46H2V45H1V42H0V48L3 49V50H4V48L6 49V47L2 46V47H4V48H2ZM35 46H36V45H35ZM76 46H77V47H76ZM100 46H101V45H100ZM173 46H174V45H173ZM213 46H215V47H213ZM220 46H221V44H220ZM222 46L225 47L224 45H222ZM230 46H231V45H230ZM235 46L238 47L239 45L237 44V45H235ZM246 46H247V45H246ZM248 46H247V47H248ZM263 46H264V45H263ZM13 47H15V46L13 45ZM38 47H39V46H37V48H38ZM73 47H74V46H73ZM114 47H115V46H114ZM120 47H122V46H119V51L122 52V50L120 49ZM167 47H169V46H167ZM204 47H203V49H204ZM212 47H213V48H212ZM223 47H222V48H223ZM231 47H232V46H231ZM242 47H243V46H242ZM242 47H240V48H242ZM256 47H257V46H256ZM258 47H259V46H258ZM261 47H262V46H261ZM32 48H33V47H32ZM53 48H54V47H53ZM102 48H103V47H102ZM172 48H173V47H171V50H172ZM222 48H221V51H223V50L226 49V48H224V49H222ZM233 48H234V45H233ZM262 48H264V47H262ZM262 48H261V49H262ZM18 49H19V48H18ZM20 49H21V48H20ZM86 49H87V48H86ZM164 49L168 50L169 48L167 49L166 47H164ZM228 49H229V48L227 47V50H225V51H231V49H230V50H228ZM12 50H13V49L11 48V52H12ZM29 50H30V49H29ZM35 50H36V48H35ZM40 50H41V49L39 48V51H40ZM61 50H60V52L58 53V55H59V54H61V55L63 54V52H62ZM97 50H98V49H97ZM156 50H157V51H156ZM166 50H165V51H166ZM169 50H170V49H169ZM197 50H198V48H197ZM200 50H202V49H200ZM200 50H199V51H200ZM232 50H233V49H232ZM13 51H14V50H13ZM39 51H38V52H39ZM68 51H70V50H68ZM68 51H67V52H68ZM80 51H81V50H80ZM82 51L84 52V54H87V53H88V51L85 53L86 50H83V49H82ZM103 51L108 52L109 50L107 51V49H106V50H103ZM165 51H164V52H165ZM202 51H203V50H202ZM204 51H207V49H205ZM213 51H214V49H213ZM221 51H220V52H221ZM225 51H223L222 54H224ZM237 51H238V50H237ZM258 51H259V50H258ZM0 52H1V51H0ZM3 52H6V53H4V54H5V55L7 54V55H6L7 57H10L8 54H10V55L12 54V53H10V51L7 50V49L4 50ZM3 52L0 54V59L4 56V55L2 56ZM15 52H16V51H15ZM15 52H14V53H15ZM17 52H19V51H17ZM56 52H57V51L55 50V53H56ZM67 52H66V53H67ZM78 52H79V51H78ZM95 52H96V51H95ZM166 52H167V51H166ZM179 52H180V53H179ZM189 52H190V53H189ZM233 52H234V51H233ZM233 52H232V53H233ZM235 52H236V50H235ZM52 53H53V52H52ZM55 53H54V54H55ZM68 53H69V52H68ZM75 53H76V51H75ZM93 53H94V51H93ZM98 53H99V52H98ZM98 53H97V54H98ZM119 53H120L121 56L119 55ZM198 53H199V52H198ZM201 53L204 54V52H200V54H199V55H195L194 58H195V59H196V58H199V59H202L203 61L208 60L209 56H208V58L206 59L205 57L200 56V55H202ZM212 53H213V52H212ZM226 53H227V52H225V54H226ZM18 54H20V57H16V56H15L16 54H14V56L11 55V56H13V57L11 58L13 64L11 63V65H14V67H15L14 70L17 69V70H16V73L18 72V73L20 74V72H21L20 75L18 74L20 77L17 78V77L15 76V73H14L15 71H14V72H13V75H12V77H13V78H12V82L9 83V82H7L5 79L2 80V76H1V74H0V79H1V80H0V88H3V90H4V89L9 90V92L11 91V92H10L11 94L14 93V92H16V95H18V96L20 97V95H19V94H21V93H19V92H20V91H19V86H20V87H21L20 89H21V91H22V93H23V95H24V98H26L25 95L27 94V96L33 98L32 100L35 99V101H38V102H40V104H41V103L43 104V102L46 100V96H45V93H46V92H45L44 89H45V87H46L47 85H48V87H50V85H52V84H51V81H48V82H50V85H49V83H48L46 86L44 85V84H45V82H44V81H45V80H44V79H45V76L49 75V74H47V71H45L46 69H44V68H45L44 65H43L44 63H43V64H40V65H42L41 67H44V68H42V69L40 68V65L38 64L40 70L38 69L39 72L37 73V78H34L35 80L37 79V81H36L37 83L39 82L38 84L36 83L38 86H35V85H34L35 87H33V86L31 85V88H30V85L27 84V85H29V87H27V86H26V83H27V82H30V81H29L30 79H29V77H28L29 80H27V82L25 83V79H27V77L24 79V76H23V75H26L27 72L24 73V71H22V70H25V71H26V69L23 68V67L26 68V65L23 66V65H24V60H26V58H25V59L22 58V56H21V50H20V53H18ZM43 54H44V53H43ZM69 54H70V53H69ZM77 54H78V53H77ZM77 54H75V55H77ZM97 54H96V55H97ZM104 54H105V53H104ZM154 54H155V53H154ZM178 54H179V55H178ZM233 54H235V53H233ZM233 54H232V55H233ZM255 54H257V53H255ZM263 54H264V53H263ZM35 55H36V54H35ZM65 55H66V54H65ZM79 55H81V54H79ZM96 55H93V56H96ZM99 55L102 56V53H101V54L99 53ZM99 55L96 56L95 58H94L91 54H90L89 56H92V58H94V59H95V62H96V61H97V58L99 57ZM106 55H109V53H106ZM157 55H156V56H157ZM186 55H187V54H186ZM244 55H245V53H244ZM257 55H258V54H257ZM257 55H255V56H257ZM259 55H260V54H259ZM259 55H258V56H259ZM18 56H19V55H18ZM52 56H53V55H52ZM66 56L68 57L69 55H66ZM85 56H86V55H85ZM87 56H88V55H87ZM89 56H88V57H89ZM104 56H105V55H104ZM104 56H102V57H104ZM118 56H119V57H118ZM162 56H163V55H161V58H162ZM184 56H185V54H184ZM187 56H188V55H187ZM187 56L184 57L185 59H184V58H183V59H180V60H182V61L184 60V61H186V62H184V61H183V62H177V64H176V65H178V70H179V72L183 70V71H182V74L184 73V71H186L188 68H190V65H191V64H193V65H191V68L194 66V59H192V57H188V59H187V58H186ZM261 56H262V53H261ZM261 56H259V57H261ZM26 57H27V56H26ZM31 57H32V56H31ZM54 57H57V55L54 56ZM54 57H53V58H54ZM102 57H101V58L99 57V59H103ZM110 57H109V58H110ZM115 57H117V58H115ZM151 57L154 58L152 55H151ZM240 57H241V55H240ZM245 57H246V56H245ZM21 58L24 59V60H22ZM58 58L61 60L60 57H58ZM62 58L68 60V58H64L63 56H62ZM82 58H83V57H82ZM85 58H87V57H85ZM104 58H105V57H104ZM220 58H221V56H220ZM246 58H247V57H246ZM2 59H3V58H2ZM7 59H8V58H7ZM7 59H6V60H7ZM9 59H10V58H9ZM43 59H44V58H43ZM71 59H72V58L69 57V60H71ZM83 59H84V58H83ZM87 59H88V58H87ZM87 59H86V60H87ZM89 59H91V58H89ZM99 59H98V61H99ZM162 59H163V58H162ZM162 59H161V60H162ZM167 59H166V60H167ZM177 59H178V58H177ZM177 59H176V61H177ZM260 59H261V58H260ZM32 60H33V59L31 58V61H32ZM54 60H55V58H54ZM60 60H59V61H60ZM74 60H75V59H74ZM74 60H72V61H74ZM79 60H81V58H80ZM86 60H85V61H86ZM91 60H92V62H91L90 60H88V62L93 63V62H94L93 59H91ZM104 60H105V62L107 61V59H104ZM136 60H137V59H136ZM140 60H141V59H139V64H140L141 62H143L142 60H141V61H140ZM148 60H149V59H148ZM164 60H165V59H164ZM164 60H163V62H164V63H167V62H165L166 60H165V61H164ZM180 60H179V61H180ZM232 60H233V59H232ZM243 60H244V62H247V59H243ZM250 60H251V59H250ZM261 60H262V62H260V61L258 60V63H256L255 61L252 60V61L254 62V63L252 62V64H249V62H251V61L247 62L248 65H249L248 67H250V68L252 69V71H250L251 69L249 68V69H250V70H249L250 72H248V73H249L248 75L250 76L251 79H252L251 76H254L255 78H259V79L262 77V75H263V73H264V61H263L264 58H262ZM27 61H28V60H27ZM49 61H50V60H49ZM51 61H52V58H51ZM57 61H58V59H57ZM61 61H62V60H61ZM61 61H60V62H61ZM81 61H82V60H81ZM81 61H80V62H81ZM85 61L83 60L84 63H85ZM101 61H102V60H101ZM101 61H100V62H101ZM129 61H128V64H129ZM131 61H132V62H131ZM159 61H160V60H159ZM159 61H158V62H159ZM228 61H229V60H228ZM228 61H227L226 63H231V60H230L229 62H228ZM53 62H56V61H53ZM60 62H59V63H60ZM64 62H65V60H64ZM64 62H63V63H64ZM66 62H67V61H66ZM88 62L86 61L85 64H87ZM100 62H99V63H100ZM102 62H103V64L105 63L104 61H102ZM107 62H108V61H107ZM135 62H136V63H133V64H132L133 66L130 65V67H131V66L134 67V66L138 63V61H135ZM146 62H147V64H148V61H146ZM146 62H144V64H145ZM150 62H152V61H150ZM163 62L161 63L160 66H162ZM200 62H201V61H200ZM244 62H243V65H246L247 63H244ZM25 63H27V62H25ZM46 63H48V62H46ZM50 63H51V62H50ZM67 63H68V62H67ZM67 63H66V64H67ZM72 63H73V62H72ZM72 63H71V64H72ZM99 63H97V65H98V69L100 68L99 66L101 65V64L99 65ZM154 63H155V60H154ZM154 63H153L152 65H153V67L155 68L156 66H154V65H156L157 63H156V64H154ZM198 63H199V62H198ZM35 64H36V63H35ZM52 64H53V63H51L50 65H52ZM60 64H61V63H60ZM60 64H58L57 66L60 67ZM64 64H65V63H64ZM66 64H65V65H66ZM68 64H69V63H68ZM71 64H69V65H71ZM126 64H127V63H126ZM141 64L144 65L143 63H141ZM158 64H160V62H159ZM170 64L168 65V67L166 66V64H163V67L166 66V68H167V70H168ZM196 64H197V63H196ZM204 64H207V63H204ZM204 64H203V65H204ZM233 64H234V66H235V61L233 62ZM69 65H67V66L69 67ZM73 65H74V63H73ZM73 65H72V66H73ZM149 65H150V63H149ZM164 65H165V66H164ZM197 65H198V64H197ZM199 65H202V64H199ZM225 65H227V64H225ZM225 65H224V66H225ZM251 65H253V66L251 67ZM1 66H3V65H1ZM4 66H5V65H4ZM32 66H33V65H32ZM67 66H65L66 69H67ZM88 66H89V64H88ZM101 66H102V65H101ZM103 66H104V65H103ZM157 66H158V65H157ZM48 67H49V65H48ZM48 67H47V64H46V68H48ZM65 67L62 66V68H65ZM94 67H95V66H94ZM104 67H106V65H105ZM104 67H102V68L104 69ZM122 67L125 68V66H123V65H122ZM170 67H171V66H170ZM197 67H198V66H197ZM197 67H195V68H197ZM219 67H221V66H219ZM226 67H227V66H226ZM1 68H3V67H1ZM11 68H12V67H11ZM18 68H19V69H22V68H23V69L20 70V72H19ZM37 68H38V67H37ZM49 68H50V67H49ZM49 68H48V69H49ZM91 68H92V64H91V67H90L89 69H91ZM95 68H96L95 70H96V72H97V66H96ZM137 68H139V67H137ZM140 68H141V67H140ZM160 68H161V67H160ZM160 68H159V66H158L157 69L160 70ZM166 68H164V70H163L164 72L166 71V70H165ZM173 68H174V66H173L171 69H172V70H175V71L177 70V69H173ZM193 68H194V67H193ZM221 68H223V67H221ZM233 68H234V67H233ZM233 68H231V70H232ZM243 68H244V67H242V65H241V61L239 62V61L236 60V67L232 70V72H230L231 74H228V75H227V77H229V79H231V77H232L231 75H239V76L241 77V75L245 74V73H244L245 71L247 72V66H245V68H246L245 71L243 70ZM29 69H30V68H29ZM35 69H36V68H35ZM60 69H61V68H60ZM77 69H78V68H77ZM77 69H76V71H77V73H78V70H77ZM84 69H86V68L84 67ZM117 69H118V68H117ZM130 69H132V68H130ZM161 69H163V68H161ZM198 69H199L198 72H199L200 74H205V76L207 75V71H206L205 66L199 67ZM226 69H227V68H226ZM12 70H13V68H12L10 71H12ZM33 70H34V69H33ZM36 70H37V69H36ZM61 70H62V69H61ZM70 70H72V68H70ZM119 70L122 71V69H119ZM172 70H170V71H172ZM178 70H177V71H178ZM189 70H190V69H189ZM48 71H49V70H48ZM58 71H59V68H58ZM62 71H63V70H62ZM62 71H60L59 73H61ZM68 71H69V70H68ZM68 71H66V72H68ZM76 71H75V72H76ZM81 71H83V70H81ZM105 71H106V70H105ZM109 71H107V72L110 73ZM117 71H118V70H116V74H117ZM131 71L133 72L134 69L130 70V73H132ZM136 71H137V70L135 69V72H136ZM152 71H154V70H152ZM163 71L160 70L159 72H161V74H162ZM175 71H174V74H175V73H176V74L179 73V72H175ZM221 71H222V70H221ZM6 72H7V71H6ZM50 72H51V71H50ZM52 72H53V73H52ZM52 72H51V73L54 75V71H52ZM66 72H64V73H66ZM71 72H72V71H71ZM71 72H70V73L68 72V73H69L68 75H67V73H66V76L64 75V73H61L60 78H62L61 76H62V74H63V77H67V76H68L67 78H68V79H71L72 81H73V80L75 81V80L81 79V78H79V76H78V75H80V74L77 75V76H78V79H74V76H75L74 74H76V73L74 72V70H73L74 73H71ZM83 72H84V71H83ZM87 72H88V71H87ZM89 72H91V71H89ZM89 72H88V75H89ZM107 72H106V74H108ZM113 72H115V71H113ZM118 72H119V71H118ZM145 72H148V70L145 71ZM154 72H155V71H154ZM154 72H153V73H154ZM157 72H158V71H157ZM23 73H24V74H23ZM80 73H81V72H80ZM85 73H86V70H85ZM92 73H95V72H92ZM128 73H129V72H128ZM149 73H151V72H149ZM166 73H167L168 76H171V72H170V74H168L169 71H166L165 74H166ZM224 73H225V72H224ZM224 73H223V74H224ZM3 74H4V73H3ZM8 74H10V73H8ZM52 74H51V75H52ZM81 74H82V73H81ZM95 74H96V73H95ZM104 74H105V73H104ZM113 74H114V73H113ZM118 74H119V73H118ZM132 74H134V72H133ZM138 74H140L139 71H138ZM154 74H155V73H154ZM161 74H160V75H161ZM10 75H11V74H10ZM10 75H8V76L10 77ZM33 75H35V72L33 73ZM56 75H58V74L56 73ZM84 75H85V74H84ZM86 75H87V73H86ZM86 75H85V76H86ZM88 75L86 76V78L88 77ZM90 75H91V74H90ZM126 75H127L129 78H128V77H125V78L129 79V81H131L134 77H135V78H134L133 80H134L135 82H136V80H137V82H138V81H141V80H138L139 77L136 76V73H135L133 76H132L131 74H129V75L126 74ZM126 75H125V76H126ZM141 75L144 76L142 73H141ZM141 75H140V77H141L140 79H143V77H142ZM145 75H148L147 77L144 76V77H146V78H144L145 81H146V79L149 77V74H145ZM167 75H166V76H167ZM77 76H76V77H77ZM85 76H83V77H85ZM93 76L95 77V75H92V77H93ZM98 76H99V74H97L96 77H98ZM138 76H139V75H138ZM155 76L157 77V75H155ZM249 76H247V77L249 78ZM34 77H35V76H34ZM47 77L49 78V77H51V76H47ZM47 77H46V80H48ZM89 77H90V76H89ZM110 77H111V74H110ZM121 77H122V76H121ZM132 77H133V78H132ZM136 77H137L138 79H136ZM150 77H151V76H150ZM150 77H149V78H150ZM160 77H161V76H160ZM163 77H164V76H163ZM185 77H186V76H185ZM191 77H193V76H191ZM242 77H243V76H242ZM247 77H246V78H247ZM3 78H4V77H3ZM5 78H6V76H5ZM52 78H53V77H52ZM52 78H51V79H52ZM56 78H57V76H56ZM86 78H85V79H86ZM115 78H117V77H114V78H113V79H114V83H115V81H116V84H117V85H118V84L120 85V83H117V81H119L120 79H118V80L116 79V80H115ZM118 78H119V77H118ZM149 78H148V79H149ZM166 78H168V77H166ZM169 78H170V77H169ZM171 78H172V76H171ZM215 78H216V77H215ZM215 78H214V80H215V82H216L218 79H215ZM217 78H218V77H217ZM221 78H222V80L224 81V79H223L224 77L221 76ZM250 78H249V80H250ZM10 79H11V78H10ZM34 79H33V82H35ZM51 79H50V80H51ZM53 79H54V78H53ZM53 79H52V80H53ZM83 79H84V78H83ZM83 79H82V80H83ZM85 79H84V80H85ZM91 79H92V78H91ZM93 79H94V78H93ZM96 79H97V80L99 79L98 81H101L100 79H102V78H96ZM108 79H109V78H108ZM127 79H126V81H128ZM135 79H136V80H135ZM161 79H163V78H161ZM185 79H186V78H185ZM188 79H189V78L187 77V80H186L187 83H189L188 81H190V79H189V80H188ZM192 79H193V78H191V81H192ZM201 79H202V78H201ZM201 79H198V78H197V81L200 80L199 82L201 83V82H202ZM232 79H233V78H232ZM232 79H231V80H232ZM242 79H245V78H242ZM259 79H258V80H259ZM54 80H56V79H54ZM65 80H66V79H65ZM82 80H81V81H82ZM89 80H90V79H88L87 81H89ZM97 80H94L93 83H94L95 81H96V83H97V82H98ZM104 80H105V79H104ZM158 80H159V79H158ZM173 80H174V79H173ZM239 80H240V79H239ZM249 80H248V81L246 80V81H247L248 83H250L251 81L249 82ZM256 80H257V79H255V81H256ZM260 80H261L262 82H259ZM260 80H259L258 82L261 83V85H262L263 80H264V75H263V77H262ZM9 81H11V80H9ZM60 81H61V80H60ZM62 81H63V80H62ZM66 81H67V80H66ZM110 81H111V79H110V80H106V82L101 81L102 84L99 85V89L101 88L100 86H102L103 83H104V85H105V83H106V85H108L109 87L106 86V85H105V86L108 87V89H109L108 92H110V90H112L111 88H113L114 85H115L114 83H112L113 81H111V83L114 84V85H110L111 83H107V82H110ZM121 81H123V85H124V81H125V79L123 78V80H121ZM121 81H119V82H121ZM129 81H128V82H129ZM142 81H143V80H142ZM142 81H141V82H142ZM150 81H151V79L149 80L148 83H150ZM162 81L165 83L164 79H163ZM162 81L159 82V84H160L161 87L163 88V86H164L165 84H167V83H165L164 85H162ZM169 81H170V80H169ZM210 81H211V80H210ZM218 81H219V80H218ZM218 81H217V82H218ZM252 81H253V80H252ZM33 82H32V79H31V84H33ZM128 82H126V83H128ZM132 82H133V81H132ZM154 82H156V81H154V80L152 81V83H151V84H152L151 87L153 86V83H154ZM176 82H177V81H176ZM195 82H196V81H194V83H195ZM224 82H225V81H224ZM224 82H223V85L225 84ZM228 82H229L228 79H226V83H228ZM233 82H237V81H234V80H233ZM233 82H231V83H233ZM54 83H56V81H55ZM63 83H64V81H63ZM69 83H70V82H69ZM79 83H80V80H79ZM89 83H90V81H89L88 83H86V82L83 83V81H82L83 86H85L86 84L89 85V86H87V88L90 87V88H89V91H90V89H93V87L95 88V89H93V90H96V89H97V88L95 87V85L92 86V84L90 85ZM126 83H125V84H126ZM129 83H130L131 86L133 85V83H131V82H129ZM142 83H143V82H142ZM182 83H183V81H182ZM182 83H181V84L179 83L180 85L178 84V85H179V86L177 87V88H178V91H177V89H176V91H177L178 94H177V95L175 94V98L178 97V96L182 98V97L187 96V95H192V98H193V96H196V91L199 92V88H200V85H199V84H196V86L192 89L191 87L193 86V85H192L193 83H192V84H191V83H189V84H185V83L182 84ZM237 83H238V82H237ZM253 83H255V85H256V82H253ZM61 84H62V83H61ZM61 84H58V83H57V85H59V86H60ZM64 84H65V83H64ZM64 84H63V85H64ZM80 84H81V83H80ZM84 84H85V85H84ZM98 84H99V83H97L96 86H97ZM137 84H138V83H137ZM140 84H141V83H140ZM143 84L146 85V82L143 83ZM143 84H142V85H143ZM159 84H158V85H159ZM201 84H202V83H201ZM228 84H230V83H228ZM228 84H225V85H228ZM263 84H264V83H263ZM18 85H19V86H18ZM54 85H55V84H54ZM65 85H68V83L65 84ZM74 85H75V84H74ZM74 85L72 84V85H70V87L72 88V87H74ZM117 85H116V86H117ZM123 85L121 84L120 87L123 88V92H125V93H126V91H125V88H126V90H127L126 95H122L123 92L120 93L121 91H118L119 89H117V92H118L119 94H121V97H123V96H127L128 94H129L128 97H130L131 92H130V91H129L130 93L128 92V90H129L128 88H131V86H127V85H126V86L128 87V88H127V87H125V86H123ZM128 85H129V84H128ZM138 85H139V84H138ZM154 85H155V86H153V87H155V88L157 89L156 83H154ZM167 85H168V84H167ZM230 85H231V84H230ZM234 85H235V84H234ZM234 85H233V87H234ZM52 86H53V85H52ZM81 86H82V85H81ZM81 86H79V87L81 88ZM91 86H92V87H91ZM105 86H103V88H104ZM116 86H115L114 89H116L117 87H119V86H117V87H116ZM135 86H137V85L135 84ZM140 86H141V85H140ZM148 86H149V85H148ZM165 86H166V85H165ZM165 86H164V87H165ZM168 86H169V85H168ZM176 86H177V84H176ZM235 86H236V85H235ZM249 86L253 87V85H249ZM258 86L260 87V84H259V85H256V87H258ZM48 87H47V89H50V88H48ZM67 87H68V86H67ZM67 87H66V89L63 87L64 90L62 89V90H61L62 92L60 91V94H61V93H64V94H65V92H63V91H66V94H65L62 98H59V99H62V100H63V103H64L65 107H63V106L60 104V102H58V101H60V100H58V101L56 100V102H57L58 104H60V106H62L63 108H65V110H64V114H65V111L67 110L66 108H67L68 106H69V109H70V110L72 109L71 106H73V110H72L71 112L75 111V110H74V107H78V110H76V111H77V115H78V111L80 110L79 108H81V110H82L81 112H83V108H84V107H83V108H82V106L80 107L79 104H82V105H83V104H84V101H81V102L77 101V103H76V102H74V100H73V99H74L73 96H72V100H71V98H70L69 95H70L72 92H74V90L72 89V92L68 95L67 91H69V90H67ZM79 87H77V89L81 90ZM97 87H98V86H97ZM110 87H111V88H110ZM207 87H208V86H207ZM223 87L225 88L226 86H222V87H220V88H223ZM240 87H242V86H240ZM262 87H263L262 89H264V85H262ZM52 88H53V87H51V89H52ZM61 88H62V86L60 87V89H61ZM68 88H69V87H68ZM146 88L150 89V88L147 87V86H146ZM158 88H159V87H158ZM217 88H218V87H217ZM224 88H223V89H224ZM231 88H232V86H231ZM238 88H239V85H238ZM243 88H244V87H242V90H243ZM47 89H46V91H47ZM77 89H75V92L78 91ZM101 89H102V88H101ZM101 89H100V90H101ZM106 89H107V88H106ZM136 89H137V88H135L134 90H136ZM139 89H140V87H139ZM152 89H153V88H152ZM152 89H151L150 91H152ZM228 89L230 90V86H229V85H228ZM228 89H227V90H228ZM247 89H249V88L246 87V91H249V93H250V90H247ZM252 89H253V88H252ZM254 89H256V88H254ZM260 89H261V88H260ZM6 90H5V91H6ZM57 90H58V89H56V91H57ZM70 90H71V89H70ZM83 90L86 91V89H83ZM83 90H82V91H83ZM87 90H88V89H87ZM97 90H98V89H97ZM102 90H103V89H102ZM104 90H105V89H104ZM104 90H103V91H104ZM130 90H131V89H130ZM142 90H143V89H142ZM161 90H162V89H161ZM168 90H169V89H168ZM168 90H167V91H168ZM203 90H204V88H203ZM221 90H222V89H221ZM237 90H238V89H237ZM239 90H240V89H239ZM242 90H241V91H242ZM17 91H18V94H17ZM49 91H50V90H49ZM82 91H79V92L82 93ZM89 91H86V94H87V95H88ZM91 91H92V90H91ZM91 91H90V92H91ZM98 91H99V90H98ZM143 91H146V90H143ZM153 91H154V89H153ZM153 91H152L151 93L149 92V94H152ZM171 91H172V90H171ZM174 91H175V90H174ZM176 91H175V92H176ZM258 91H260V90H256V91L254 92V94H255L256 96H258L257 99H259V98H260L259 95H261L260 93H257V94H256V92H258ZM0 92H2V91H0ZM50 92H51V91H50ZM50 92L48 93V95L50 94ZM117 92H116V91H115V92L113 91V93H115V95L118 94ZM137 92H139V91L137 90ZM137 92H136V93H137ZM154 92H155V91H154ZM169 92H170V90H169ZM169 92L166 93L165 96H163V97H161V98L159 97L160 99L158 100V101L160 102V104L162 105L161 108H160L159 110H160V111H161V109L164 110V109H163V107H164V108H165V111L167 110L166 112H165V111L160 112L159 110H157L158 107H157L156 103L154 102L155 106L153 105V107H152V105H151V104H153V103H151V104H149V105H147V106H144L145 108L148 107V106H149L148 108H150V105H151L150 110L146 108V109L149 110V112L152 114V117H151V118L149 117V119H152L151 121H149V120H148V121H144V119L147 120V118H146V117L144 118V116H143V118H144L143 121L141 120L140 122L138 121V122L136 123L135 121H137L138 119L140 120V117H141V116H140V114H139L140 117L137 115L139 118L133 116V118L136 119V120L133 121V123H136V124H137V125H135V127L137 126V127H136L137 129H133V128H134V127H133L134 124L131 126V127H133V128H130V125H128L129 123L126 124V125L131 129L130 132L132 131L131 133H132L133 137H135V138H137L136 136H137L138 134L142 135V138H143V136L146 137V134L148 135L149 132L151 133L152 131H154L153 129L159 130V132L156 131V130L154 131V132H156V134H157L156 136H155V133L152 132V133L154 134L152 137H154V138L151 137L150 140H152L153 143H152L151 141H148V139L145 141L144 138H143L144 141L140 142V143H142V145H141V144L139 143V141H137V140L140 138V137H139L140 135L138 136V137H139L138 139H135V140L139 143V144H138V143L135 141L138 145H141V146H143V148H145V151H144V150H142V147H141V148L139 147L140 150H142V151H140V153L143 152V153L146 154L147 152L150 151V149H151V151L153 150V151L151 152V154L153 153V156L155 155L156 157L154 156V158H153V156L151 157L150 153H148L149 155L146 154V158L149 157V160H150L151 158L155 159V160L157 161V162H156V163H157L156 166L158 165V162H159V164H161V163H162V164H163V163L165 164V160H167V159H165V158H166V157H165V153H167V152H166V151H167V148H166L167 146L165 147L166 149H164L163 146H164L165 143L162 142V139H164V137H165V140H168V143L166 142L165 145H169V142H171L170 144H173V145H174V144L176 143L177 138H178V140H177L178 143H177L176 146H177L178 151L180 150L181 153H182V150L184 151V150L190 149L191 146L193 147V145H194V143H195V140H196V139H199L198 137H200V138H206V141H207V139L210 141V140H211L210 137L215 136V137L217 138V136L215 135V133H217L218 131L220 132V130L216 127V126H217L216 124L219 123L218 120H216L217 122H215V125H216L215 127H216L217 130H215V127H213V128H214V131H216V132L213 133V131H212L213 134L210 135V137H209V131H210V130H209L208 128H206V127H205L204 129L202 128V130L197 131V130H198L197 128L199 127L200 123H198V124H199V125H197L198 127L195 125L197 128H195L194 126L191 127L190 124L192 125L193 122H194L193 124H195V121H193V122L191 123L190 120H191V119H192V120H196V124H197V119H198V117H197V119L194 118V117L197 116V115L199 116V113H198V112H197L198 114L195 115V114H196V110H195V108H194L195 111H193V112H195V114H194V113H191V114H193V115H192L193 117L191 116L190 120H188V122L190 121V123H189V126H190V127L188 128V123H187V124H186V125H187L186 130H188V129H190V128L193 129V130L196 129V131L198 132V134H197L198 137L196 136V133H195L196 131H195V130H194V134H195V136H196L197 138H196V137L194 138V135H192V134L190 133L192 130L189 132L190 134H189L188 131H187L188 135H185V136H182V137H181V136H178V134L176 135L175 133H177V132L180 133V132L185 131V129H183V131H182V130H179V129L177 128V127H178L177 124L180 123L181 126H182V122H183L182 120H184V122L186 123L187 119L184 118V116H183V117H182L183 119L181 118V120L178 121V123L176 122V121L179 120V118L182 116V115H181L182 113H180L181 116H177V115L179 114V112H180L179 109L176 110L177 107L174 108V111L171 110V109L173 108V106L175 107V105H173V103L171 102V100H170V98H169V94H170ZM226 92H229V93H230V91H226ZM231 92H232V90H231ZM234 92H236V91H234ZM238 92H240V91H237L235 94H238ZM251 92H252V91H251ZM260 92H261V91H260ZM6 93H7V92H6ZM6 93L4 94V96H8ZM25 93H26V94H25ZM52 93H53V91H52ZM56 93H57V92H56ZM81 93H80V94H81ZM83 93H84V92H83ZM134 93H135V91H134ZM140 93H143V92H141V89H140V92H139L138 94L141 95ZM144 93H146V92H144ZM194 93H195V94H194ZM217 93H218V92H217ZM240 93H241V92H240ZM242 93H244L245 96L247 95V93L245 92V89H244V91H242ZM242 93H241V94H242ZM252 93H253V92H252ZM252 93H251V96H252ZM261 93L263 94L264 92L262 91ZM8 94H9V93H8ZM84 94H85V93H84ZM91 94H95V92H92ZM91 94H89V95L91 96ZM100 94H102V93H100ZM103 94H105V93H103ZM111 94H112V92H111ZM119 94H118L117 97H120ZM123 94H124V93H123ZM138 94H137V95H138ZM149 94H148V91H147L146 94H142L141 96L144 97L143 95H146L147 97L145 96V98L151 99V97H148ZM197 94H198V93H197ZM219 94L222 95V99H223V98H228V100L231 99L230 101H233V100H234V99H232V98H234V94H233V93H232V95H233L232 98H231L232 95L230 96V94H228V97H227L223 90H222L221 92H219ZM0 95H3V94L0 93ZM14 95H15V94H14ZM14 95H12V96H14ZM71 95H72V94H71ZM73 95H75V96L78 97L79 94L76 95V94L74 93ZM81 95H82V94H81ZM81 95H80V96H81ZM112 95H114V94H112ZM131 95H132L131 97H133L134 94H131ZM153 95H154V94H152L151 96H153ZM199 95H200V93H199ZM199 95H198V96H199ZM244 95H243V96L241 95V96H242V98H240L241 100H243V97H244V100L247 99V100H245V101L251 100V97H250V96H249L250 99H248L249 97H248V98H245ZM4 96H3V97H4ZM10 96H11V95L8 96V100L11 99ZM12 96H11V97H12ZM50 96H51V95H49V97H50ZM57 96H58V95H57ZM67 96H69V97H68L69 100H68ZM80 96H79V97H80ZM84 96H86V95H84ZM84 96H83V97H84ZM93 96H94V95H93ZM93 96H91L90 98H92ZM135 96H136V95H134V97H135ZM149 96H150V95H149ZM173 96H174V92H173ZM198 96L195 97V98L197 99V98L201 97V96H199V97H198ZM229 96H230V99H229ZM256 96H255V97H256ZM0 97H2V96H0ZM21 97H22V95H21ZM29 97H27V98H29ZM52 97H54V96H52ZM52 97H51V99H52ZM65 97H66V98H65ZM98 97H99V96H98ZM98 97L96 96L97 99H98ZM100 97H102V96L100 95ZM103 97H104V96H103ZM106 97H107V96H106ZM106 97H105V99L107 100ZM137 97H139V96H137ZM170 97H171V96H170ZM179 97H178V98H179ZM235 97L237 98V96H235ZM4 98H5V97H4ZM6 98H7V97H6ZM6 98H5V100H6V102H7V99H6ZM24 98H20V99H24ZM27 98H26L25 100H27ZM47 98H48V97H47ZM81 98H82V96H81ZM87 98H88V97H87ZM87 98H85V99L88 100V101H89V104H90V102H91L93 99H91V101H90L89 98H88V99H87ZM93 98H95V97H93ZM113 98L115 99L116 97L112 96V99H113ZM139 98H140V97H139ZM171 98H172V97H171ZM181 98H180V100H181ZM184 98H188V97H184ZM209 98H210V97H209ZM218 98H219V96H218ZM12 99H13V97H12ZM12 99H11V102H12ZM85 99H83V100H85ZM99 99H100V98H99ZM99 99H98V100H99ZM102 99H103V98H102ZM102 99H100V100H102ZM105 99H104V100H105ZM110 99H111V97H110ZM110 99H109V102H110V101L113 102V103H112L113 105H114V103H115V105H116V104L120 101V100H117V98L114 100L115 102H114L113 100H110ZM142 99H143V98H142ZM188 99H189V98H188ZM199 99H200V98H199ZM238 99H239V97H238ZM261 99H262V97H261ZM0 100H1V99H0ZM13 100H15V99H13ZM28 100H29V99H28ZM75 100H76V97H75ZM79 100H80V98H79ZM86 100H85V102H86ZM100 100H99V101H100ZM116 100H117V102H116ZM139 100H140V99H139ZM160 100H161V101H160ZM180 100H178V101L180 102ZM189 100H190V99H189ZM200 100H201V99H200ZM200 100H197V102L200 103V102H199ZM228 100H222V101H223V103H224V101H226V102H228V104H229L230 106H231V104L234 106V104H233L232 102H231V104H230ZM241 100H240V101H241ZM244 100H243V101H244ZM263 100H264V99H263ZM18 101H19V100H18ZM18 101H17V102H18ZM30 101H31V99H30ZM30 101H29V102L27 101L28 104H29V103H32V102H30ZM35 101H34V102H35ZM53 101H54V100H53ZM72 101H73V102H72ZM93 101H94V100H93ZM127 101H128V100H127ZM140 101H141V100H140ZM184 101H186V100H184ZM184 101H182V102H180V103H183ZM191 101H193V100H190V102H191ZM234 101H236V100H234ZM245 101H244V102H245ZM260 101H261V100H260ZM15 102H16V101H14L13 103L16 104V105H18V103H17V102L15 103ZM25 102H26V101H25ZM27 102H26V103H27ZM34 102L32 103V105H34ZM38 102H37V103H38ZM48 102H50V101H48ZM56 102H54V103H56ZM67 102H71L70 104H72V103H75V104H73V105H70L69 103H68V104H65V103H67ZM82 102H83V103H82ZM101 102H102V101H101ZM122 102H123V101H122ZM186 102H189V101H186ZM204 102H205V101H204ZM248 102H249V101H248ZM248 102H247L246 104H248ZM251 102L253 103L252 100H251ZM35 103H36V102H35ZM37 103H36V104H37ZM46 103H47V102H46ZM86 103H87V102H86ZM135 103H136V102H135ZM201 103H202V102H201ZM235 103H236V102H235ZM241 103H242V102H241ZM249 103H250V102H249ZM1 104H3V102H1ZM1 104H0V105H1ZM36 104H35V106L38 108V106H37ZM47 104H48V103H47ZM47 104H43L42 106L47 105ZM58 104H55V105H57L56 108H59V107H58ZM76 104H78V106H75ZM87 104H88V103H87ZM89 104H88L87 106H86L85 104H84V105H85L86 108H87V107L89 106ZM104 104H105V102H104ZM104 104H103V105H104ZM118 104H119V103H118ZM118 104H117L118 107H120V108L122 107V108H123V109L120 110V112L124 115V116L122 115V116L124 117V119L126 118V120H128V118H129V121H130V118L132 117L131 112L129 111L130 108L127 107V108L125 109V108H124L125 106H124V107H123L122 105L119 106ZM124 104H125V103H124ZM130 104H131V103H130ZM139 104H140V103H139ZM158 104H159V103H158ZM160 104H159V105H160ZM184 104H185V103H184ZM184 104H183V105H184ZM189 104H190V103H189ZM236 104H237V103H236ZM236 104H235V105H236ZM238 104H239V106H240V103H239V102H238ZM238 104H237V105H238ZM246 104H245V105H246ZM16 105H15V106H16ZM66 105H67V107H66ZM84 105H83V106H84ZM95 105H96V104H95ZM95 105H94V106H95ZM128 105H129V104H128ZM140 105H141V104H140ZM159 105H158V106H159ZM196 105H197V104H196ZM196 105H195V106H196ZM199 105H201V104H199ZM202 105L205 106V104H203V103H202ZM221 105H222V103H221ZM225 105H227V103H226ZM249 105H250V104H249ZM249 105H248V106H249ZM2 106H3V105H2ZM4 106H5V105H4ZM4 106H3V107H4ZM29 106H30V105H29ZM92 106H93V105H92ZM98 106H102V105H98ZM105 106H106V105H105ZM107 106H109L110 108L112 107V105H110L109 103L107 104ZM176 106H177V105H176ZM178 106H179V105H178ZM191 106H192V105H191ZM203 106H198V105H197L198 110L201 109V107H203ZM222 106H223V105H222ZM233 106H232V107H233ZM248 106L246 107V106H243V105H242V107L246 108V110H247V108L251 107V105H250L249 107H248ZM257 106H258V105H257ZM10 107H11V105H10ZM20 107H21V106H20ZM31 107H32V106H30V108H31ZM46 107H48V106H45V108H46ZM62 107L59 108L58 110H61V111H62ZM89 107L91 108V106H89ZM95 107H96V106H95ZM95 107H93V109H94ZM113 107H114V106H113ZM113 107H112V108H113ZM118 107H117V109H118ZM180 107H182V109H181ZM180 107H179V108H180V110H182V111L184 110L183 108H185V107L182 106V105H180ZM192 107H193V106H192ZM199 107H200V108H199ZM226 107H227V106H226ZM226 107H225V108H226ZM228 107H229V106H228ZM228 107H227V108H228ZM235 107H236V106H235ZM235 107H234V108H235ZM252 107H254V106H252ZM252 107H251V109H252ZM32 108H34V107H32ZM86 108H85V111H84V112H88V111H89V114H91V115H89V118H90V116L92 117V114H93L95 111L99 110V109H97V110H95L94 112H93V111L90 112V110H89L90 108H87V109H88L87 111H86ZM145 108H144V110H145ZM188 108L190 109V107H187V110H188ZM197 108H196V109H197ZM204 108H206V107H204ZM225 108H224V106H223V109H224V110H225ZM227 108H226V111L232 112V113H230V114H233V115H234L233 111H232V110L230 111V108H228L229 110H227ZM244 108H243V109H244ZM257 108H259V107H257ZM260 108H261V107H260ZM260 108L258 109V111L260 110ZM263 108H264V107H263ZM2 109L5 110L4 108H2ZM2 109H0V110H2ZM8 109H10V108H8ZM18 109H19V108H18ZM18 109L15 110V111H16V112L19 111ZM22 109H23V108H21V111H20L21 113L19 114V116L22 115L23 112H25V110H24V109L22 110ZM35 109H36V108H35ZM39 109L42 110V109H44V107H42V109H41V108H39ZM50 109H51V108H50ZM95 109H96V108H95ZM102 109H105V107L102 108ZM113 109H114V108H113ZM113 109H111V112H112V111H115V110H116L115 112H117L116 106H115V110H113ZM128 109H129V110H128ZM141 109H142V108H141ZM235 109H236V108H235ZM239 109H241V107H239ZM11 110H12V108H11ZM11 110H10L9 112H11V114H13V112H12ZM28 110H29V109H28ZM40 110H38V111L40 112ZM52 110H55V111H53V112H54V113L56 112L55 114H57V117H59V115H58L59 113H58L57 109H54V108H53ZM52 110H51V111H52ZM70 110H69V111H70ZM106 110H107V109H106ZM106 110H105V111H106ZM118 110H119V109H118ZM144 110H143V111H144ZM175 110L178 111V114L176 113ZM192 110H193V109L191 108V109H190V112H191ZM201 110L203 111V113H205V109H204V110L201 109ZM208 110H209V112H210V108L207 109V111H208ZM224 110H223V112H224ZM237 110H238V108H237ZM13 111H14V110H13ZM15 111H14V114H16ZM22 111H23V112H22ZM31 111H32V110H31ZM42 111H43V114H44V113H45V114L47 113V112H45V111H48L49 114L51 113L50 115L53 114V112L49 111V109H46L45 111L42 110ZM107 111H108V110H107ZM109 111H110V110H109ZM109 111H108V112H109ZM145 111H146V110H145ZM145 111H144L143 113L148 114V112H145ZM184 111H186V110H184ZM207 111H206V112H207ZM241 111H243V110H241ZM244 111H245V110H244ZM248 111H249V110H248ZM3 112H4V111H3ZM6 112H7V111H6ZM32 112H33V111H32ZM35 112H36V111H35ZM35 112H34V113H35ZM62 112H63V111H62ZM66 112H67V111H66ZM97 112H98V111H97ZM97 112H96V115H98V114L101 113L100 110H99L98 113H97ZM102 112L105 113L104 111H102ZM118 112H119V111H118ZM141 112H142V111H141ZM164 112H165V113H164ZM173 112H175L176 115H174ZM211 112H212V111H211ZM211 112H210V113H211ZM235 112H236V110H235ZM238 112H239V110H238ZM255 112H256V111H255ZM103 113H101V120H100L101 123L104 121V120L102 121V118L104 117V115L102 116ZM106 113H107V112H106ZM109 113H110V112H109ZM109 113H108V114H109ZM112 113H113V112H112ZM170 113H171V115L173 114V117H175V118L172 117V118L174 119V122H176L174 125H173L174 122H172V121H171L172 119L169 117ZM185 113H186V112H185ZM244 113H246V111L243 112V114H244ZM248 113H249V112H248ZM260 113H261V112H260ZM4 114H5V113H4ZM9 114H10V113H9ZM28 114H29V113H28ZM41 114H42V113H41ZM43 114H42V115H43ZM49 114H48V116H47V114H46L44 117H42V115H40V116L37 115V116H34V117H37V121H38L39 117L44 119L46 116L48 117V119L51 120V117H50ZM64 114H62V115H64ZM68 114H71V113L69 112ZM86 114L88 115V113H86ZM108 114H107V115H108ZM132 114H133V113H132ZM141 114H142V113H141ZM146 114H145V116H146ZM189 114H190V113H189ZM189 114H188L187 116H189ZM207 114H208V113H207ZM243 114H242V115H243ZM258 114H259V113H258ZM258 114H256V115H258ZM7 115H8V114H7ZM24 115H26V114L24 113ZM82 115H83V114H82ZM87 115H86V117H87ZM105 115H106V114H105ZM110 115H111V113H110ZM112 115H114V114H112ZM142 115H144V114H142ZM149 115H150V114H149ZM194 115H195V116H194ZM202 115H205V114H202ZM202 115H201V116H202ZM208 115H209V114H208ZM208 115H207V116H208ZM210 115H212V113H211ZM228 115H229V113H228ZM228 115H227V116H228ZM240 115H241V114H240ZM250 115H251V113H250ZM261 115L263 116L264 114L262 113ZM17 116H18V113H17ZM19 116H18V117H19ZM27 116H28V115H27ZM27 116H26V117H27ZM70 116H71V115H70ZM83 116H84V115H83ZM117 116H118V115H117ZM122 116H121V117H122ZM125 116H126V117H125ZM176 116H177L178 118H176ZM207 116L205 115V116H203V117L206 118ZM219 116H220V114H219ZM219 116H218V117H219ZM224 116H225V115H224ZM236 116H237V114H236ZM243 116H244V115H243ZM243 116H241V118H242ZM11 117H12V115H11ZM30 117L32 118V122H33V121L35 120V118L33 119V116H32V115H31V116L29 115V118H30ZM47 117H46L45 119H46V121H48L47 123H49V120L47 119ZM49 117H50V118H49ZM57 117L55 116L56 121H54V122H53V121H52V122L50 121V123H53V124H54V125H53L54 127H51L50 129L53 128V129H54V132H55V131L57 130L58 126H59L60 128H58V130H59L60 133H59V132H55V134H57V137L59 136L58 133H59V134H63V136H64L63 139H64V140L66 139V140L68 141V144H69L68 146H69V147H67V145H65V144H62V142L60 143L61 145L59 144V146H60L59 148H61L62 145H63V146L65 145V146H64L65 148L63 147L65 151H64L63 149H60L62 153L59 155L58 159H56V160L54 159L56 162H54V160H53V162H52L53 164H49L48 161L51 162V160H52V159H51V158H52L51 155H53V154H54V151H56V150H55V149H54V151L51 150V154H50V155H49V153H50L49 151H50V149H52V147H49V151H48V150H46V151H43V150H42V151H41V154H43V152H45V153L47 152L46 155H45V154H43L44 156L42 155V156H43V160H46V161L48 162V163H47V162L45 163V161H44V163H45V164H49L50 167H52L51 165L54 166V164L56 163V164H55V167H54L55 170H54V168H52V172H53V173H56V172H62L64 175H62V173H60V175H61L60 178L63 177V176H65L67 173H70V174H73V175H71V176L69 175V177L67 178V179H69L68 181L73 180V179H75V180H76V179H82V178H84V177L87 175V173L89 174V172L86 173L85 169L83 168V167L86 165V164H85V162H86L85 160H84V164H85V165H83V158H84V159L87 158V157L85 158V156H84L85 154H86V156H87V154H88V153H87L88 150L85 149V148H87V147H85V148L83 149V150L86 151L84 154H83V152H82L81 150H79V151L81 152L82 156H83V158H82V166H83V167H82V166L80 165V164H81V154H80V152L78 151V154L76 155V152H77L76 150H77V148H78V145L81 144V142H80V140H79L80 138L77 139L78 137H76V135H75V132H76V131L74 132V130H73L68 124H66L65 122L61 121V119L65 120L68 116H67L65 119H64L63 116L60 117V118H61V119L59 118L60 121L57 120V119H58ZM97 117H98V116H97ZM107 117H110V116L108 115ZM127 117H128V118H127ZM199 117H200V116H199ZM255 117H257V116H255ZM258 117H259V115H258ZM258 117H257V119H256V118H255V119L258 120ZM12 118H13V117H12ZM12 118H11V119H12ZM19 118H21V117H19ZM22 118H25V117H22ZM72 118H73V116L71 117V120H72V121H75V118H73V119H72ZM76 118H77V119H76L77 122H78L79 120H80V121L83 120L82 117L80 116V111H79V115H78V117H76ZM78 118H79V119H78ZM98 118H99V117H98ZM111 118H112V117H111ZM111 118H110V119H111ZM188 118H189V117H188ZM193 118H194V119H193ZM205 118H202V119H205ZM227 118H228V117H227ZM244 118H245V117H244ZM244 118L241 119L243 122L249 119V118H247V119L243 120ZM260 118H261V117H260ZM7 119H8V118L5 119V117H1V120H3V121H0V122H2V123H0V124H1L0 126H2V125L5 123L4 121H7ZM26 119H28V118H26ZM45 119H44V120H45ZM99 119H100V118H99ZM110 119L108 118L107 121H109ZM113 119H114V118H112V120H113ZM141 119H142V118H141ZM176 119H177V120H176ZM219 119H221V117H219ZM234 119H235V118H234ZM238 119H239V118H238ZM263 119H264V118H261V121L258 120V123H259V122H262V126H263V121H262ZM12 120H14V118H13ZM16 120H17V121H16ZM21 120H22V119H21ZM21 120H19V119H15V121H13V122H15V124H16L17 126H19L20 124L18 125L17 122H18V121H21ZM28 120H29V119H28ZM30 120H31V119H30ZM54 120H55V119H54ZM89 120H90V119H89ZM121 120H122V121H121ZM121 120L119 119V121L122 122V124H125V123H123V121H125V120H123V119H121ZM226 120H227V119H226ZM230 120H231V119L228 118V122H231L232 124H234V121L232 122V120H231V121H230ZM252 120H254V116H253V119H252ZM256 120H255V121H256ZM24 121H26V120H24ZM40 121H41L42 124H43L44 122H46V121L42 122V119H40ZM85 121H86V120H85ZM100 121H98V123H99ZM113 121H114V120H113ZM117 121H118V120H117ZM205 121H206V119H205ZM212 121H213V120H212ZM221 121H222V120H221ZM242 121L239 123V126H240V124L243 123ZM3 122H4V123H3ZM8 122H11L10 119H9ZM8 122H7L6 124H9ZM28 122H31V121H28ZM32 122H31V123H32ZM77 122H76V121H75V122H72V124L75 125V126H73V125L71 124V125L74 127V129L77 130V127H76V126L78 125V123L81 124L82 129H83V126H84L83 123H81V122H78V123H77ZM83 122H84V121H83ZM111 122H112V121H111ZM115 122H116V119H115ZM228 122H227V123H228ZM236 122H237V121H235V124L233 125L234 128H236L235 125L238 126V122H237V123H236ZM247 122H248V121H247ZM39 123H40V122L38 121L37 124L41 126L42 124H41V123L39 124ZM75 123H76V124H75ZM84 123H85V122H84ZM88 123H89V124H88ZM88 123H86V124H88V127L92 125V122H89V121H88ZM90 123H91V125H90ZM98 123H97V124H98ZM103 123H104V122H103ZM107 123H108V122H107ZM109 123H110V122H109ZM118 123H119V122H118ZM185 123H183V126H185V125H184ZM201 123H202V122H201ZM203 123H204V122H203ZM231 123H230V124H231ZM245 123H246V122H245ZM245 123L242 124L241 127L238 126L239 128L237 127V130L234 129L233 127H231L232 124H231L230 126L228 125L229 128H232V129H230V130H233V129L235 130V131H230V130H229L230 132H228L229 136L233 139V142H232L230 139H228V140H224L226 144H227V142L229 143V140H230V143L232 142L231 147L229 146V147H225V148H224V146H223V145L221 144V142H220V140H222V143H223V139H220V138H223V137L217 138L218 140L220 139V140L218 141V144H219V145L221 144L220 146H221V147L223 146V147H222V149H219V150H220V153H219V151L216 152V153H219V154L221 155V157H223V158H224V157H225V158L227 157L228 160H227V162H226V159H222V158L219 156V154H217L218 157H219V158H217V159H218V160H219V159H220V160L222 159L220 162H223V164H224V161H225V164L227 163V164H226V165H227V166H226V167H227V170H228V168H230V169L228 170V173L230 174V170H231V173L234 175V176H233L234 178H232V176H231L230 178H232L233 180H234V179H237V181H238V179H239V178H237V177H239V176H243V174H246V171H247L248 168H249V167L246 166V167H247V170H246V168H244V169L246 170V171H245V170H243V168H242L243 165H244L245 163H247L246 165H248L249 162L253 163L252 160H254V159H252V157H253L252 154L249 155V156L251 157L252 160L249 159L248 155H247V158H246V156L243 157V156L241 155V153H240V152H242L241 149H240V152H239L237 146H235L236 144L234 145L235 147L232 146V145L234 144V141H236V140L238 141L239 139H242V138L245 139V137H246L247 139L249 138V137H247V136H250V135H248V133H249V134H251V133H250L248 130H249V129H253V128H252L251 126H248V125L250 124L249 122H248V123H249L248 125H247V123H246V124H245ZM256 123H257V122H256ZM256 123H254V125H255ZM6 124H5V126H6ZM15 124L13 123V127L15 126ZM25 124L27 125V122H25ZM44 124H45V123H44ZM86 124H85V125H86ZM93 124H94V123H93ZM111 124H113V123H111ZM114 124H115V126L113 125V128L115 129V127H117L118 125H116V123H114ZM120 124H121V123H119V128H121L122 126H125V125H122V124H121V126H120ZM213 124H214V123H213ZM228 124H229V123H228ZM260 124H261V123H260ZM260 124H258L259 127L261 126ZM9 125H10V124H9ZM9 125H8V127H9ZM22 125H23V124H22ZM28 125H30V123H28ZM28 125H27V127L25 126V127H23V129H22V131L27 130L26 133H24L25 135H27L28 133H30L28 129H31V128H32V127H31V128H28ZM32 125H33V124H32ZM35 125H36V120H35L34 126H35ZM38 125H36L35 127H36V128H39L40 126H38ZM47 125H48V124H47ZM95 125H96V124H95ZM175 125H176L177 127H176ZM202 125H203V124H202ZM210 125H212V124H210ZM219 125H220V124H218V126H219ZM3 126H4V125H3ZM30 126H31V125H30ZM30 126H29V127H30ZM34 126H33V127H34ZM43 126H44V125H42V128L34 129V130H38V131H39V130H42V129H44V127H45V126H44V127H43ZM51 126H52V125H51ZM78 126H79V125H78ZM107 126H108V125H107ZM111 126H112V125H111ZM111 126H110V124H109L108 127L112 128ZM173 126H175V129L177 130V132L175 131V129H174ZM200 126H201V125H200ZM203 126H205V125H203ZM221 126H222V125H221ZM256 126H257V124H256ZM15 127H16V126H15ZM19 127H20V129H19V131H18V128H19ZM19 127H17L18 135H19L20 130H21V128H22L21 126H19ZM49 127H50V125L47 126V128H49ZM75 127H76V128H75ZM84 127H86V126H84ZM193 127H194V128H193ZM223 127H224V126H222V127L219 126V128H221V130H222ZM24 128H25V130H24ZM27 128H28V129H27ZM110 128L107 129V130H108V133L110 132V131H109ZM129 128H127V129H129ZM158 128H160V129H158ZM187 128H188V129H187ZM209 128H210V127H209ZM213 128L211 127L212 130H213ZM254 128L256 129L255 126H254ZM257 128H258V127H257ZM261 128H263V127H261ZM53 129H52V130H53ZM89 129H90V130L92 129L93 132H95V135H96V137L98 138V139H97V142H98V140H100V139H101V140L104 139V137H103L104 135H103V134L100 135V133H101L100 131H101V130H100V131L98 130L97 125H96V126L93 125L92 127H89ZM99 129H100V128H99ZM123 129H125V131L127 130L126 128H123ZM123 129H122V130H123ZM150 129H152V131H149ZM161 129H164V130H165V129H166V130H167V129H168V130L171 129L172 132H175L174 134L177 136V138H176V136H174V137H175V138H174V137L172 136V135H174V134L171 133V132H169V131H168V132H169L171 135H170V134H169V135L166 134L167 136L165 135V136L162 138V136H163L165 133H163V134L161 133V135H162L161 138H162V139L159 138L160 136H158V135L160 134V132H162V131H160ZM199 129H200V128H199ZM0 130H2V129H0ZM7 130H8V128H7L5 131H7ZM52 130H51V131H52ZM61 130H62V133H61ZM84 130H86V129H84ZM92 130H91V132H92ZM107 130H106V131H107ZM133 130L137 131L136 133H138V134H135V132H134ZM173 130H174V131H173ZM257 130H258V132H257L256 130H254V131H256L257 133L261 132V131H260V128L257 129ZM261 130L263 131L264 129H261ZM3 131H4V130H3ZM38 131H37V134H40V135H41L42 132H41V131L38 132ZM42 131H43V130H42ZM86 131H87V130H86ZM86 131H83V132H85V136H86V138H87L89 135L87 134ZM88 131H89V130H88ZM120 131H121V130H120ZM120 131H119V133H120ZM128 131H129V130H128ZM179 131H180V132H179ZM223 131H225L224 128H223V130H222L221 132H223ZM245 131H248V132H245ZM252 131H253V130H252ZM254 131H253V132H254ZM1 132H2V131H1ZM35 132H36V131H35ZM40 132H41V133H40ZM44 132H45V130H44ZM54 132H53V133H54ZM89 132H90V131H89ZM91 132H90V133H91ZM99 132H100V133H99ZM113 132H114V134H113ZM113 132H112V134L115 135V136H117V134H115V133L117 132L116 129H115ZM133 132H134V134H135L136 136L133 134ZM146 132H147V133H146ZM256 132H254V133H256ZM263 132H264V131H263ZM6 133H7V132H6ZM22 133H23V132H21L20 135H21ZM119 133H118V134H119ZM125 133H126V132H125ZM125 133H124V134H125ZM145 133H146V134H145ZM152 133H151V134H152ZM223 133H224V132H223ZM223 133H220V134H222L221 136H225V135H223ZM254 133H253V134H254ZM257 133H256V138H257V136H258V138H259L260 134L257 135ZM13 134H14V133H13ZM51 134H52V132H51ZM51 134L49 133L48 136L50 135V137H51V136L53 135V134H52V135H51ZM106 134H107V133H106ZM112 134H111V136H112ZM120 134H122V131H121ZM120 134H119V135H120ZM126 134L128 135V133H126ZM126 134H125V135H126ZM185 134H186V133H185ZM220 134H219V135H220ZM225 134H226V133H225ZM20 135H19V137H20ZM25 135H24V138H25ZM43 135H44V133H43ZM83 135H84V133H83ZM122 135H123V134H122ZM122 135H121V136H122ZM125 135H124V136H125ZM127 135H126V137H127ZM132 135H130V136L128 135L129 137H127V138H129V140H128L126 137H124L123 139H125V141L123 140V141H121V142L124 143V144L122 145V146L124 147V145H126V142H127L126 140H128V145H127V147H124V148H126V149H125V153H126V152L129 153V155L131 154L130 156H128V154H127L126 156L130 157V160L127 158V160H129L130 162H131L132 159H133V164L130 165V162H129V161L127 162L125 159H124V160H125L126 162H125V161H123V163L120 162V160H121V161L123 160L124 156H122V159H120V157H118L119 160L117 159V161H119V163H121V166H122V167H126V165H127V167H128L129 165L132 166L131 168H130V166H129V168H130V173H131V174H130V176H131V182H130V183H129V182L127 183V181H126V177L129 175V174H128V175L126 174L127 171H128V168H127V169H125V168L123 169L121 166H119L120 164H118V162L115 160V159H116V157H115L116 155H115V156L112 155V159L115 157V159H113V160H115L113 163L111 162V159H110V160H107L108 164H109V162L112 163V165L109 166V169H110V167H113V170L116 169V168H118V169H121V168H122L123 171H122V170H120V171H119V170H117V171H113V170L111 169L112 172H115V173H112V172L110 173V176H112L111 174H114L112 177H110V178H111V181H112L113 184L110 183L111 181H110V182H109V181H106V180L108 179V178H107V175H108V174H107V175L105 174L107 179H106V180H105V179L102 180L101 177H103V176H101V175H102V173H103V175H104V173H106L107 168H106V170L104 169L105 171L102 172V171L99 170V168H100L99 166H100V165H99V164H98V166H96V165H97L98 159L101 160V158H103V157H102L103 154H102L100 157H98V159H97V158H95V157H97V156H99V155H97V153H96V154H95L96 156H94V155H93V153H95V152H93L94 150H93V149L90 150V152L93 150V151H92L93 153L91 152L93 158L97 159V162H96L95 159H94V161L96 162V163H94V164H96V165H95V166L93 165L94 168H95V170H93V171H97V169H98V171H97L98 173H97V174H99V171H100V173L102 172L101 174H99V175L101 176V177H99V179L102 180V181L100 180L101 183H103L104 180H105V182H107L105 185H103V187L105 186V187H104L105 190H106V187H107V186H108L107 189H109V185H108L109 183H110V186L113 185V186H112V190H111V187H110L111 193H112L113 189H115L114 186H116L117 184L120 185L119 182L121 181V179H122V178L125 176V174H126V177L123 178V180L125 179L124 181H125L127 184H129V185H128L129 187H127L128 190H126V185H124V184H126V183H124L123 181H122V182H123L124 184H122L121 187L119 186L120 189H119L118 185H117L118 188H117V187H116V188H117L119 191H121V188L123 187V188H122V191L124 192V189H125V191L127 192V194H128V193L130 194V192L134 191L133 193H131L132 196H134V194H135L136 196H137V195H142V191H141V189H140L141 187H139L138 185H140V186L142 185L141 183H139L141 178H142V183H144L147 179H143L144 176L142 177V166H144V165H142V164H143V162H142V156H141V154H140L139 152L137 153V151H136V152L134 151V148H135V150H136V147H134V146H136V145H133V144H134V141H133V139H132V138H133ZM180 135H181V133H180ZM183 135H184V132H183ZM246 135H247V136H246ZM22 136H23V134H22ZM28 136H29V135H28ZM28 136H27V138H28ZM44 136H45V135H44ZM46 136H47V135H46ZM53 136H54V135H53ZM53 136H52V138H47V139L44 140V141L47 140V143L45 142L46 145L49 144V143H48L49 139H51L50 141H52V142L54 141V142H55ZM91 136H92V135H91ZM91 136H89V138H92ZM101 136H102L103 138H102ZM106 136H107V135H106ZM108 136H109V134H108ZM115 136H114V137H115ZM157 136H158V137H157ZM169 136H172L171 138H173V140L169 139ZM60 137H61V136H60ZM119 137H120V136H119ZM122 137H123V136H122ZM131 137H132V138H131ZM148 137H149V136H148ZM155 137H157V138H159V139H155ZM166 137H167L168 139H166ZM208 137H209L210 139H209ZM215 137H212V140L210 141V143H208V146H209V145L211 146V143L213 142V138H215ZM218 137H219V136H218ZM251 137H252V136H250V138H249L250 140L248 139V141L252 143L253 141H251ZM260 137H262V135H261ZM10 138H12V137H10ZM20 138H21V137H20ZM22 138H23V137H22ZM24 138H23V140L21 139L23 143H24L25 141H26V142L29 141V140L27 141L26 138H25L26 140H24ZM31 138H32V137H31ZM93 138H94V136H93ZM93 138H92V141H93ZM120 138H121V137H120ZM120 138H118V139H120ZM226 138H227V135H226V137H225L224 139H226ZM252 138H253V137H252ZM256 138H253V139L255 140V142H256L255 144H257L258 141H259V139H260V138H259L258 141H256V140H257ZM5 139H6V138H5ZM32 139H34V138H32ZM32 139H31V140H32ZM87 139H88V138H87ZM105 139H106V138H105ZM107 139H108V141L110 142L111 137H109V138L107 137ZM107 139H106V140H107ZM121 139H122V138H121ZM140 139H141V138H140ZM140 139H139V140H140ZM145 139H146V138H145ZM154 139H155V140H158L159 142L156 141V143H155V140H154ZM174 139H176V140H174ZM253 139H252V140H253ZM263 139H264V135H263L262 139H260V141H262ZM0 140L2 141V140H4V139L2 138V139H0ZM12 140H13V139H12ZM34 140H35V139H34ZM56 140H57V139H56ZM78 140H79V141H78ZM84 140H85V137H84ZM101 140H100V141H101ZM111 140H113V138H112ZM115 140H116V137H115ZM141 140H142V139H141ZM153 140H154V141H153ZM169 140H170V141H169ZM10 141H11V140H10ZM14 141H15V140H14ZM32 141H33V140H32ZM35 141H36V140H35ZM92 141H89V142L91 143ZM94 141L96 142V139H94ZM94 141L92 142L93 144L95 143ZM113 141H114V140H113ZM113 141H112V147L110 146L111 149L113 148V144H114ZM116 141H118V140H116ZM147 141H148V143L151 142V145H152V146L154 145V146L152 147L153 149L150 148L151 145H149V146L147 145V144H148ZM160 141H161V142H160ZM200 141H201V140H200ZM200 141H198V145H199ZM203 141H204V140H203ZM209 141H207V142H209ZM214 141L217 143V140H216V139H214ZM263 141H264V140H263ZM3 142H4V141H3ZM18 142H19V141H18ZM20 142H21V141H20ZM20 142H19V143H20ZM54 142H53V143H54ZM58 142H59V141H58ZM78 142H80V143H78ZM172 142H175V143H172ZM219 142H220V143H219ZM239 142H240V141H239ZM249 142H248V143H249ZM19 143H18V144H19ZM35 143H36V142H34V144H35ZM56 143H57V142H56ZM90 143H88V144H90ZM92 143H91V145H92ZM105 143H106V142H105ZM105 143H104V141H102L101 143L99 142V144H102V146H100V147L102 148V147L104 146ZM110 143H111V142H110ZM136 143H135V144H136ZM154 143H155V144H154ZM161 143H164V144H161ZM196 143H197V142H196ZM248 143H247V144H248ZM3 144H4V145L7 144V146H6V148H7L6 151H7V150H8V151L11 150V148H12V147H10L11 144H9V146H8V143H7V142H5V143H3ZM3 144L1 143V145H3ZM12 144H13V143H12ZM15 144H16V143H15ZM27 144H28V147H29V143H27ZM86 144H87V143H86ZM96 144H97V145H95V144H94V145H95V146H99L98 143H96ZM118 144H119V143H118ZM200 144H201V143H200ZM213 144H215V143H213ZM213 144H212V145H213ZM252 144L254 145L253 149H255V147H256L257 145H255L254 142H253ZM252 144H250V147H251V148H252V146H253ZM260 144H261V145L263 144L262 146H264V143H263V142H260ZM260 144L258 143V145H260ZM46 145H44L45 148H46ZM162 145H163V146H162ZM173 145H169L168 150H169L170 147H171L170 149H172V147H173V149H174V147H176V146H173ZM198 145L195 144V145H194L195 148H196V146H198ZM229 145H230V144H229ZM12 146H14V145H12ZM15 146H16V145H15ZM20 146H21V147L24 146V148L27 149L26 146H25V143H24L23 145L20 144ZM33 146H34V145H33ZM35 146H37V145H35ZM44 146H43L42 149H44ZM47 146H52V145H51V143H50V145H47ZM55 146L58 147V144H57V145H56V144H55V145L53 144V147H55ZM82 146H83V143H82ZM213 146H215V145H213ZM227 146H228V144H227ZM244 146H247V145L245 144ZM244 146H243V148H244ZM56 147H55V148H56ZM66 147H67V148H66ZM79 147H80V146H79ZM108 147H109V146H108ZM120 147H121V146H120ZM148 147H149L150 149H148ZM200 147H202V146L200 145ZM211 147H212V146H211ZM216 147H218L217 144H216ZM216 147H215V148H216ZM221 147H219V148H221ZM259 147H260V146H259ZM0 148H1V147H0ZM8 148H9V149H8ZM16 148H17V147H15V148H13V149L15 150ZM31 148H32V147H31ZM35 148H38V147H35ZM59 148H58V149H59ZM68 148H70V150L72 149V151H70L69 154L67 155V153H64V152H68V151H69ZM81 148H82V147H81ZM91 148H92V147H91ZM95 148H96V147H95ZM101 148H100V150L102 151L103 148H102V149H101ZM104 148H107V147H104ZM193 148H194V147H193ZM197 148H198V147H197ZM202 148H203V147H202ZM212 148H213V150H215L214 147H212ZM223 148H224V149H223ZM247 148H248V146L246 147V150H247ZM3 149H4V148L2 147V150H3ZM18 149H19V148H18ZM22 149H23V148H22ZM47 149H48V148H47ZM56 149H57V148H56ZM66 149H68V150L66 151ZM79 149H80V148H79ZM113 149H114V148H113ZM191 149H192V148H191ZM207 149H210V148L208 147ZM207 149H206V151L209 152V150H207ZM217 149H218V148H216V150H217ZM2 150H0V152H3ZM27 150H28V149H27ZM29 150H30V147H29ZM32 150L35 152V149H34V148H32ZM37 150H38V149H37ZM62 150H63L64 152H63ZM73 150H74V152H73ZM120 150H121V149H119V151H120ZM203 150L205 151V146H204ZM213 150H212V153H211V152H210V153L215 155V153H213ZM249 150H250V149H249ZM251 150H252V149H251ZM251 150H250V152H251ZM256 150H257V149H256ZM258 150H259V149H258ZM262 150L264 151L263 148H262ZM6 151H4V152L6 153ZM15 151H16V150H15ZM18 151H19V150H18ZM24 151H25V150H24ZM30 151H31V150H30ZM33 151H32V152H33ZM52 151H53V153H52ZM101 151H100V153H101ZM108 151H109V150H108ZM110 151H111V150H110ZM117 151H118V150H117ZM119 151H118V152H119ZM171 151H172V150H171ZM171 151H170V152H171ZM187 151H188V150H187ZM190 151H191V150H190ZM204 151H203V152H204ZM206 151H205V152H206ZM21 152H22V150L20 151V153L18 152L19 154L16 153V152H15V154H14V151H13L12 153L14 154V156L16 157V159L20 160V162H18V160H17V163L22 164V165H21L22 167L26 166V167H24V169H27V171H28V170L31 171V170L34 168V166H31V165H32L31 163H29L28 161H25V160H27V159H26L25 157H24V158L22 157L24 154H21ZM32 152H29V151H28V154H27V155L29 156V153H31V156H32V155L34 156V154H36V157H38V156H37V153L39 152V150L37 151V153H36V152H35V153H32ZM48 152H49V153H48ZM72 152H73L74 154H73ZM90 152H89V154H91ZM103 152H105V151H103ZM106 152H107V149H106ZM120 152H121V151H120ZM170 152H169V153H170ZM174 152H175V153H174ZM176 152H177L176 149L173 150L172 153H170V154H173L174 157H173L172 155H170V158H169V159H171V158H172V159H173V158L175 159V157H177V155H178V153L176 154ZM192 152H194V151L192 150ZM192 152H191V154H192ZM252 152H255V151H252ZM257 152H259V151H256L255 154H258V155L261 156V154H260V153H257ZM25 153H27V151H26ZM70 153H72V154H70ZM115 153H116V150H115L114 154H115ZM121 153H122L121 155H123V154L125 155V153H123V152H121ZM185 153H186V151H185ZM188 153H189V152H188ZM188 153H187V154H188ZM195 153H196V152H194V154L191 155V156H193V159H195V156H194V155H196ZM7 154H8V152H7ZM20 154H21V156H19ZM39 154H40V153H39ZM39 154H38V155H39ZM47 154H48V156L51 157V158H49V157L47 156ZM58 154H59V153H57L56 156H58ZM119 154H120V153H119ZM1 155H2V154H1ZM3 155H5V154L3 153ZM121 155H120V156H121ZM175 155H176V156H175ZM179 155H180L181 157H183V156L186 157V155H181L180 153H179ZM189 155H190V154H189ZM208 155H209V154H208ZM243 155H244V154H243ZM245 155H246V153H245ZM263 155H264V154H263ZM5 156H6V158H7V155H5ZM10 156H11V154L9 155V157H10ZM33 156H32V157H33ZM45 156H47L48 158H45ZM88 156H89V155H88ZM117 156H118V153H117ZM132 156H133V158H131ZM147 156H148V157H147ZM166 156H167V155H166ZM171 156H172V157H171ZM199 156H200V155H199ZM202 156H203V155H202ZM202 156H201V157H198L199 162L202 161ZM206 156H207V154H206ZM211 156H212V155H210V157H211ZM260 156H259V157H260ZM15 157H14V161L16 160ZM143 157L145 158V155H143ZM150 157H151V158H150ZM167 157H168V156H167ZM181 157H180V162H181ZM189 157H190V156H188V159H189ZM203 157H204V156H203ZM207 157H209V156H207ZM210 157H209V159H210L211 161L214 160L213 164L215 165V164H216L215 158L213 159V158H210ZM214 157H215V156H214ZM262 157H263V158H262L263 160L261 159L262 164H260V165H263V166L261 167V168L263 169L262 172H260V173L258 172L259 174H258V175H255L254 177L252 176V180H254V182H253V183H252V182L250 183V180H251V178H250V179H249V182H248V183H250V184H249V186L247 185V187L250 188L251 193L253 192V193H252V196L249 197L250 199H248V204H249V207H250V210L248 209V210H249V213H253V211H254V209H255V208H254V205H255V204L258 205L259 210H260V206H261V207L263 206V208H264V156H262ZM33 158H34V157H33ZM40 158H41V157H40ZM54 158H56V157H54ZM245 158H246V159H249L250 161L247 162V160H246ZM24 159H25V160H24ZM34 159L37 160L36 158H34ZM34 159H33V162L35 161ZM48 159H50V160H48ZM164 159H165V160H164ZM191 159H192V158H191ZM193 159H192V161L190 160L192 164L189 162V163L191 164V165H189V166H192V165L194 164V163H193ZM255 159H256V157H255ZM4 160L6 161V159H4ZM12 160H13V159H12ZM86 160H87V159H86ZM178 160H179V158H178ZM178 160H177V161H178ZM182 160L184 161L183 158H182ZM203 160H204V159H203ZM206 160H208V159H206ZM218 160H217V161H218ZM223 160H224V161H223ZM256 160H257V159H256ZM0 161H1V160H0ZM5 161H4V162H5ZM39 161H40V160H39ZM144 161H145V159H144ZM177 161H176V162H177ZM183 161H182V162H183ZM194 161H195V160H194ZM197 161H198V160H197ZM254 161H255V160H254ZM4 162H3V163H4ZM15 162H16V161H15ZM21 162H22V163H21ZM23 162H24V163H23ZM87 162H88V161H87ZM101 162H102V160L100 161V163H101ZM105 162H106V161H105ZM105 162L103 161V163H105ZM107 162H106V163H107ZM169 162H171V160H169ZM176 162H175V164H173V163H171V164H173L174 166L177 164V168H178V169H177V168H176V169H177V171L180 170L179 172H181V169H179V165H178V163L180 164V162H177V163H176ZM205 162H206V164L208 163V161H205ZM1 163H2V162H1ZM1 163H0V166H1ZM12 163H13V165L15 164L13 161L11 162V164H12ZM92 163H93V162H92ZM106 163H105V164H106ZM124 163H127V164H124ZM144 163H145V162H144ZM148 163H150V162L148 161ZM148 163H147V164H148ZM152 163L155 164V161H152ZM166 163H167V161H166ZM186 163H187V162H186ZM189 163H187V164H189ZM203 163H204V161L201 162L202 167H199V164H198L196 167L194 166L195 168L199 167V168H198V171L200 172L201 175H203V174H202V171H200V170L203 168ZM30 164H31V165H30ZM122 164H124V166H123ZM184 164H185V163H184ZM196 164H197V163H196ZM196 164H194V165H196ZM206 164L204 163V171H205V170L207 171V169H208V171L211 170V167H209L210 169L205 167ZM209 164H210V165H213L212 162H211V163L209 162ZM223 164H222V165H223ZM225 164L223 165V167L225 166ZM249 164H250V163H249ZM256 164H257V165H256V166H257L256 168H258L259 163L257 162ZM102 165H104V164H102ZM148 165H149L148 167L152 166V164H148ZM167 165H168V164H165L166 167H167ZM180 165H181V164H180ZM210 165H209V166H210ZM251 165H252V164H251ZM3 166H4V167H3ZM8 166H9V165H8ZM19 166H20V165H19ZM21 166H20V167H21ZM106 166H107V165H106ZM200 166H201V165H200ZM248 166H249V165H248ZM31 167H33V168L31 169ZM96 167H97V168H96ZM104 167H105V166H104ZM104 167H103V168H104ZM120 167H121V168H120ZM152 167L156 168L155 166H152ZM158 167L162 170V168H161L160 165H159ZM163 167H164V166H163ZM175 167H176V166H175ZM186 167H188V166L186 165ZM207 167H208V166H207ZM213 167H214V166H213ZM213 167H212V170H213L214 172H217L216 169H214ZM226 167H225V169H226ZM244 167H245V166H244ZM3 168H5V165L2 164V168H1V169L3 170ZM7 168H8V167H7ZM9 168H10V167H9ZM12 168H13V166H12ZM145 168H146V167H145ZM159 168H158V169H159ZM173 168H174V167H173ZM190 168H191V167H188V169L186 170L187 173H189V171L191 170ZM250 168H251V167H250ZM1 169H0V171H1ZM13 169H14V168H13ZM24 169H23V170H24ZM49 169H50V168H49ZM160 169H159V170H160ZM193 169H194V168H193ZM199 169H200V170H199ZM5 170H6V168H5ZM5 170H3V171H5ZM9 170H10V169H9ZM9 170H8V171H7V170L5 171L6 174H7V172H10ZM21 170H22V169H21ZM34 170H35L34 174H35L36 176L39 175V172H38L39 170L36 171V170H37L36 168H34ZM34 170H33V171H34ZM46 170H48V169H46ZM101 170H102V168H101ZM124 170L126 171V173H125ZM159 170H155V169H154V171H159ZM184 170H185V169L183 168V171H184ZM242 170H243V173H242V175H241ZM259 170H260V169H259ZM259 170H258V171H259ZM24 171H25V170H24ZM30 171H29V176H28V173H25V174H27V177H28L29 179H30V177H32L34 181H35V180L38 181V180H39L38 178H41V177H42V175L40 174L41 177H40V176H37L38 178L36 179V178L34 177L35 175H34V176H30ZM50 171H51V170H50ZM87 171H89V170H87ZM93 171H91L92 175L94 174ZM121 171L124 172L125 174H124V176H120V177H119V174L121 173ZM164 171H165V170H164ZM170 171H171L172 173H171ZM208 171H207V173H208ZM253 171H254V170H253ZM255 171H257V169H256ZM5 172H2V171H1V173H5ZM11 172H14V171H12V169H11ZM11 172H10V173H11ZM36 172H38V174H36ZM107 172H108V171H107ZM109 172H110V171H109ZM116 172H117L118 178H120V179H118V181L120 180L119 182L116 181V179H117ZM119 172H120V173H119ZM169 172H170V174H173L175 171H173V169L170 168ZM169 172H168V173H169ZM179 172H178V173H179ZM214 172H212V173H214ZM14 173H16V172H14ZM14 173H13V176H15ZM19 173H20V172H19ZM53 173H52V174H53ZM91 173H90V174H91ZM95 173H96V172H95ZM128 173H129V172H128ZM178 173H177V176H178V178H180V176L178 175ZM187 173H186V174H187ZM207 173H206V175H207ZM212 173H211V171H210L208 174L211 175V176L214 175V178H216V179L218 178V179H219V176H220V175H218V174H219L218 172H217V173H214V174H212ZM252 173H253V172H252ZM256 173H257V172H256ZM6 174H4V176H5ZM11 174H12V173H11ZM17 174H18V173H17ZM25 174H24V175H25ZM31 174L33 175V173H31ZM52 174H51V175H52ZM97 174H96V175H97ZM158 174H159V173H158ZM174 174H175V173H174ZM174 174H173V176H174ZM180 174L182 175V173H180ZM186 174H184V175H185L184 179L187 180V179H188V178H187L188 175L186 176ZM189 174H191V171H190ZM204 174H205V172H204ZM216 174H217L218 177L215 176ZM249 174H250V173H249ZM253 174H255V172H254ZM2 175H3V174H2ZM8 175H9V174H8ZM96 175H95V176H96ZM105 175H104V177H105ZM146 175H147V173H146ZM165 175H166V174H165ZM165 175H164V176H165ZM167 175H169V174H167ZM175 175H176V174H175ZM184 175H183V176H184ZM230 175H231V174H230ZM13 176L11 175V176H9V177L12 178ZM17 176H19V174L16 175V177H17ZM20 176H21V175H20ZM54 176H55V175H53V177H54ZM95 176H94V178H95ZM114 176L116 177L115 179L113 178ZM130 176H128V177H130ZM169 176L172 177V175H169ZM177 176H176V177H177ZM183 176H182V178H183ZM189 176H190V175H189ZM207 176H208V175H207ZM207 176H206V177H207ZM211 176H208V177L206 178L205 175H203V176H202V179H205V178H206V179H205V181H206V180H208L209 177L211 178ZM235 176H236V177H235ZM9 177H8V180H9ZM16 177H15V178H16ZM21 177H22V176H21ZM70 177H71V178H70ZM87 177H90V175H89V176L87 175ZM92 177H93V176H92ZM121 177H122V178H121ZM128 177H127V178H128ZM145 177H146V176H145ZM174 177H175V176H174ZM176 177H175V179H176V182H177V178H176ZM212 177H213V176H212ZM250 177H251V176H250ZM22 178L24 179V177H22ZM42 178L45 179V177H42ZM56 178H57V177H56ZM56 178H55V180H56ZM58 178H59V177H58ZM94 178H93V179H94ZM96 178H98V177H96ZM110 178H109V179H110ZM146 178H147V177H146ZM167 178H168V177H167ZM182 178H181V180L179 179L178 181H180V182L182 181V182H183ZM196 178L199 180V177L195 176V179H196ZM210 178H209V180H210ZM19 179H20L19 182H22V181H21V178H18V179L16 178V182H17V180H19ZM61 179H64V178H61ZM61 179H58V180H61ZM67 179H66V176H65V179H64V180L67 181ZM84 179H85V178H84ZM99 179H97V181H98ZM113 179L116 181L115 183L113 182ZM150 179H151V178H150ZM173 179H174V178H173ZM175 179H174V181H175ZM192 179H193V178H192ZM211 179H213V178H211ZM216 179H215V180H216ZM255 179H256V180H255ZM8 180H7V182H9ZM13 180H14V179H13ZM41 180H42V179H41ZM128 180H129V179H128ZM143 180H144V181H143ZM165 180L167 181L166 178H165ZM168 180H170V181L172 182V179H170V177H169ZM14 181H15V180H14ZM14 181H13V182H14ZM23 181H24V180H23ZM37 181H35V183H36ZM94 181H96V180H94ZM129 181H130V180H129ZM174 181H173V182H174ZM184 181H185V180H184ZM187 181H188V180H187ZM189 181H190V179H189ZM200 181H201V183H200ZM200 181H199V184H197L198 181H197V182H196V181L194 182V180L190 181V182H191V185H192L193 182L195 183V184L193 183V185H196V184H197V185H196L197 187L193 186V187H194V188H193L194 190H192L191 193H192V194H193V193H197V194H198V197H199V199H200V203H199V201L197 202V199H194V197L196 196V194L193 195V196H194L193 198H191V200L193 199V201L195 200L197 203L200 204V206H198V204L196 205V203H195V201H194V204H195L194 206H196L195 208H199V207L204 208V207H207L206 209L209 211V209H211V207L214 206L215 209L212 207V208L214 209V211H213V213H212V212H211L212 209H211V211H210L211 214L213 215L214 212H216V214H215L216 217H219V218L221 217V219L223 220L224 215H225V214H223L224 210H225V212L227 213V212L230 211V209H227L226 207H225V209H224L223 204H221V200H218V199H217V198L219 197L218 194H221V193H220L221 191H220V192L218 191V192H219L218 194L215 193V192H217L218 189H215L214 191H212V189L215 188V187H212V189H211V186L213 185V183H212L213 180H212V182H210V183H205L206 186H207V184L210 185V184L212 183L211 186L207 187V188H209V189H207V188L205 189L206 186L203 184L202 180H200ZM210 181H211V180H210ZM234 181H235V180H234ZM242 181H243V178H242ZM244 181H245V180H244ZM13 182H11V183H12V186L14 187L13 189H15V190H13V191L15 192V194H16V192L18 193V191H19V194H16V196H19V195H20V196L17 197V198H19V200L22 201V204H24L23 206H25V207H22V208H23V209L26 208V209L28 210V211H27V210H23V212L27 211V213L29 212L31 215H33V216H35V217L37 218V219L35 220V218L32 217L35 221H37V222H35V224L38 223L39 226H38V225H36V226L39 227V228H38V229H39V232L41 231V233H42V234H41V233H38V232H37L38 235L41 234V235H39V236H43L46 232H48V230L52 231V233H55L56 231L54 232V227H52V225L49 224L48 221H47V217H46L47 215H46L45 213H43V212L45 211V209H46V208H45V207H46L45 205L49 206V204H45V203H43L44 201H42V199H40L39 195L37 194L38 197H39V199H40V200L42 201V203H43L42 205L45 206V207L43 206V208H45L44 211L42 212V214H40L41 212H39L38 207L36 208L37 204L34 203V202H37V201H35L36 199L34 200L33 198H31V197H32V194L35 195V194H34V193H35V192H34L35 190L33 191V190L31 189V186L29 185V183H27L26 186L29 185V186H30V189L32 190L33 193L31 192V190L28 191V186L25 187V184H23V183H25V182L20 183V184H23V185H19V184H18L19 182L13 184ZM58 182L61 183L60 181H58ZM157 182H159V181H157ZM160 182H161V181H160ZM160 182H159V183H160ZM168 182H169V181H167V184H168L169 186L165 184V186H166V188H165L166 190H165V191L171 193L172 191H175V187H174L173 185L171 186V183H168ZM5 183H6V181L4 182V185L7 186L10 182H9L8 184H7V183L5 184ZM39 183H40V182H39ZM59 183H56L55 185H57V184H59ZM84 183H86V182H84ZM84 183H83V184H84ZM92 183H94V182H92ZM92 183H89V185H91L90 188L92 187V185H94V184H92ZM162 183H164V179H163V182H161V184H162ZM184 183H185V182H184ZM184 183H182V185H183ZM215 183H217V181L214 182V186H215V185H216V186H219L218 183H217V184H215ZM225 183H226V182H225ZM225 183H224V184H225ZM229 183H230V182H229ZM248 183H247V184H248ZM36 184H37V183H36ZM40 184H41V183H40ZM95 184H97V183H95ZM98 184H99V182H98ZM114 184H115V185H114ZM153 184L156 185L155 183H153ZM161 184H160V186L163 185V184H162V185H161ZM175 184H176V183H175ZM177 184H178V186H176V187H179V186H180V185H179V182H177ZM177 184H176V185H177ZM185 184L187 185L188 183L186 182ZM185 184H184L183 186H184V188H187V190H188V187H187V186H188L189 184H188L187 186H185ZM200 184H202V185H200ZM239 184L241 185V182H239L238 185H239ZM9 185H10V184H9ZM9 185H8V187H12L11 185H10V186H9ZM18 185H19V186H18ZM38 185H39V184H38ZM43 185H45V182H44V181H43V184H41V186H43ZM52 185H54V184H52ZM61 185H62V183H61ZM64 185H65V184H64ZM81 185H82V184H81ZM89 185H88V183H87V185H85L84 187H86V186L89 187ZM154 185H152V187H153ZM198 185L203 186V187L205 186V187L202 188V187H199ZM235 185H237V182L235 183ZM62 186H63V185H62ZM98 186H99V185H98ZM98 186L96 187V185H95V188L93 187L94 189L91 188V190L85 188V192H84V194L90 190V192H89L88 194L91 195V193L94 191V195H95L94 199L96 198L95 202H98L99 205H100L101 200H102V203H101L102 205H100V206L106 209V210L104 209V210L106 211V213H103V212L101 211V209H98L99 206H98V208H97L96 203H94L93 198H92L93 195H91V196H92V197H91L92 200H90V199H86V198L83 199V202L85 203V204H84L85 207H86V205L88 206V207H87V210L85 209L86 212L83 214V212H84L85 210H84V209H83L84 211L81 210L80 207H81L82 205L80 204V201H79V200L82 198L81 193H78V192H77V194H76V192H75V193L73 192V193L75 194V195H74V194L72 193V191H74V189L71 191V193L68 192V191L65 192V193H70V194H71V196H70V195L68 196V197L70 198L68 201H70L71 204H72V202H74L73 199H75L76 201L79 202V210L83 211V212H82L83 215L81 214V215H82L81 218L78 217V219L80 218V220H79V223H80V224H79L78 222H77V223L79 224V227H80V228L77 229V231H76L75 228H77V227H75V228L73 227V225L76 224V223L74 224V219H73V217H74V214H75L74 211L78 210V205L75 204V203H73L74 205H70V204H68V206L70 205L71 207L77 205V208L75 209V208L73 207V209H75V210H73V209H71V210H69V211L66 210V211H68V212H65V214H64V216H63V218H62V219H63V220H62L63 222L61 223V226H64V230L62 229V230L64 231V232L62 231V232L64 233V236H63V240L61 239V240H62L61 242H63L62 247H61V248H63V251H62V252H63L64 255L66 256V258L70 261V264H82L83 259H85L84 261H86L87 256H90L91 254L93 255L94 252H95V253H94V259H92V258H91L92 260L89 259V261L92 262V263L90 262L91 264H95V263L99 262V261L102 260V259H105V261L103 260V261H104L103 264H111L110 262H109V263H105V262L108 261V259H109L111 256H112L113 258H114V256H115L116 258H117V257L122 258L123 260H120V262H123V261H124L123 264H129L130 262H131V264H132V260H131L130 262H127V260H126L127 258H128V260H129V255H128V257L126 258L127 251H126V248H125V246H126L128 249H129L130 247H131V248H132V247L135 248V246H136V244H137V243L133 242L134 239H132V238H129V239H128V237H127V232H126V231H127V229H132V228H133V226H131V225H130V226L128 225V228H126V230L119 231L120 234H119V236H117V237H118V240H117V244H116L115 246H114L115 241H113L112 239H114V238H116V237H114L115 235L113 236V234H110V233H109V234L112 235L113 237L111 236V237L106 238V239H108V240L110 239V241H111V240L113 241V242H111V245H112L111 247L106 245V244H108V243H105V242L107 241L106 239H105L106 241L104 242L105 245H103L104 243H103L102 241H101L102 244H100V242L98 241V244H96L95 246H94V244H93V246L91 245L92 248H90V249H88V247H86V246H87L86 243H85L86 246L83 244L85 241H87V240L90 238V236H91L94 232H97L98 229H99L100 227H102V226L105 225V224L107 225L108 222L110 221L109 219H111V218L113 217V215H114L116 212H117V215H118V214H119L118 212H120L119 210H121V207L118 205V203H116V202L119 201V199H118V201H115V200H117V199H113V201H112L111 196H110L111 194H109L110 192L107 193V194H108V195H107V194L105 193L107 190H106V191L103 190L104 192H103V191L101 192V191L98 189ZM100 186H101V185H100ZM124 186H125V187H124ZM142 186H143V185H142ZM160 186H159V184H157V187L154 186V188H150V189H153V191H155L156 193H158L157 191H160V190H161V191H164V190L162 189L164 185L162 186V188H161ZM220 186H221V185H220ZM220 186H219V187H220ZM223 186H224V185H223ZM82 187H83V186H81L80 188H82ZM137 187H139V188H138L139 190L137 189ZM150 187H151V186H150ZM189 187H190V186H189ZM191 187H192V186H191ZM231 187H232V186H231ZM241 187H242V186H241ZM241 187H240V188H241ZM243 187H244V186H243ZM247 187H246V188H247ZM0 188H1V187H0ZM5 188H6V187H5ZM25 188H26V189H25ZM51 188H52V187H50V189H51ZM54 188H56V187H54ZM54 188H53V190H55ZM78 188H79V186L77 187V191H79ZM96 188H97V189H96ZM216 188H217V187H216ZM227 188H228V187H227ZM232 188H233V187H232ZM249 188H247L248 190L246 191V194H247V195H248L247 192H250ZM3 189H4V188H3ZM10 189H11V188H10ZM10 189L8 188V190H10ZM17 189H18V191H17ZM24 189H25V191H28V193H24V191H23ZM82 189H83V188H82ZM92 189H93V191H92ZM117 189H116V190H117ZM134 189H135V190H134ZM143 189H144V188H143ZM147 189H148V188H147ZM191 189H192V188H191ZM220 189H221V187H220ZM238 189H239V188H238ZM238 189H237V190H238ZM4 190H5V189H4ZM4 190H3V192H6V191H4ZM70 190H71V189H70ZM86 190H87V191H86ZM96 190H97V191L99 190V191L97 192ZM110 190H109V191H110ZM116 190L114 191V193H115L116 195L118 194L119 197H120V195L122 194V193H121L122 191L116 193ZM180 190H182V189H180ZM180 190H179V191H180ZM183 190H184V189H183ZM223 190H224V187H223ZM245 190H246V189H245ZM1 191H2V190H1ZM1 191H0V192H1ZM62 191H63V190H62ZM91 191H92V192H91ZM95 191H96V192H95ZM129 191H130V192H129ZM161 191H160V192H161ZM176 191H177V190H176ZM241 191H242V190H241ZM3 192H1L0 195H1V194H2V195L5 194V196H6V193H3ZM14 192H13V193H14ZM100 192H101V193H100ZM126 192H124V193H126ZM150 192H151V191H150ZM150 192H148V193H147L146 195H144V196H143V195L141 196V197H143V200H142V201H144V204L147 202V201H146L147 198L144 199V197L147 196ZM177 192H178V191H177ZM180 192H181V191H180ZM180 192L177 193L178 195H177L176 193H171V194H172V195L179 196L180 194H182V193H180ZM222 192H223V191H222ZM9 193H10V192H9ZM9 193H8V195L10 196L11 193H10V194H9ZM61 193H62V192H61ZM65 193H64V195H65ZM96 193H97L98 195H96ZM186 193H187V192H186ZM224 193L227 194V192H224ZM224 193H223V194H224ZM15 194H14V195H15ZM99 194H101L102 196H100ZM115 194H114V195H115ZM131 194H130V195H131ZM159 194H160V193H159ZM164 194H165V193H164ZM205 194H206L207 196H208L209 194L212 195V197H210V200H211V201L208 200V198H206V196L204 197ZM228 194H229V193H228ZM230 194H231V193H230ZM249 194H250V193H249ZM60 195H63V194H60ZM66 195H68V194H66ZM86 195H87V194H86ZM118 195H117L116 197H118ZM130 195H129V196H130ZM151 195H152V193H151ZM157 195H158V194H157ZM169 195H170V194H169ZM172 195H170V196H171L170 198L172 199L171 201H175L174 203H175V205H176V204L178 205V208H180V206H181L182 204L184 205V203H185L184 201H187L186 203H189V202H190V205L193 204V203H191V202H193V201H189V200H185V199H184V201H181L182 204H181L180 202L177 203V202L179 201V199H178L177 197H175V198H177V200H178V201L176 202V199H175V198H174L175 200H173ZM182 195H184V194H182ZM187 195H188V194H187ZM210 195H209V196H210ZM215 195H217L218 197H216ZM233 195H234V194H233ZM3 196H4V195H3ZM9 196H7V197L9 198ZM12 196H13V195H12ZM87 196H89V195H87ZM97 196L102 197V199L99 197L101 200H98L99 198H97ZM153 196H155V195H153ZM167 196H168V195H166V197H167ZM180 196H181V195H180ZM180 196H179V198H181ZM209 196H208V197H209ZM225 196H226V195H221V197H223V198H222V201L225 199ZM231 196H232V195H231ZM249 196H250V195H249ZM7 197H6L5 199H7ZM61 197H62V196H61ZM76 197H77V198H76ZM114 197H115V196H114ZM126 197H127V196H126ZM158 197L160 198L159 195H158ZM158 197H156L157 200H155V199H154V200L157 201V202L159 203V201L162 199V196H161V199H159ZM202 197L205 198L204 200L207 199L208 201H210L211 203L209 202V204H211L212 206H210V205L208 204V202H205L204 204H208L209 206H208V205H207V206H206V205H203L204 207L201 206V203H202V200H201V199H202ZM227 197H229V195L226 196V200H225V201H228V202H229V200H228L229 198L227 199ZM20 198H21V199H20ZM36 198H37V197H36ZM63 198H64V197H63ZM65 198H67V196H65ZM89 198H90V197H89ZM128 198H130V197H128ZM132 198H133V197H132ZM150 198H151V197L148 196V199H149V200H153V197H152V199H150ZM154 198H155V197H154ZM170 198H169V199H170ZM186 198H187V197H186ZM234 198H235V197H234ZM238 198H239V197H238ZM9 199H10V198H9ZM9 199H7V200H4V199H3V201H5V203H6V205H8V204H7V203H8L7 201H8ZM12 199H13V198H11V200H9V201H13V203L9 204V205H10L9 209L11 208L10 211L8 210L9 213H11V212H13V211L15 210V207L12 208V206H11L12 204H16V203H14V202H15L14 199H13V200H12ZM43 199H44V197H43ZM59 199H60V198H59ZM123 199H125V201H126V198H123ZM163 199H164V198H163ZM163 199H162L161 202H163ZM230 199H231V198H230ZM1 200H2V198H1ZM15 200H16V199H15ZM19 200H18V202H19ZM33 200H34V201H33ZM44 200H45V199H44ZM53 200H54V199H53ZM60 200H62V198H61ZM64 200H66V199H64ZM130 200H131V199H130ZM166 200H168V197L166 198ZM180 200H181V199H180ZM234 200H235V199H234ZM241 200H242V199H241ZM21 201H20V202H21ZM99 201H100V202H99ZM145 201H146V202H145ZM225 201H224L223 203H225ZM1 202H2V201H1ZM18 202H17V203H18ZM20 202H19V203H20ZM62 202H63V200H62ZM64 202H65V201H64ZM161 202L159 203V205L161 204ZM169 202H170V201H168V202L166 203V206H167V204H168ZM228 202H227V203H228ZM233 202H234V201H233ZM233 202H232V199H231V202H230V203L232 204ZM5 203H3V204H5ZM19 203H18V204H19ZM37 203H38V202H37ZM39 203H40V201H39ZM46 203H49V202H47V200H46ZM65 203H66V202H65ZM81 203H82V202H81ZM113 203H114V204L116 203L115 205H118V206H115ZM124 203H125V202H124ZM128 203H129V202H128ZM149 203H150V202H149ZM153 203H154V202H153ZM153 203H152V204H153ZM174 203H173V204L169 203V205L171 204V206H170L171 208H170V207L167 208L169 212H170L169 209H173V208H174ZM18 204H17V205H18ZM20 204H21V203H20ZM66 204H67V203H66ZM66 204H64L63 206H65ZM139 204H141V203H139ZM152 204H151V203H150V204H147V203H146L145 205H148V206L150 205V206H151ZM163 204H164V203H163ZM180 204H181V205H180ZM228 204H229V203H228ZM228 204H227V205H228ZM6 205H4V206H6ZM17 205H16V207H17ZM38 205H39V204H38ZM80 205H81V206H80ZM84 205H83V207H84ZM103 205H104V206H103ZM136 205H137V204H136ZM155 205H156V203H155ZM155 205H152V206H155ZM169 205H168V206H169ZM177 205H176V206H177ZM179 205H180V206H179ZM183 205L181 206V210H182V208L185 206V205H184V206H183ZM13 206H14V205H13ZM21 206H22V205H21ZM66 206H67V205H66ZM150 206H149V207H150ZM156 206H158V204H157ZM161 206H162L163 208L160 209L159 206H158V209H159V210L156 209V207H155V208H154V207H150V208H154V210H158V212H159V211H162V212L165 211V210H166V207L163 206L162 204H161ZM186 206H187V205H186ZM191 206H192V205H191ZM225 206H226V205H225ZM229 206H231V205H229ZM233 206L236 207V202H235V205L233 204ZM247 206H248V205H246V206H245L246 208H244V209L249 208V207H247ZM0 207L2 208V205H1V204H0ZM6 207H7V206H6ZM6 207H5V208H6ZM50 207H51V206H49V208H50ZM83 207H82V208H83ZM136 207H137V206H136ZM143 207H144V205H143ZM149 207H148V209H149ZM164 207H165V208H164ZM189 207H190V206H189ZM209 207H210V208H209ZM216 207H217V208L219 207V208H222V209H223V212H222V209L220 210V209L218 208V210L221 211V212H219V214L222 213L221 216H217V215H218V214H217L218 211L216 210V209H217ZM227 207H228V206H227ZM231 207H232V206H231ZM231 207H230V208H231ZM237 207H238V205H237ZM130 208H131V206H130ZM146 208H147V207H146ZM195 208H194V210H193L194 214H192V216H191V217H193V218L191 219L192 222H190V223H191V224H189L190 227H188V228H192V229H191V230H192L191 238L187 239V237L185 238V236L183 235V236H184V240H185V239H186V240H190V242H188V247H186L187 250L184 249L186 244H183V245H184V247H183V252L187 251V252H185V253H187V254H186V257H187V258L184 259V258H183V257L185 256V255H184V256L182 257V260H181V259H179V260L182 262V264H184V263H187V264L189 263V264H191V263H192V261H191V257H192L193 259L195 258V256L193 257L192 254H194V252H195L196 254H198L199 252H202V254H200V253H199V254L202 256V260H203V261L200 263L199 261H200L201 259H200V260L197 259L198 262L195 263L196 259H194L195 261L192 259V260L194 261L195 264H198V263H200V264H216V263H217V264H218V263H219L218 261L220 260V258H219V260H218L217 258H218V256H220V255H219V251H218V250H219V248H218V243H217V248H218V249H217L216 246H215V245H216L215 242H218V240H219V242H220L221 238L223 237V236H222V233H223V232L220 233V232H217V231H220V230H216V234H213V231H214L213 229H215V228H214L215 226L211 225V224H213V223H211V224H210V223H207L208 221H206V223H205V222H204L205 220L202 219V217H201L202 215L200 214L202 211H201V212H198V211L201 210V209H200V208H199V210L197 209V212L200 214V215H199V214L196 212V209H195ZM208 208H209V209H208ZM228 208H229V207H228ZM256 208H257V206H256ZM19 209H20V208H16V210H18L19 213L23 214L22 211L20 212ZM39 209H40V206H39ZM51 209H53V208H51ZM63 209H64V208H63ZM183 209H184V208H183ZM191 209H192V208H191ZM191 209H189V210L192 211ZM0 210H1V209H0ZM3 210H4V209H3ZM6 210H7V209H6ZM6 210H5V211H6ZM11 210H13V211H11ZM21 210H22V209H21ZM72 210H73V211H72ZM128 210H129V209H128ZM137 210H138V209H136V211H137ZM143 210H144V209H143ZM174 210L176 211V209H174ZM181 210H180V211H181ZM189 210H188V211H189ZM202 210H203V209H202ZM204 210H205V209H204ZM204 210H203V212H204ZM215 210H216V211H215ZM228 210H229V211H228ZM231 210L233 211V207L231 208ZM236 210H237V209H236ZM236 210H235V211H236ZM248 210H247V211H248ZM259 210H258V208H257L256 211L259 213ZM5 211H3L4 213L0 212V230H1V231H0L1 233H0V234L3 233L2 236L5 235L6 241L9 243V245H7V244H8V243H7V244H5V246L7 245V246H9V247L11 248V250H10L11 252L8 254L9 256H8L7 254H6V255H3L4 257H5V256H6V257L8 256L6 259H9V258L11 259V261H10V260H7V262L9 261V263H7V262H6V263H7V264H54L55 259H54V262H53V260L51 261V259H52L51 253H47V250L45 251V248H41V249L39 248V251H37L38 248L34 250V248L32 249L33 246H30L31 248H30V247L27 248V247H24V246H23V245H26V244L22 241V239H27V238H28L27 240H29V238L31 239V237H26V236H27V235H26V232H28V230L25 231V229L30 228V227H27L29 224L26 225L25 229L22 227L23 231H25V235H26V236H25V235L23 234L24 232L21 231V230H19V229H21V225H22V224L25 225V224L27 223V221L22 220V222H21V220H20L21 217H20V215L17 213V215H19L18 218H19L20 222L22 223V224H21V223L19 222L21 225H20V224L18 225V227L20 226L19 229H18V231H20L21 233L23 232L22 234L18 233L17 230H16V228H18V227H16V224H17L18 222L15 224L16 220H15L14 218H12V217H15V216H16V214L14 213L15 211H14L13 213H11L12 215L9 214L8 212H7V214H5ZM18 211H17V212H18ZM36 211L39 213V215H37V212H36ZM62 211H65V210H62ZM81 211H80V213H81ZM141 211H142V210H141ZM148 211H149V210H148ZM152 211H153V209H152ZM172 211H173V210H172ZM175 211H173L172 216L175 215V214H174V213H176ZM180 211H177L176 214L179 215L178 212H180ZM184 211H185V209H184ZM188 211H187V212H188ZM190 211H189V212H190ZM205 211H206V210H205ZM208 211L205 212V213L207 214ZM244 211H246V210H244ZM247 211H246V213H247ZM256 211H254V213H253L254 215L251 214V215L253 216L252 219H254L255 217L261 215V212L259 213V214H260V215H259V214L256 213ZM46 212H47V210H46ZM49 212H50L49 215H51V211H50V209H49ZM73 212H74V213H73ZM76 212H77V215H76V218H75V219H77V216H80V214L78 213L79 211H76ZM138 212H139V211H138ZM195 212H196V213H195ZM203 212H202V214H203ZM225 212H224V213H225ZM263 212H264V211H263ZM25 213H26V212H25ZM62 213H64V212H62ZM62 213H61V214H62ZM126 213H127V212H126ZM131 213H132V212H131ZM149 213H152V212H148L147 215H148ZM160 213H161V212H160ZM165 213H166V212H165ZM170 213H171V212H170ZM170 213H167V214H169V215L167 216V217H169V218H170V216H171ZM182 213H183V212H181L180 215H183ZM185 213H186V212H185ZM205 213H204L203 217H205ZM235 213H236V212H235ZM249 213H248V214H249ZM14 214H15V215H14ZM142 214H144V213H142ZM153 214H154V212H153ZM156 214H157V213H156ZM156 214H154V215H156ZM167 214H166V215H167ZM208 214H209V213H208ZM208 214L206 215L207 217H208ZM229 214H230V212H229ZM229 214H228V215L226 214V215H227L228 222L230 221L229 223H231V224H235V225H238V224H236V223H233V221H235L234 219H232V214H233V213H231V215H229ZM244 214H245V213H244ZM248 214H247V215H248ZM255 214H257V216H255ZM8 215H9V216H8ZM13 215H14V216H13ZM28 215H29V214H28ZM28 215H27V216H28ZM40 215H41V218H38ZM42 215H43V216H42ZM45 215H46V216H45ZM144 215H145V216H144ZM144 215H143V216L146 217V219L148 218L147 221H145V220H144L145 218L143 217L142 222H144V223H141L140 221H138V222L135 221V217H134V219H132V216H129V218L126 217V219H130V218H131V221H134L133 223L136 225V226H134V227H138V228L141 230L143 227H142V226L140 227V225H143V224H145V223L147 222V224H145V225L148 226V221H149L150 217H151V219L154 217V215H151V216H147L146 214H144ZM157 215H159V214H157ZM180 215H179L178 217H177V215H175V217L178 218V219L176 218L177 220L174 219V218H175L174 216H173L171 219H169V218H167V217L165 216V214H163V215H159V217L162 216L163 218H165V220H168V219H169L170 222H169V220H168V225H170V223L173 225L174 222H171L172 219H174V220H172V221H175V220H176L175 223H178V221H179L180 223H182V224L184 223L183 225H185V222H184L185 220H183V219H184V218L186 219V217L183 218V216H184V215H188V213H187V214H184V215L181 217L182 219L180 218ZM189 215H191V214H189ZM209 215H210V214H209ZM212 215L209 216V217L212 218ZM222 215H223V216H222ZM263 215H264V214H263ZM11 216H12V217H11ZM21 216H22L21 219H26V218H23L24 215H21ZM125 216H126V214H125ZM152 216H153V217H152ZM229 216H231V219H232L233 221H231V219H230ZM248 216H249V215H248ZM254 216H255V217H254ZM28 217H30V216H28ZM61 217H62V215H61ZM138 217H141V216L138 215ZM156 217H157V216H156ZM156 217H154V218H156ZM189 217H190V216H189ZM191 217H190V218H191ZM228 217H229V218H228ZM249 217H250V216H249ZM16 218H17V217H16ZM118 218H119V217H118ZM121 218H123V217H121ZM141 218H142V217H141ZM141 218H139V219H141ZM166 218H167V219H166ZM179 218H180V219H179ZM190 218H189V219H190ZM214 218H215V217H214ZM214 218H212V219L209 218V219H210V222H211V220H214ZM257 218H258V217H257ZM260 218H261V216H260ZM260 218H259V219H260ZM59 219H60V218H59ZM151 219H150V220H151ZM160 219H161V218H158L159 223H160ZM224 219H225V218H224ZM227 219H225V220H227ZM229 219H230V220H229ZM19 220H17V221H19ZM31 220H32V219H31ZM136 220H137V219H136ZM143 220H144V221H143ZM182 220H183V221H182ZM218 220H219V219L214 220V223H215V222L217 223ZM225 220H224V221H225ZM254 220H256V219H254ZM23 221H25L26 223H23ZM59 221H61V219H60ZM59 221H58V222H59ZM77 221H78V220H77ZM156 221H157V219H156ZM162 221H164V219H162ZM162 221H161V223H163ZM186 221H188V220H186ZM189 221H190V220H189ZM189 221H188V222H189ZM248 221H249V220H248ZM252 221H253V220H252ZM33 222H34V221H33ZM115 222H116L115 225H116L117 223H118V225H119V223H120V222H118V221H115ZM121 222H122L123 224H120V225H121V226H122V225L124 226V222H123V221H121ZM125 222H127V221L125 220ZM129 222H130V221H128L127 223H125V225L127 226V224H130V223H131V222H130V223H129ZM154 222H155V221H154ZM154 222H151V223L153 224ZM228 222H227V223H228ZM242 222H243V221H242ZM246 222H247V221H246ZM249 222H250V221H249ZM259 222H260V221H259ZM259 222H258V223H259ZM133 223H132V224H133ZM161 223H160V224H157V222H155V223H154V226H155L154 229H153V227H152V228L150 227L151 229H147L148 227L145 226V225H143L144 227H146L147 231L149 230L150 233H151L152 230H154V231L152 232V235H150V233H148V232H145L143 229H142L141 231H144V234H145V235H147V234L150 235V238H151L150 241L152 242L151 244H153L154 251H156V253H157V250H159V251L161 250V254H162V250L165 249V247H164L165 245L162 246V245H163V244H162L163 241L161 242V238H164V237H165L167 240H168V237H167V236H170L169 239H170V238H174V237H172V236L175 235V233H173V232H174V230H175V232H178V226H174V229H173V227L171 226V228H172V230H173V232H172L170 228H169L170 230L168 229V226H167V224H166L167 221L164 223L163 228H162V225H163V224H161ZM218 223H219V225H220V221H218ZM251 223H254V221H253V222H250L249 224L251 225ZM91 224L95 225V227H93V228H92V227H89ZM149 224H150V222H149ZM152 224H150V225H152ZM156 224H157V225H156ZM165 224H166V225H165ZM186 224H187V226H188V223H186ZM207 224H208V225L210 224L209 226H211V227L213 226V228L211 229V230H213V231L210 230L211 227L209 228V231H208V230H207L208 227H207V228H206L207 231H203V232H202V231H201V230H203L202 226L205 227L204 225H207ZM222 224H223V223H222ZM254 224H256V223H254ZM24 225H22V226H24ZM80 225H81V226H80ZM93 225H92V226H93ZM112 225H113V224H112ZM115 225H113V226H115ZM118 225H117V226H118ZM120 225H119V226H120ZM137 225H138V226H137ZM160 225H161V226H160ZM176 225H178V224H176ZM216 225H217V224H216ZM219 225H218V226H219ZM257 225H258V224H257ZM29 226H30V225H29ZM75 226H76V225H75ZM113 226H112V227H113ZM117 226H116V229H115V230L118 229ZM119 226H118V227H119ZM159 226H160L162 229H164V227L166 226L168 230L166 229V230H167V231L165 230L166 232H165L164 230L160 231L161 228H160ZM180 226H181V225H180ZM243 226H244V225H243ZM251 226H252V225H251ZM254 226H255V225H254ZM104 227H105V226H104ZM129 227H131V228H129ZM166 227H165V228H166ZM169 227H170V226H169ZM200 227H201V228H200ZM220 227L222 228L221 230L223 231V226H220ZM120 228H122V227H120ZM176 228H177V229H176ZM199 228H200L201 230H200ZM216 228H217V227H216ZM30 229H31V228H30ZM30 229H29V231L31 232ZM123 229H124V228H123ZM134 229L136 230V228H133V230H134ZM146 229H145V230H146ZM219 229H220V228H219ZM104 230H105V229H104ZM111 230H112V229H110L109 231L111 232ZM119 230H120V229H119ZM133 230H132V231H133ZM135 230H134V231H135ZM137 230H138V229H137ZM137 230H136V231H137ZM179 230H180V228H179ZM204 230H205V229H204ZM224 230H225V229H224ZM248 230H250V229H248ZM248 230H247V231H248ZM2 231H3V232H2ZM100 231H101V230H100ZM109 231H107V232H109ZM112 231H114V229H113ZM141 231H140V234H141ZM210 231L212 232V233H210V234H212V235H209V232H210ZM230 231H231V230H230ZM101 232H102V231H101ZM117 232H118V231H117ZM138 232H139V231H138ZM138 232H137V234L135 233L136 236L140 235ZM162 232H164V234H162ZM171 232H172L174 235H173ZM189 232H190V230H189ZM189 232H187V234H188ZM204 232H206V233H204ZM214 232H215V231H214ZM224 232H225V231H224ZM28 233H29V232H28ZM28 233H27V234H28ZM52 233H51V234H52ZM114 233H115V231H114ZM131 233H132V232H131ZM146 233H147V234H146ZM178 233L180 234V232H178ZM207 233H208V235H205V234H207ZM219 233H220L221 235H219ZM230 233H231V232H230ZM230 233H229V236H225L227 233H226V234H223V235L225 236V238L227 237V238L225 239V240H227V242L224 240V237L222 238V239L225 241V244H224V245L227 247V248L225 247V250H226V249H232V250L230 251L231 254L228 255V258H229V256H230V257L232 256V258H233V256H234L236 259H235V258L232 259L233 262H235V261L237 260L236 262H238L239 264H240V263H241V264H242V263L248 264L247 259H249V257H245L246 254H248V255H250V256H251V255L253 256V258H252L251 260H252V262H254V260H253V259H254V256L257 257V256H258V253L256 254V252H257V251H256V252H255L256 255L253 254L254 252H252V251H254L255 248H252V247H251L253 250L250 248V246H251L252 244H250V246H249L248 244L244 245V244H245L244 240L242 241L243 244H241V242H240L241 240H239V239H237V238L234 237L235 239H237L236 241L239 240V242H240V244H241V245L239 246V248H240L242 245H243V246L241 247V249H242L244 246H246V248H247V247L250 248V249L247 248V250H245L246 248L244 247L245 249L243 248V250L240 251L239 249H237V248L234 246V245H235L236 243H238V242H236L235 239H233V240L235 241V243L233 242V240H232L233 235H232V234H231V235H232V238L229 239V240H232L231 242H233V244L228 240V238L231 237V236H230ZM240 233H241V232H240ZM94 234H95V233H94ZM97 234H99V233H97ZM115 234H116V233H115ZM135 234H134V232H133V235H135ZM183 234H184V233H183ZM23 235H24V238H23ZM28 235H32V234L29 233ZM36 235H37V234H36ZM60 235H61V234H60ZM95 235H96V234H95ZM133 235L130 236V237H134V238L136 239L137 237H136V236H133ZM142 235H143V234H141L140 236H138L139 238H137V239L139 240L137 246H139L140 241L143 240V239L140 240V237H141V238H144V237H145V236L142 237ZM149 235H148V236H149ZM164 235H165V236H164ZM176 235H177V233H176ZM236 235H237L238 238H241V236H240L241 234H239V235L236 234ZM39 236H37V238H38ZM45 236H46V237L43 236V237H41V238H39V239H42V238L46 239V238L48 237L47 235H45ZM53 236H54V235H52V239H53ZM79 236H80V237H79ZM148 236H146V238H147ZM162 236H164V237H162ZM187 236L189 237L190 234H188ZM239 236H240V237H239ZM25 237H26V238H25ZM61 237H62V235H61ZM78 237H79V238H78ZM97 237H98V236H97ZM176 237H177V236H176ZM176 237H175V239H176ZM103 238H105V237H103ZM111 238H112V239H111ZM146 238H144V239H146ZM243 238H244V237H243ZM263 238H264V235H263ZM47 239L50 241V237L47 238ZM47 239H46V240H47ZM130 239H132V240H130ZM148 239H149V237H148ZM166 239H163V240H166ZM1 240H3V239H1ZM42 240H43V239H42ZM94 240H96V238H95ZM94 240H93V241H94ZM114 240H115V239H114ZM172 240H173V241H172ZM186 240H185V242H186ZM261 240H262V239H261ZM6 241H5V242H6ZM30 241H32V240H30ZM39 241H41V240H39ZM53 241H54V240H53ZM59 241H60V240H59ZM110 241H109V242H110ZM127 241H128V242H131V241H132L133 244L130 243L132 246H130L129 243L126 244ZM143 241H144V240H143ZM146 241H147V240H146ZM150 241H149V240L147 241V243H148L149 245H150V243H149ZM170 241L174 242V239H170L169 242H170ZM175 241H176V240H175ZM200 241H205L204 243H206V245L204 246V243H203V244L201 243V244H202V246H201ZM228 241L232 244V246H231V244H230V246H229V245H228V246L226 245V244L228 243ZM245 241H246V240H245ZM263 241H264V239H263ZM25 242H26V241H25ZM27 242H29V241H27ZM61 242H60V243H61ZM107 242H108V241H107ZM159 242H160V243H159ZM185 242H183V243H185ZM221 242H223V241H221ZM29 243H30V242H29ZM142 243H143V242H142ZM145 243H146V242H145ZM157 243L159 244V245H158V246H159L158 248H157V245H156V247H154V244H157ZM170 243H171V242H170ZM198 243H199L200 246L197 245ZM263 243H264V242H263ZM1 244H2V243H1ZM31 244H32V243L28 244L27 246H29V245H31ZM35 244H36V243H35ZM50 244H52V242H51ZM58 244H59V243H58ZM71 244H74V245H75V244H76V245H81V246H80V247H81V250H80V249H79V250L82 251V255L77 256L78 258H77V257H75V258H71V257H70V250L73 248V246H72V248L70 247ZM82 244H83V246H85L87 249H86L85 247H82ZM91 244H92V243H91ZM140 244H141V243H140ZM160 244H161L162 247L160 246ZM165 244H168V241H165ZM171 244H172V243H171ZM171 244H168V246L170 245V247L173 248L175 245L173 244V246H172ZM179 244H180V243H178V245H179ZM181 244H182V241H181ZM228 244H229V243H228ZM259 244H261V243H259ZM59 245H60V244H59ZM109 245H110V244H109ZM127 245H128L129 247H128ZM134 245H135V246H134ZM142 245H143V244H141L140 246H142ZM183 245H182V246H183ZM220 245H221V244H220ZM220 245H219V247L222 248V245H221V246H220ZM224 245H223V246H224ZM236 245H237V244H236ZM238 245H239V244H238ZM89 246H90V245H89ZM113 246H114V247H113ZM137 246H136V247H137ZM168 246L166 245V248H167ZM34 247L36 248L37 246L34 245ZM40 247H41V246H40ZM57 247H58V246H57ZM142 247H144V249H145L146 244H145V246H142ZM148 247H149V246H148ZM178 247L180 248V246H178ZM197 247H198V248H197ZM199 247H200V248L202 247L203 249L199 251ZM228 247H230V248H228ZM231 247H233V248H231ZM262 247H263V246H262ZM2 248H3V247H2ZM6 248H7V247H6ZM51 248H52V247H51ZM134 248H132V251L134 250ZM138 248H139V247H138ZM155 248H156L157 250H156ZM168 248H169V247H168ZM168 248H167V249H168ZM172 248H171V249H172ZM3 249H4V248H3ZM43 249H44V251H43ZM135 249H136V248H135ZM149 249L152 250V247L150 246V247L148 248V251L151 252V250H149ZM173 249H174V248H173ZM181 249H182V248H181ZM4 250H5V249H4ZM40 250H41L42 252H40ZM58 250H59V248H58ZM88 250L93 251V253L90 252V251H88ZM129 250H130V249H129ZM169 250H170V249H168V251H169ZM177 250H178L179 252L181 251L180 249H177ZM184 250H185V251H184ZM196 250H198V252H196ZM244 250H245V251H244ZM60 251H61V249H60ZM71 251H72V250H71ZM137 251H138V250H137ZM145 251H147V247H146ZM148 251H147L148 254H151V253H152V252L149 253ZM171 251H172V250H171ZM216 251H217V253H216ZM221 251H222V250H221ZM227 251H228V250H227ZM246 251H247V252H246ZM263 251H264V250H263ZM4 252H5V251H4ZM6 252H7V250H6ZM8 252H9V249H8ZM48 252H49V251H48ZM87 252L90 253V255H89V254L87 255V254H86ZM128 252H129L128 254H130L131 251H128ZM164 252H165V250H164ZM172 252H173V251H172ZM183 252L181 251L182 254H185V253H183ZM242 252H243V253L246 252V253H244V256L242 255ZM60 253H61V252H60ZM60 253H59V254H60ZM132 253H133V252H131L130 256L132 255L133 257H135V256L137 255V254H136L137 252H134V255H135V256H134ZM142 253H143V251H142ZM142 253H141V254H142ZM154 253H155V252H154ZM154 253H153V254H154ZM156 253H155V254H156ZM158 253H159V256L164 257V254H165V253L162 254V255L160 254V252H158ZM167 253H168V252H167ZM170 253H171V252H170ZM220 253H221V252H220ZM222 253H223V251H222ZM222 253H221V254H222ZM0 254H2V253H0ZM59 254H58V256H59ZM85 254H86L87 256H86ZM171 254H172V253H171ZM176 254H177V253H176ZM179 254H180V253H178V255H179ZM182 254H181V255H182ZM199 254H198V255H199ZM216 254H218V255H217V258H216ZM226 254H228V252H226V253H224V254L221 255V256H223V257H221V258H222V261H223V259H224V261L226 260V259L224 258V255H226ZM61 255H62V254H61ZM61 255H60V257H61ZM64 255H62V256L64 257ZM157 255H158V254H157ZM166 255H167V254H166ZM168 255H169V253H168ZM178 255H175V256H178ZM200 255H199V256H200ZM109 256H110V257H109ZM155 256H156V255H155ZM226 256H227V255H226ZM0 257H1V256H0ZM83 257H86V258H83ZM91 257H92V256H91ZM108 257H109V258H108ZM112 257H111V258H112ZM133 257H131L130 259H132ZM165 257H166V260H167V256H165ZM196 257H197V256H196ZM256 257H255V258H256ZM2 258H3V257H2ZM2 258H1V259H2ZM15 258H16V259H15ZM88 258H89V257H88ZM116 258H114V259H112V260L114 261ZM137 258H138V257H137ZM152 258H154V255H152ZM156 258H157L156 260H153V259H152L153 261H155L154 264L159 263V261H158L159 259H158V258H160V257H156ZM172 258H173V257H172ZM175 258H176V257H175ZM178 258H179V257H178ZM199 258H200V257H199ZM228 258H227V259H228ZM245 258H246V259H245ZM250 258H251V257H250ZM4 259H5V258H4ZM14 259H15V260H14ZM135 259H136V257H135ZM256 259H257V258H256ZM259 259L261 260V257H259ZM109 260L111 261V259H109ZM152 260H151V261H152ZM161 260H162V261H161ZM175 260H176V261H174L172 264H181V262L177 263V261H178L177 258H176ZM184 260H187V262H186V261L183 262ZM217 260H218V261H217ZM229 260H231V258H230ZM232 260H231V261H232ZM245 260H246V261H245ZM5 261H6V260H5ZM15 261H16V262H15ZM81 261H82V262H81ZM138 261H140V260H137V262H138ZM156 261H158V262H156ZM164 261H165L164 258H162V259L160 258V263H161V262H164ZM172 261H173V260H172ZM172 261H171V262H172ZM190 261H191V262H190ZM222 261H221V262H222ZM226 261H228V260H226ZM257 261H258V260H257ZM261 261H262V260H261ZM86 262H87V263L84 262V264H90L88 261H86ZM135 262H136V261H135ZM135 262H133V263H135ZM137 262H136V263H137ZM168 262H169V261H168ZM221 262H220L219 264H227V262H224V263H223V262L221 263ZM233 262H232V263H233ZM249 262H250V260H249ZM252 262H251V263H252ZM258 262H259V261H258ZM258 262H257V264H260V263H261V262H260V263H258ZM114 263H116V260H115ZM114 263H113V264H114ZM150 263H151V262H150ZM160 263H159V264H160ZM164 263H165V262H164ZM117 264H118V262H117ZM120 264H121V263H120ZM137 264H140V263L138 262ZM141 264H142V263H141ZM146 264H147V263H146ZM166 264H167V263H166ZM170 264H171V263H170ZM192 264H193V263H192ZM228 264H230V263H228ZM249 264H250V263H249Z\"/></svg>",
	"mask_w": 264,
	"mask_h": 264
}]
</instances>
